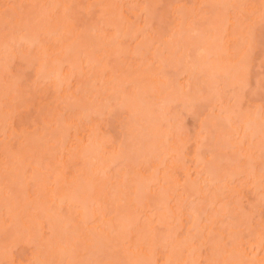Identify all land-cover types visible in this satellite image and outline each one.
<instances>
[{
  "label": "rangeland",
  "instance_id": "1",
  "mask_svg": "<svg viewBox=\"0 0 264 264\" xmlns=\"http://www.w3.org/2000/svg\"><path fill=\"white\" fill-rule=\"evenodd\" d=\"M56 1L58 2V0H48V1H47V0H46V1H45V0H44V1H43V0H42V1H41V0H0V58H1V59H0V61H1V62H0L1 65H0V66H2V64H4L5 61L8 62L7 59H8V56H9V55H7L5 52L7 51V49H9V50L12 49V44H10L11 47H9V46H7V45H9V43H10V41L13 39V37L10 39V41H9V39H7V38H10V35L13 33V30H14V33H15V29L18 31V33L16 34V35H18V36H16V39H17V40L19 39V36H20V35H21V37H23V34L26 33L25 36H24L26 39H24V37H23V38L20 37V38L22 39V40H20V42L23 41V42H25L26 44L29 43V44H28L29 46L26 45V46L28 47V51H29V48L34 49V48H33V45L35 44L34 47H36V43H38V47H39L40 38H41V40L43 39V35H42V34H44V33H47V34H48V33H52V34H51V36H52L51 38H52V39H51V38H48L47 35L44 36V39H47L48 42H47V40H44V39H43V40L45 41V42L43 41V43H42V41H41V43L43 44V46L40 44V45L42 46V48H44V47L46 48V47L49 45V43H51V41H52V43H51L50 45L53 46V44H54V46H58L60 43H57V44H56L55 42L53 43V41H54V35H55V34L58 35V33H60V32L62 31V27H64V26H65V27H66V26L69 27V26L71 25V26L73 27V23H74V26H75V27L71 28V26H70V28H71L70 31H71V32H72L74 29H76V25L79 26V25L81 24L79 27L77 26V29L74 30V31H76L77 34H78L79 36H80V33L83 31L81 36L83 37V35H84V33H85V36H86V37H85V41H87V40L89 41V40H90L91 44L93 43V45H94V44L96 45V44L99 43L100 41H99L97 38H94V37H92L90 34H86V33H91V32H90L91 29H92V28L95 29V27H96L97 25H98L97 28L100 29V30H99V29H97V30H98V31H101V28H100V27H102V29H103V25H102V23H103V24H104V23H108V24H107L108 28L106 27V24H104V26H105L106 28L103 29V31L106 30L105 32H103L104 34L106 33L105 36H104V37L107 36V37L105 38V40H106V39L109 37V34H112V33H113L112 30H114V29L116 30V27H117V26L120 24V22L122 21V19L119 20V18H121V17H122L123 19H124V17H125V19H127V21H126V20H123V21L125 22L126 26L128 25V26L131 27V28H129V27L127 26V29H129L128 32H130V31H134V32H133V36L136 37V35H137L138 38H139L140 34H142V36H143L144 39H145V40H144L145 42H144L142 39H140V41H141V42L143 41L144 44H145L146 46L149 44L148 46H151V47H150V48H151V51L149 52L150 48H149V49L147 48V49H148V53L145 54V57H144V55H142L145 59H147V58L149 59V60H147V62H145V60L143 61L144 58L141 57V56H139V57L136 56V57H135L134 55L130 54V53H132L131 48H132L136 43H138L137 40H136V42H135V40L132 41V42L130 41L131 38L133 37V36H131V35H132V32H131V34L128 36V38H126V36H125V39H121L123 45H120V51H117V52H119L118 54H115V53H117V52H116L117 48L114 50L115 47H114V48L112 47V49H113L114 52H115L114 54H113V52L111 53V51L107 49V52H110L111 54L115 55V56H111V54H109V56H111L109 59L106 58V57H107V56H106L105 58H106L107 61L104 60L103 63L100 62L99 64L97 63V64H95V65L92 66V65H91L92 62H91V64H89L90 62H89L88 60H87L88 62L85 61L86 63H85L84 61H82L83 58L85 57V56H83V58L81 59L82 64H83V62H84L85 65H83V66H88V67L86 68V70H85V68H84V70H83V69H82L83 67L81 68L82 64L79 62V63L81 64V65L79 66V71H81L80 68L82 69V71H84V72L86 71L85 73H86V77L88 76L87 78H85V76H84L85 74L81 77L82 79H81V78H78L79 75H77V76H78L77 78H76L75 75H74L75 77L73 76V78H71V77H70V74H69V72H70V70H69V69H70V66H69V69H68V67L65 66V65L62 66V67H61L62 69L65 68V69H67V70H69V71H67V70L64 71V70H63V71H61V73L67 72V76H69V78H71V79H69V82L66 83V84H67L66 86H68V87H67L68 89H67V88H66V89H67V91L69 90L68 93H71V92L74 93V91H75L74 88H76V86L78 85V82L81 81L82 84L85 82V83H84V86H86V83H87V80H88V79H93V78L96 79V78L98 77V75H100V76H99L100 79L97 78L95 81H94V80L91 81V82L94 81L93 83H89V84L91 85V90L89 89V90H90V92H88L89 94H88V93H87V94L84 93V97L86 98V100H85V98L83 97V93H82V94H79L80 92L78 93V91H79L78 88H77L78 91L76 92L77 94L74 93V94H75V95H74L73 93H71V95L73 94L74 97H77L76 95L79 94V97H77V98L75 99L76 105L74 106V103H73V104L71 105V107H69L70 105H68L67 103H68V102H69V104L72 103L71 101H68V100H70V98H69V99L66 98V99H68V100H67V102H66V101L64 102V97H65V96H64V97L62 96V95H64L65 92H67V91L65 90V92L63 93V89H65V88H64L65 85H63V86L60 85V86L63 88V89L61 88L62 91L60 90V92L57 93V94H59V95L61 94V95H60L61 98H60V96H57V94L53 92L54 87L52 88V86H53L54 84H52V86H51V84H50L51 82L49 83V82H48V79L43 78V79H45V80H42V81H39V82H38V81H35V80H34V79L37 80V78H32V79L34 80V82H33V80L30 78V77H32L31 75H32L33 73L35 74V72H34L33 70H34V69L36 70V68H34L35 66L37 67V64L35 63V61H37V59H36L37 56H38V55H40L39 57L42 56V54L38 51V50L41 49V47H39V49H38V47H36L37 50H35L36 48L34 49L35 51H33V53H34V52H37V51L39 52V54H36V55L34 54L35 57H34L33 55H29V58H31V59H33V57H34V63H33V61L31 60V63H33V65H34V66H33V65L30 63V59H29L28 62H29L31 65L28 64V62L26 63L27 59H25V58L28 56L29 53L32 54V49H30V52H29L28 54L25 55V52H24V51H21V49H22V50H25L27 47L24 46L25 44H24V45H21V44H23V42H21V43L19 44L21 47L24 46L25 48H21V49H20V47L18 46V48H19L18 51H19V52H18V51H17V52L14 51V53H15V52L18 53V54L24 53V54L21 55L22 57H24L23 60H22V58L20 57V55H18L19 57H16V54H14L13 56H15V57H14V60H15L16 63H14V60H13V62H11V61H12V58H13V56H12L11 59H10V60H11L10 63L8 62V64H9V67H8V68H7L5 65L2 66V67H0V98L2 99V100L0 99V104H1V103L3 104V105L1 104L2 108H0V112H1V114H0V119H1V121H0V122H2V121H3L4 123L6 122V121H4L5 119L2 120L3 117H1V116H3V114H4L5 112L7 113V112L10 111V112H9L10 114L7 113L8 115H10L9 118L6 117V116H8V115H6V114H5L6 116L4 115V118H6V119L8 118L7 120H9V121H7V122H10V123H7V124H10V125H8L9 127L7 126V124H4V123L2 122V123H0V124H1V125H0V128H1V126H2V124H3V127H2L3 129L1 128V130L8 129V128L11 129V130L8 129L9 131L7 130L9 136L7 135V132H6V133L4 132L5 135H4V133H3V135H2L1 132H0V167H1V168L4 167V163H6L5 165H8V166H9L10 163L8 162V160H9V159H10V160L12 159V158L10 157V156H12V155H14V158H15V157L18 158V156H16V155H18V153H19L20 156H19V159H18V160H20V162H21V159H22L23 157H24V158L27 157V158L24 159V161H22L21 163H22V166H25V167H24V169H25L24 173L26 172V175H28V176L30 177V178H29V177H26V178H29L28 180L32 179V180H31L32 182H31V181H30V182L28 181V185H29V187H30V184H32L33 182H35L36 179H35L34 176L32 175L33 173H32V174L30 173L31 171L29 172L28 170H26V169L28 168V167H26V165L28 166V164H27L28 161H29V162H33V164L35 163V164H34L35 167H38L39 169L41 168V169H43L44 171H46V168H47V167L45 168L46 165L50 166V168L48 167V168L50 169V172H48L47 175H49V173L51 174V172L54 171V169L51 168V167L53 166V163H52V164L49 163L50 161H51V162H54V161L56 160V158H57V157H55V155L52 154V153H53V152H52V149H54V147H55L54 150L56 151V150H59L58 148H60V149H61V152L57 154V152L60 151V150H59V151H57L55 154H56V155L61 154L62 151L65 150L64 148H65L66 146H67V148H69V146H70V144H68L69 141L67 142V139L70 140V141H72L73 138H74V140H75V139L77 138V136L80 134V133L77 134V131H76V130L78 129L79 125L85 121L84 119H86L85 117L88 116V115H86L84 118H83V117H80V116H81L82 114H84V113L87 114L88 111H89L90 113H91V110H92V111H95L94 109H96L97 106H98V105H97L98 103L95 104L96 106H94V107H96V108L93 107V103H92V107H91L92 109H90L89 106H88V107L86 106V104H87L86 101L88 102V100H89L90 98H92V96H91L92 94H95L96 92H97V93H99V92L101 93V92H102L103 94L101 93V96L103 95V97H104V96L108 95V93L111 91V92L109 93V97H110V95L113 96V94H111L112 92H114V91H113V88H115V89L117 90V87H114V86H115V84L118 85V83H119V82H118L119 79H118L117 77H121V74H122V73H126V75H127V78L125 77L126 80H124L125 78L122 79V78L124 77V76H123V77H121L122 80H120V81H123V80H124V81H127V79H129V78H128L129 76H128L127 72H124V71H128L129 73H132L131 71H133L134 69H136V71H135V70H134V71H135V72H138V73L141 71V73H139V74H138V73H135V78H134L133 80H132V78H133L134 76H133V77H130L131 83H132L133 81L139 79L140 81H135V83H136V82L138 83V84H136V86H139V85H141V82H142V79H143V78H142V76H143V74H142L143 71H144V74H149V75H150V73H152V72L155 71V70H156V72H157V69L161 67L160 64H162L163 62L168 61V62L165 63V64H167L168 66H169V63H170V62L172 63V60L174 59L173 55L176 54L175 51L173 50V49H174V48H173V47H174V46H173V43H175L174 38H171L172 40L169 38V40H171L172 43L167 42V44L169 45V46H168V47H169V48H168L169 51H167V47L165 48L164 45H163V44H166V41H162L163 44H162V42H161V43H158V44L156 43V42H160V41L162 40V38H161L162 35L165 36V29H164L163 27H165L166 30L168 29V32H172V31H173L172 28H173V26H174V32H176V33L173 34L174 37H175V34H176V35L178 34L177 31H176V30H178V29H176V28L180 25V28L182 27V29H180V28H179V29L183 31L184 23H185V21H187V20H189V22H190V20L192 19L191 23H190V24L188 23V24H189V26H190L191 24H192V26L195 25L196 27H194V26H193V27H194V28H197L196 30H199L200 26H201L203 29H205L206 27L209 28V27L215 25V24H214V25H211V24H213V22H215L216 15H218V14H222V12L226 9V7L229 8L230 6H231V7H232V6H235L234 3H235L236 0L233 1V4H232V5L229 4V3H227L229 6H227V4H226L227 1L224 2V3H225V6H224V3H222L223 6H224V9H222L223 11L221 10L222 12L220 11V13L215 14V17H214V15L212 16V14L216 13L217 11L219 12L218 9H219V8H222V6H221V7H217V8H216L215 5H213V8L210 7V6L207 7V6H208V3H207L206 1H204V0H203V1L206 2L207 4H206V3L204 4V3L202 2V0H201V1L199 0L201 6L195 4V3H196L195 1L198 2V0H172V1H169L168 4H169V3L171 4V3H174V2H175L174 4H172L174 7L176 6L175 8H177V5H181V7H180L179 9H181L182 6H184V8H182L180 11H182L183 9H184V10L186 9L185 13H188V12H187V11H188V10H187L188 8H190V9H189V11H190L191 8H193L192 10H194V9H195L194 7L196 6V10L193 11V13H195V14L193 15V13H192L191 11H190V12H191L192 15H189V14H188L189 16H192V18H191V19H187L189 16L186 15V14H184V16H183L184 19H185L187 16H188V17L184 20V23L182 22L183 26H181V24H178V26H176V28H175V25H177V22H181V19H180V18H177L175 15H172V12L174 11V8L171 9L173 6L170 7L171 5H167V6L165 5V4L167 3V0H159L160 2H159L158 0H152V1H151V0H138V1H137V0H136V1H135V0H130V1H129V0H122V1H121V0H116L117 2H115L116 4H115L114 6L112 5V1H111V4H108V2H106V4H105V2L101 4V3H98V0H97V2H96L95 0H93V1H94V4L97 3L96 5H100L101 7H103V8H100V7L98 6L100 9H102L101 11H100V9H99L98 7H96V5L93 6L94 4H93L92 7H91V4H90L91 1H87V0H71V1H70V0H61L60 2H58V3H61V4H58L57 7H58L59 5H64V6H67V8H70V9L65 10V12H64L65 14H64V13L61 14L62 16H66V17H64L65 19H63V17L60 18V16H59V17L57 16L58 18L65 20V21L62 20L63 23L65 22V24L62 25V26H61V24H59V26H58L59 28H57V24L55 23V22H56L55 19L57 20V18L54 17V16H55V15H54V12H52V11H54V9H55V6H54V5H55V2H56ZM78 1H79V2H78ZM86 1H87V2H86ZM105 1H106V0H105ZM131 1H132V2H131ZM150 1H151V4L149 3ZM207 1H209V0H207ZM222 1H223V0H222ZM230 1H231V0H230ZM245 1H246V0H245ZM245 1L243 0V2H245ZM260 1L263 3L262 0H248V1H246V3L251 4V7H250V5H249V6H246V9L249 8V7H250V9H251V8H252L254 5H256V4H257V5L259 4V6H260V4H262ZM57 2H56V3H57ZM62 2H63V4H62ZM70 2H71V3H70ZM74 2H75V3H74ZM89 2H90V3H89ZM100 2H103V0H102V1L100 0ZM122 2H123V3H122ZM228 2H229V1H228ZM243 2L240 1V4L243 3ZM252 2H253V6H252ZM72 3L74 4V6H76V9H75V7L73 6V8H74L73 11H74V12L71 10V7H70V6H72ZM87 3H88L89 6L91 7V8L88 9V11L86 10V7H88V4H87ZM92 3H93V2H92ZM113 3H114V1H113ZM120 3H121V4H120ZM147 3H148L149 5H147ZM198 3H199V2H198ZM198 3H197V4H198ZM202 3L204 4V6H206V5H207V6H206V7H203V6H202V5H203ZM219 3H220V2H219ZM219 3H216V4H219ZM231 3H232V1H231ZM237 3H238V0H237ZM237 3H235V4H237ZM65 4H66V5H65ZM103 4H105V7H106V8L112 6V7H110V9H111L110 12H112V13L108 12V9H106V11H105V12H108V13H104V12H102L103 10H105V7L102 6ZM209 4L211 5V2H209ZM248 4H245V5H248ZM263 4H264V3H263ZM263 4H262V7H263ZM78 5H79V6H78ZM84 5H87V6L85 7ZM125 5H126V6H125ZM144 5L146 6V8H147L148 6H151V7H153V8H152V10H151V7H150V8L148 7V9H146L147 11H145V12H144V10H141V11H140V8L143 7ZM238 5H239V4H238ZM245 5H244V6H245ZM257 5H256V7L254 6L255 9L252 8V11H254V10H256V9L258 8ZM64 6H62V8H63ZM211 6H212V5H211ZM217 6H218V5H217ZM241 6H242V5H241ZM244 6H242V8H243ZM57 7H56V8H57ZM60 7H61V6H60ZM60 7H59V9H60V11H61L62 9H61ZM81 7H82V8H81ZM84 7H85V8H84ZM120 7H121V8H120ZM165 7H166V8H165ZM168 7H169L170 9H168ZM214 7H215L216 9H215ZM239 7H240V6H238V8H239ZM52 8H53V10H52ZM119 8H120V10H119ZM206 8H211V9H212V10H211L212 13L209 12V11H207ZM228 8H227V11H228L227 14H228V15H227V14H226V15H227L229 18H227V19H231V21H230V22L228 21V22H229L230 24L233 23V24H234V28H233V25H232V27H231V25H230V27H231V30H230V27L227 25L228 28H229V31H227L228 29L226 28L227 26H225V25H226V23H228V22H225L224 20L221 21L224 17H226L225 14H223V15H224L223 18H222V16L220 17V15H219L216 19H218V18L220 17V18H219V19H220L219 22H220V21L223 22V23L225 22L224 27H225L226 29H224V27H223V30H225L226 33H225V31H223V33H225L226 35H227V33H228V34H231V33H238V34H237V35H238L237 37H236V35H233L234 38H233V36L231 35L232 38H233V40L236 39L237 41H234L233 43H231V40H230L231 45H233L234 43L236 44V45L233 46V47L236 46L235 49L237 48V44H238V42H239V44H238V48H239V49H237V50H235V51L233 52L234 55H237V57L234 56L236 61L240 58L241 55H243V53H241V52H243V51H242V49H243L242 47H244L243 45H245V47H246V45H248V44H246V43H250V44H251V46H250V44L248 45L249 47H251L250 49H249V48H248V50H247L246 48L243 49V50H245V51H246V50H247V51H249V50L251 51V52L249 51V54L247 53V54H248V57H247V54H246V57H243V58H247V59L244 60V59L241 57L242 59L240 60V62L238 61L239 64L237 63V65L243 64L242 66L244 67V69L242 68V69H238V70H237V68H234V66H232V68H230V69L228 70V71H230V74H231L232 77H236L235 79H232V78H231L232 80L230 79L229 82L232 83V84H231V83H230V84L233 85V84L235 83L236 85L234 84V85L230 88L231 85L228 87L229 84H228V85H227V84H224V83L227 82L229 79H228L227 81H226V79H225V81H223V80H224V78H223L224 76H223V77H222V76L217 77V74H216V76H215V73H214V74L212 73L214 76L211 75V76H209L208 78H210V80H211V77H213V78L217 77V78H216V81H217V82H218V80H219V78H220L218 84H219L220 86H223V87H222L223 90H224V91H223V94H225V95H221V96H220V94H221L220 91H222V89L220 88V91H218V89H217L218 87H217L216 89H215V88H212V89L214 90V91H213L214 94H213V93L211 94V89H210L209 91L207 90V89H209V87H208L209 85H208V84H211V82H210V83H207V81L204 80V78H203V74H201V73H202V70H203V69H201L202 67H200V69H201V71H200L199 69H197V68H199L198 65L195 66V67H197V68H195V67H191V65H190L189 67H190V70L193 71V76H194V71L196 72L195 75H196V74H197V75L199 74V75L196 76V78H195V76L192 77V76L190 75V77H192V80H193V78H194L195 80L193 81V82H194V83H193V82H191L192 80L190 81V80L188 79V81H189L188 84H190V83H192V85L194 84V87L197 88V89H195V91H196V92L199 91V92H197V93H198L200 96H202V93H203V96H204L203 100H202V97H203V96L200 97L199 95H198V99H197V100L194 99L195 97H194V98L191 97V99L189 98L191 101H192V99H194V100H193L194 102H192L193 104L196 103V101H199V98H201V101H199V102L196 103V104L198 105V107H197L196 104H195L196 107H194V105H193V107H194V108H193V109H194V112H192L193 110L190 111V110H186V109H183V108H182V110H181V108L179 109L178 107H180L181 105H182V107H187V104H186V103L184 104V102H183L184 99H182L181 96H182L183 94L186 93V96L184 97V95H183V98H186L185 100H187V98L190 97L189 95H191V94H188V93H187V92L191 89V87H190L189 90H188L187 92H185V91H184V93L180 92V93L182 94V95L180 96L181 99H182L181 102H183V103L180 105V100H181V99L179 100V98H180V97H179V98H178V100H179V104H178V100H177V104H178V106H177V107H174V106H175V105H174L172 108H170V109H173V110H174V109L177 110V111H174L176 115H174V114L172 115L173 112L170 111V110L168 111L169 108H168L167 106L164 108L163 111H166V112H165V115H167L166 113L169 112L170 115H171V117L175 116V117L169 119V121L172 119L170 122L166 120V122L169 123L168 125H172V124H173L172 127H174V128L171 127V128H172V131H173L172 133L169 131V130L171 129L170 126H166V122H165V121L159 120V119H161V118H158L157 120L153 119V120L155 121V124H156V125H155V128L157 127V122H156V121L159 120V122H160V124H159V122H158L159 131H160V128L163 129V127L165 128V126H166V130L169 128V130L167 131V133H166V131L164 130V133L167 134V136H169V137H168L169 140H170V135H171V138H172V134H174V136H173V142H174V140H175V142H176V140H178V143H179V144H181V142H182V143H185L184 145L181 144V146H182V145L185 146V147H183L184 149H181V150H183V151H178V149H177V151H175L176 153H179V152H180V156H179L178 158L180 159L181 156H184V157H182L184 160L181 161V160H179L177 157H176L177 160H176L174 157H172V158L175 159V160L173 159V162H174L175 165H176V163L178 164V163L180 162V163H179V166H180V164H181L180 167L183 166L182 169L187 168V170L178 169L179 167H178V165H176V166L178 167V168H177L178 170L176 171V170H175V169H176V166H173V164H172L173 162H172V163H171V162L169 163V160L171 161L172 159L168 158L167 156L163 157V156H164V151H163V149H162V151H161V149H160V151H161L162 154L160 153V151H158V153H160V155H159L158 158H156V159H159V158L161 157V155H162L161 158H162V159L164 158V161H163V162H165L164 165L166 166V165H167V162H168V165H167V166H171L173 169L175 168L174 170H175L176 172H178V175H177V176H176V175H173V178H175L174 176H176V180H177L178 182H181V183H183V180H186V179H188V178H189V180H190V179H191L190 177L192 176V180H193V182H194L195 179H196L197 181L200 180V181H199V182H200V185L202 184V182H203L202 179H201L202 177L198 180L197 177H196V175H195V174H198V173H196L195 170L199 171V167L201 168L202 171L204 170L203 165H206V164H204V163L202 162L203 165L200 166V165H201L200 163H201V161H202L203 159L206 160L205 158H206L207 156L209 157V155H208V154L206 155V153H209V154L211 155V156H210V157H211V158H210V162H209V160H208V161H204V162H208V163H207L208 167L205 166V169H206L207 171H208V168H209V167L213 170V169H214V168H213V165H215L214 167H217L219 164H220V165L224 164V165H223V167H224L223 169L219 168V167H221V166H218V168H216V170L219 169V171L217 170V172H218L219 174H220L221 172H222V173H221L222 175L224 174L223 172H224L225 169L227 168L226 166H228V167L233 166L232 168L230 167V169H232V170L234 169L235 171H238L237 168H236V167L238 166V167H240V168H239L240 171H238V172H239L238 174H240V172L242 173L241 165H242L243 162H242V160L238 159V158H240L241 156L236 158V157H234V156H230V153H229V156L226 157V156H227L226 153H224V154L226 155V156H225V155L222 154L224 151L221 152V151L224 149V147H227V146H228V144L230 143V141H228V144H225V145H224L223 143H220V142H222V141H220L221 138H219L217 135H213V134H216V133L218 132L217 130H220L221 127H220L219 129L216 130V131H217L216 133H215V130H214L213 128H217V127H219L221 123H220V121H218L219 119L217 120V118L219 117V114H218V117H216V115H217V114L215 113L216 110H210V113H213L212 115H215V116H214L215 118H214V117H213V118L216 119V121H218V122H217L218 126H215V125H214V123H215L216 121L212 123L215 127L211 124V120H210V119H213V118H210V119H209V117L211 116V114H209V112L207 111L208 109L205 110V108H203V107L207 106V107L209 108V105H210V106H213L214 103L211 102L209 105H207V104H206V103H207L206 100H204V99L206 98L205 95H209L210 97H212V96L215 97V96L219 95V97L216 98V99H218V100L220 99V101H218V100H217V101H216V100H213V99H214L213 97H212V100H213V101H216L217 103H219V102H221V101H224V104H223V105H225V102H228V101H229L228 104L226 103L227 107H229V103L231 102V98L234 97V98L232 99V102L230 103V105H231V104H232V105H235V107H236L237 109H236L235 107H233V108H234L235 111L237 110V112H235V113L238 114V115H237L238 117H241V115H243L242 112H241V114H239L240 111H238V109H239V110L242 109V108L245 109V110L247 111V112H245V113H248V111L250 112V110L253 111L254 108H252V109L249 110V109H246V107L250 108V107H249V104L253 106V105L255 104V102H257V103L260 104V108H259V110L262 111V112L264 111V107H263V106H264V96H262V95H264V45H263V44H264V41H263V43H260V42H262V40H260V39H261V37L264 35V32H263V31H264V18H263V17H264V13H263L264 11L261 12V8H260V9H257L258 12H257L256 14L253 13V14H255V18L257 17V20L260 18V15H262V13H263V17H262L263 19L260 20V21H262V22H259V20L256 21V19H254L256 22L253 20L255 23L253 22L254 24L252 25V23L249 21V19H247L249 16H243V15H244V12H245V11L247 12L249 9L246 10L245 7H244L245 11H244L243 9L241 10V12H243V13H242L243 15L241 16V13H240V15L237 16V13H238L239 11L236 13L235 10H234V12H235V13H234V12H233V9H232V12H231V10L229 9V10H230V11H229ZM234 8H235V7H234ZM236 8H237V6H236ZM50 9H51V10H50ZM83 9H84V10H83ZM154 9H155V10H154ZM163 9H164V11H163ZM167 9H168V10H167ZM179 9H178V10H179ZM57 10H58V9H55L56 12H57ZM116 10H117V11H116ZM153 10H154V11H153ZM171 10H172V11H171ZM213 10H215L216 12H213ZM259 10H260V12H259ZM41 11H43V13H42ZM69 11H70V12H69ZM90 11H91V12H90ZM149 11H151V12H149ZM161 11H162V12H165V13H162ZM225 11H226V10H225ZM225 11H224V13H225ZM48 12H49V13H48ZM61 12H62V11H61ZM67 12H69V13H67ZM89 12H90V13H89ZM100 12H101V13H100ZM176 12H177V10H176ZM190 12H189V13H190ZM248 12H250V10H249ZM31 13H32V14H31ZM34 13H37V14L35 15ZM40 13H41V15L39 16ZM114 13H115V14H114ZM173 13H174V12H173ZM183 13H184V12H183ZM51 14H52V15H51ZM69 14H70V15H69ZM88 14H89V15H88ZM174 14H176V13H174ZM34 15H35V17H34ZM42 15H43V16H42ZM46 15L48 16L49 19L47 18ZM50 15H51L52 17H54V20L51 19L52 17L50 18ZM53 15H54V16H53ZM122 15H123V16H122ZM156 15H157L158 17H157ZM162 15H163V17H162ZM181 15H182V14H181ZM185 15H186V16H185ZM249 15H252V14H249ZM36 16H37V17H36ZM38 16L41 18V24H40L39 22H37V21H39V17H38ZM105 16H106V17H105ZM110 16H111V17H110ZM160 16H161V17H160ZM171 16H173L174 19L176 18L175 21H173V17H171ZM253 16H254V15H252V17H253ZM67 17H69V18H67ZM156 17H157V18H156ZM230 17H231V18H230ZM246 17H247V18H246ZM31 18H33L32 20L34 21V23H33V21L31 20ZM37 18H38V19H37ZM249 18H251V16H250ZM66 19H68V21H67ZM73 19H74L75 21H74ZM104 19H107V22H105ZM117 19H118V23H119V24H118V23H117V24H112L115 20H116L115 22H117ZM159 19H160V20H159ZM177 19H180V21L177 20ZM213 19H214V20H213ZM42 20H43V22H42ZM101 20H102L103 22H101V23L98 22V21H101ZM157 20H158V21H157ZM212 20H213V21H212ZM250 20H251V19H250ZM17 21H18V22H17ZM19 21H20V23H19ZM25 21H27L28 23L25 22ZM58 21H59V20H57V23H58ZM72 21H73V22H72ZM112 21H113V22H112ZM123 21H122V23L124 24ZM159 21H162V22H159ZM165 21H166V22H165ZM182 21H183V20H182ZM251 21H252V20H251ZM109 22H110V24H109ZM221 22H220V23H221ZM231 22H232V23H231ZM21 23H23V25L25 24V26H28V24L31 25V23H32V25H34L35 23H36V24L38 23V24L40 25V26L38 25L40 29H43L44 26H46L44 29H48V30L51 29V30H50L49 32L46 31V30H42V31H43V33H42V31H41L40 29H38V27H37V29L40 30V35H39V31L35 30V31H37V33H38V34H37V33L35 32L36 35L38 36V37L36 36V40H35V37L32 36V34L29 35V39H30V38H33L36 42L34 41V43H30V42L27 43L26 40L28 39L27 35H28L29 33H27L28 31H27L25 28H28V27H24V29H25V30H24L25 32H24V31L22 30V27H23V26H22ZM59 23H60V22H59ZM61 23H62V22H61ZM71 23H72V24H71ZM75 23H76V25H75ZM163 23H164V24H163ZM200 23H201V24H200ZM19 24H20L21 27L19 26ZM36 24H35V25H36ZM90 24H91V25H90ZM123 24H121V26H122ZM168 24H169V25H168ZM188 24H186V26H188ZM218 24H219V23H217V25H218ZM221 24H222V23H221ZM32 25H31V26H32ZM35 25H34V28L36 29V26H35ZM41 25H42V26H41ZM109 25H110V26H109ZM111 25H113V26H115V27L112 26V27H113V29H112ZM116 25H117V26H116ZM159 25H160V26H159ZM165 25H167L168 27L165 26ZM198 25H199V26H198ZM219 25H220V24H219ZM219 25H218V26H219ZM251 25L253 26V27H252V30H251V28H250ZM31 26H29V27H31ZM47 26H49V27L47 28ZM87 26H88V28H87ZM94 26H95V27H94ZM221 26H223V24H222ZM221 26H220V27H221ZM60 27H61V28H60ZM65 27H64L63 31H64V32L66 31V32H65L66 34L63 33V31H62L61 33H62V34H65V35H63V36H65V38H66L67 31H69L70 28H68V30H67ZM81 27H82V28H81ZM85 27H86V28H85ZM91 27H92V28H91ZM110 27H111V29H109ZM118 27H120V26H118ZM170 27H172V28L170 29ZM190 27H191V26H190ZM204 27H205V28H204ZM32 28H33V26H32ZM34 28H33V29H34ZM89 28H91V29H89ZM120 28H121V27H120ZM184 28H185V26H184ZM207 28H206V30H205V33L210 34L211 31L209 32ZM215 28H218V27H216V25H215ZM232 28H233V29H232ZM258 28L260 29V31H259V30H258V31L256 30V29H258ZM28 29H29V28H28ZM65 29H66V30H65ZM78 29H79V30H78ZM94 29L92 30V32L94 31ZM121 29H122V28H121ZM169 29H170V30H169ZM175 29H176V30H175ZM187 29H188V28H186V30H187ZM209 29H210V28H209ZM213 29H214V28H212V33H213ZM88 30H90V31L88 32ZM107 30H109V32H107ZM115 30H114V32H115ZM119 30H120V29H119ZM201 30H202V29H200L199 31L202 33L203 31H201ZM250 30H251V33H252V34L250 33ZM261 30H263V31H261ZM17 31H16V32H17ZM26 31H27V32H26ZM32 31L34 32V30H32ZM74 31H73V32H74ZM78 31H80V32L78 33ZM136 31H137V33H135ZM184 31H185V29H184ZM187 31H188V30H187ZM189 31H190V29H189ZM193 31H194V30H192V32H193ZM207 31H208L209 33H208ZM215 31H219L218 34L221 33V30H220V29H217V30L215 29ZM248 31H249V32H248ZM254 31L258 32V33H257V34H258V37H257V34H256ZM19 32H21L22 34H21V33L19 34ZM23 32H24V33H23ZM33 32H32V33H33ZM122 32H123V31H122ZM192 32H191V33H192ZM200 32H199L198 35H201ZM14 33H13V34H14ZM35 33H34V35H35ZM61 33H60V35H62ZM68 33H70V32H68ZM96 33H97L98 35H100L99 33H102V32H96ZM116 33H117V32H116ZM116 33H115V34H116ZM118 33H120V31H119ZM124 33H126V32H124ZM124 33H123V34H124ZM134 33H135L136 35H135ZM166 33H167V31H166ZM179 33H180V31H179ZM181 33L183 34V32H181ZM184 33H185V32H184ZM194 33H196V32H194ZM205 33H204V34H205ZM212 33H211V34H212ZM244 33H245V35H242V34H244ZM248 33L250 34L249 36H248ZM77 34H75V35H77ZM115 34H113V35L115 36ZM161 34H162V35H161ZM167 34H168V33H167ZM170 34H171V33H170ZM182 34H180L181 39H182L183 37L186 38V37H188V36H189V37L192 36L191 38H194L195 35H196V34H195V35H189V32H188V33L186 32L185 34H183L184 36L182 37ZM186 34H187V35H186ZM207 34H206V35H207ZM246 34H247V35H246ZM255 34H256V35H255ZM262 34H263V35H262ZM60 35H59V36H60ZM68 35H69V34H68ZM70 35H72V33H71ZM70 35H69V36H70ZM78 35H77V36H78ZM116 35H117V34H116ZM124 35H125V34H124ZM173 35H171V37H173ZM185 35H186V36H185ZM213 35H214V34H213ZM223 35H224V34H223ZM226 35H225V36H226ZM259 35H260L261 37H259ZM39 36H41V37H39ZM59 36H58V37H59ZM63 36H61V37H63ZM69 36H68V37H69ZM72 36L74 37V33H73ZM72 36H70L69 38H71ZM77 36H76V38H75V37H74V38H75V39H79V38L81 37V36H80V37L77 38ZM119 36H120V35H119ZM119 36H116V37L118 38ZM122 36H123V35L121 34V37H122ZM142 36H141V37H142ZM167 36H168V35H167ZM201 36H203V35H201ZM207 36H208V35H207ZM210 36H211V35H210ZM210 36H209V37H210ZM220 36H221V35H220ZM220 36H219V38H220ZM231 36H230V37H231ZM244 36H246V37L248 36V39L245 38ZM14 37H15V35H14ZM17 37H18V38H17ZM45 37H46V38H45ZM58 37H57L56 39H58ZM61 37H60V38H61ZM73 37H72V39L74 40ZM88 37H89V38H88ZM100 37H101V36H100ZM110 37H111V36H110ZM110 37H109V38H110ZM116 37H114V38H116ZM121 37H120V38H121ZM176 37H177V36H176ZM189 37L187 38L186 41H184V40L180 41L181 39H180V40H177V39H178V37H177L176 40H177V42H179V43H176V44L178 45V44H180V42H181L180 45L183 44L182 47L185 46V44L190 43V41H188V40L191 39V38H189ZM198 37H199V36H198ZM211 37H212V36H211ZM226 37L229 38L228 36H226ZM226 37H223V38H226ZM256 37H257V38H256ZM3 38L5 39V42H4ZM38 38H39V42H38V40H37ZM91 38L95 39V42H96V40H98L99 42L94 43V40L92 39V41H93V42H92V41H91ZM114 38H113V40H114ZM138 38L136 37V39H138ZM164 38L166 39V36L163 37V40H164ZM184 38H183V39H184ZM195 38H196V37H195ZM195 38H194V41H195ZM205 38H206V37H205ZM215 38H216V37H215ZM219 38H216V39H219ZM221 38H222V37H221ZM223 38H222V41L224 40ZM240 38H241V39H240ZM259 38H260V39H259ZM263 38H264V37H262V39H263ZM6 39L9 41V43H8V41L6 42ZM33 39H32V41H33ZM50 39H51V40H50ZM82 39H83V38H82ZM127 39H128V40H127ZM198 39H199V38H198ZM229 39H231V38H229ZM246 39H247V40H246ZM249 39H250V40H249ZM14 40H15V39H13L12 42L16 43ZM49 40H50V41H49ZM59 40H60V39H59ZM63 40H64V39H63ZM63 40H62V38H61L62 43H64ZM73 40H71V42H72ZM80 40H81V39H80ZM83 40H84V39H83ZM110 40H111V39H110ZM110 40H109V41H110ZM116 40H117V39H115L114 43L117 42ZM118 40H119V39H118ZM207 40H208V39H207ZM207 40H206V43L211 45V42H212V41L210 40V41L207 42ZM225 40H227V39H225ZM242 40H243V41H242ZM248 40H249V41H248ZM255 40H256V41H255ZM18 41H19V40H18ZM67 41H68V40H67ZM69 41H70V40H69ZM77 41H79V40H77ZM111 41H112V40H111ZM127 41H128V42H127ZM187 41H188V42H187ZM219 41H221V40H219ZM245 41H246V43H245ZM257 41L259 42L260 45L262 44V46H261L262 48L260 47V45L258 44ZM3 42H4V43H3ZM46 42H47V43H46ZM71 42H70V43H71ZM74 42H75V43H74V45L72 46L71 49H70L71 46H69L70 43L65 42L70 50L74 49V48H73L74 46H75V50L77 49L76 51H75V50H74V51H70V50H68V53H67V54H69V51H70L69 57H68V56H65V57H67L68 60L71 59V60H70V63H73L72 61H74V60H72V59H75V61L78 62V60L81 58V57H80V58L78 59L77 56L74 55V54H75L74 52H77V51H78V52L76 53V54H78V53L81 52L80 50L82 49V48H80V47H79V49H78L77 45H75V44H78V42H76L75 40H74ZM81 42H82V40H81ZM90 42H86V43L89 44ZM105 42H106V41H105ZM105 42H104V45H105ZM119 42H121V41L119 40ZM123 42H124V43H123ZM147 42H148V44H147ZM164 42H165V43H164ZM182 42H183V43H182ZM184 42H186V43L184 44ZM216 42H218V40H217V41H213V44H212L211 46H215V45H218V44H219V43H216ZM224 42H225V41H224ZM226 42H227V41H226ZM226 42H225V43H226ZM256 42H257V43H256ZM65 43H64V44H65ZM82 43H83V42H82ZM82 43H81V44L79 43V46H81ZM86 43H85V44H86ZM101 43H102V41H101ZM101 43L99 44L98 47L94 45V46H95V49H96V50H99V51H100V49H102V52H105L104 49H106V47H104V49H103V44H102V46H100ZM114 43H113V44H114ZM131 43H132V44H131ZM133 43H135V44L133 45ZM196 43H197L196 46L198 47V46H199V45H198V40L196 41ZM200 43H201V42H200ZM221 43H222V42H221ZM2 44H4V45L7 44V45H5V50H6L5 52H4V45H2ZM17 44H18V43H17ZM30 44H31V45H30ZM45 44H46V45H45ZM72 44H73V42H72ZM85 44L82 45L83 48H84V45H85ZM87 44H86V45H87ZM108 44H109V43H108ZM111 44H112V43H111ZM111 44H110V45H111ZM116 44H118V43H116ZM116 44H114V45H115L116 47H119V46H117ZM119 44H120V43H119ZM119 44H118V45H119ZM144 44H143V45H144ZM192 44H193V39H192V41H191V45H192ZM222 44H223V43H222ZM227 44L229 45V42H227ZM50 45H49V46H50ZM60 45H62V44H60ZM89 45H90V44H89ZM89 45H87V46H89ZM93 45L90 46V47H92V50L94 49V48H93ZM97 45H98V44H97ZM140 45H142V43H140ZM162 45H163V46H162ZM170 45H171V49H172V51H171V49H170ZM180 45H179V46H180ZM191 45H190V46L186 45L187 48L184 47L185 50H186V49L189 50V52H188L189 55L186 56V59H185V60H189V59L194 58V56H193V55H194V52H192V51H193V50H196L197 47H196L195 45H192V48H193V49H192V51H191V49H190V48H191ZM201 45H202V44H201ZM210 45H209V46H210ZM228 45H227V46L223 45V46H224L225 48H229V46H231V45H229V46H228ZM14 46H16V45L14 44ZM14 46H13V47H14ZM49 46H48V47H49ZM87 46H86V47H87ZM156 46L159 48V51H160V49L162 50V51H160V53L162 52L163 55L159 53L160 56L162 55V57H159V54H158V55L156 54V53L159 52V51H158V48H157ZM165 46H166V45H165ZM175 46H176V45H175ZM179 46H178V48H179ZM193 46H195V48H194ZM209 46H208L207 48H211V46H210V47H209ZM6 47H7V49H6ZM90 47H88L89 49H87V50H89L90 53L87 54L88 51H86V48H84V52H82V54H85V52H86V54H85V55H86V58H84L85 60H86V59H89V58H87L89 54H90V57H91V55H92V57H94V56H95L94 54H97V53H95V50H93V51L91 50L92 53H94V54H91V51H90L91 48H90ZM99 47H100V49H99ZM101 47H102V48H101ZM109 47H110V46H109ZM109 47H107V48H109ZM144 47H145V46H144ZM189 47H190V48H189ZM221 47H222V46H221ZM233 47H232V48H233ZM259 47H260V48H259ZM14 48H15V47H14ZM16 48H17V47H16ZM57 48H58V47H57ZM57 48H56L57 51H56L55 49H53V48H51V49H50V48H47V49H48V52L50 51V52H52V53H55V52H54V50H55V51H56V54H57V52L60 51V49L58 50ZM59 48H62V50H63V45H62L61 47L59 46ZM134 48H135V47H133L132 49L134 50ZM152 48H153V49H156V52H155L154 54H156L157 57L155 58V60H156L158 57H159V58H163V57H164V58H167V59H168V60H166V59L164 60V58H163L164 61H163L162 63H160V64H159V63H156L157 65H158V64H159V65H158L157 68H156L155 70H153V71H152L151 69H152L153 66H154L153 63L155 62V60H154V62H152V63L150 62V58L152 57L151 54L153 53V49H152ZM178 48H176V52H177V53H180V52H183V51H184V49H183V50H180V51L178 52V51H177ZM198 48H199V47H198ZM232 48L230 47V49H229V50H231V51H230L231 53H232V51H233ZM252 48H253V49H252ZM49 49H50V50H49ZM52 49H53V50H52ZM66 49H67V47H66ZM110 49H111V47H110ZM112 49H111V50H112ZM136 49H137V48H136ZM181 49H182V48H181ZM211 49H212V48H211ZM223 49H224V48H223ZM233 49H234V48H233ZM113 50H112V51H113ZM129 50H130V53H129ZM138 50H139V49H138ZM140 50L143 51L144 49H141V48H140ZM209 50H210V49H209ZM255 50H256V52H255ZM10 51H11V50H10ZM12 51H13V50H12ZM64 51H65V46H64ZM64 51H63V52H64ZM82 51H83V50H82ZM99 51H98V53H100V54H99L100 56H97V58L102 57V56H101V55H102V52H101V51L99 52ZM144 51H145V50H144ZM144 51H143V52H144ZM146 51H147V50H146ZM170 51H171L173 54H172V53H169ZM211 51H213V50H211ZM214 51H217V50L215 49ZM237 51H239V53L241 54L240 56L236 53ZM240 51H241V52H240ZM26 52H27V51H26ZM38 52H37V53H38ZM65 52H66V51H65ZM135 52H137V50H136ZM151 52H152V53H151ZM184 52H185V51H184ZM184 52H183V53H180V54H181V55H184ZM186 52H187V51H186ZM186 52H185V53H186ZM195 52H197V50H196ZM60 53H61V52H60ZM60 53H58V54H60ZM144 53H145V52H144ZM168 53H169V54H168ZM174 53H175V54H174ZM211 53H212V52H211ZM235 53H236V54H235ZM245 53H246V52H245ZM245 53H244V56H245ZM253 53H254V54H253ZM56 54H54L53 56L49 54L50 56H52V57H50V56H49V57L53 59V57H54ZM64 54H65V53H61V54H60L61 57H62ZM72 54H73V55H72ZM154 54H153V56H155ZM171 54H172V55H171ZM186 54H187V53H186ZM186 54H185V55H186ZM191 54H193V55L191 56ZM6 55H7V59L4 58ZM11 55H12V54H11ZM60 55H59V56H56V58H57V57H60ZM70 55H72V57H70ZM78 55H80V54H78ZM93 55H94V56H93ZM181 55H180V57H181ZM185 55H184V56H185ZM196 55H198V54L196 53ZM25 56H26V57H25ZM32 56H33V57H32ZM73 56H75L76 58L73 57ZM80 56H81V55H80ZM131 56H133V57H131ZM188 56H190L191 58H189ZM238 56H239V57H238ZM49 57H47V59H49V64H50V63H52V62H50L51 59H50ZM65 57H64V58H65ZM78 57H79V56H78ZM170 57H173V59H171ZM175 57H177V58H175V60L173 61V65H174V63L179 64V63H180L179 60L182 59V58H180V59L178 58V54H177V56L175 55ZM210 57L212 58L211 55H210ZM234 57H233V58H234ZM16 58H17V59H16ZM27 58H28V57H27ZM43 58H44V57H43ZM56 58H55V59H56ZM62 58H63V57H62ZM62 58H61V59L58 58V60L61 61ZM67 58H65V59H67ZM187 58H188V59H187ZM202 58H204V57H202ZM4 59H6V60H4ZM35 59H36V60H35ZM55 59H53V60H55ZM76 59H77V60H76ZM90 59H91V58H90ZM94 59H95V58H93V60H94ZM151 59H152V58H151ZM178 59H179V60H178ZM209 59H210V58L208 57L207 60H209ZM215 59H216V58H214V60H215ZM25 60H26V61H25ZM58 60H57V61H58ZM102 60H103V57H102ZM161 60H162V59H161ZM161 60H158V61H161ZM169 60H171V61L169 62ZM185 60H184V58H183V61L186 62V64L183 62L185 65H183V63H182L181 65H175L174 70H175V68H176V70H177L178 68L180 69V71L177 70V72H175L176 70H175V71L170 70V69H173V67H172V68H171V67L167 68V67H168V66H167L166 69H165V67H164L165 64H164V65H163V68L165 69V71H164L163 68L161 69L162 71H164V74H161L160 76L157 75V77L155 76L154 78L157 79L158 77H160L159 80H160V84H161V83H162V81H161V80H162L161 77L164 76L165 79H164V78H163V79L166 80V83H165V84H166V85H169V84H170V85H173V84L170 83V80L172 81L173 79H177L178 76H176V75H178L179 73H181V71L184 70V67H186L185 69H188V66H187V65H189L188 63H190L191 61L188 62V61H185ZM196 60H198V59H196ZM196 60H195V61H196ZM202 60H203L204 62H205L206 60H205V58H204V59H200L201 64L204 65V64L202 63ZM214 60H212V61H214ZM243 60H244L245 62H244ZM43 61H44V63L47 62L46 59H43ZM57 61H56V63H57ZM62 61H63V60H62ZM65 61H66V60H65ZM65 61H64V62H65ZM75 61H74V62H75ZM95 61L97 62L98 59L95 60ZM152 61H153V60H152ZM175 61H177V62H175ZM178 61H179V62H178ZM209 61H210V60H209ZM241 61H243V62H241ZM38 62H39V61H38ZM66 62H69V61H66ZM66 62H65V64H66ZM96 62H94V63H96ZM105 62H106V63H105ZM143 62H145V63H143ZM149 62H150V63H149ZM187 62H188V63H187ZM200 62H199V63H200ZM248 62H249V64H248ZM47 63H48V62H47ZM148 63H149V66H150V64H152V65H151L150 69H149V67L146 68V66H148V65H145V68H146V70H145L144 67H143V65H144V64H148ZM192 63L196 64V63H198V62H197V61H196V62L192 61ZM214 63H215V62H214ZM214 63H213V64H214ZM27 64H28V66H27ZM88 64H89V65H88ZM101 64H102L103 68H105V66H106V68H105V69H103V68L100 69V67H101L100 65H101ZM105 64H106V65H105ZM213 64H212V65H213ZM246 64H247V65H246ZM29 65H30L31 67H30ZM67 65H68V63H67ZM90 65L92 66L91 71H90V69L87 70V69L90 67ZM202 65H201V66H202ZM206 65H208V63H207ZM32 66H33V67H32ZM47 66H49V67H46V69H47V68L50 69L51 66L54 67L55 65H53V64L51 65V64H50V65H47ZM73 66H74V65H73ZM75 66H77V65H75ZM112 66H114V68L116 67V68H115L116 73H112L113 75H111V72L109 71V70L112 68ZM155 66H156V65H155ZM178 66H180V67H178ZM181 66H182V67L184 66V67L182 68ZM214 66H215V64L213 65V70L210 69V71H211V70L214 71V70L216 69V68H214ZM216 66H217V65H216ZM4 67H5V69H4ZM204 67H205V66H203V68H204ZM220 67H224V66H222V64H221ZM237 67H238V66H237ZM247 67H248V68H247ZM250 67H251V68H250ZM31 68H32V69H31ZM71 68H72V67H71ZM73 68H74V67H73ZM90 68H91V67H90ZM74 69H75V71L77 70V68H74ZM141 69H142V70H141ZM148 69L151 70L152 72L148 71V72H150V73H148V72L145 73ZM167 69H169V70H167ZM181 69H182V70H181ZM204 69H205V68H204ZM222 69H223V72L226 73V71H227L226 68H225V69L222 68ZM235 69H236L237 71H236ZM247 69H248V70H247ZM92 70H93V71H92ZM104 70H107V71H109L110 73L108 72V75L106 76L107 73L104 74V72H103ZM118 70H119V72H118ZM239 70H244V71H243V72H245L244 75L246 74L247 77L244 78V76H243V74H242L243 72L240 71V74H238V76L242 74L241 76H242L243 78L240 76L242 79H241L240 77H238V78H240V79H238L236 75H237V73L239 72ZM250 70H251V71H250ZM1 71H3L4 73L2 74ZM107 71H106V72H107ZM111 71L115 72L113 69H112ZM166 71H167V72H166ZM169 71H171V73H172V71L175 72V73H174V74H170L168 77H170L171 75H172V76L174 75V76H176L177 78H175L174 76H173L174 78H172V76H171V79H168L165 75H168V74H166V73H170ZM178 71H179V73H178ZM208 71H209V69L206 68V69H205V74H206ZM231 71H232V73H231ZM5 72H6V73H5ZM156 72L152 73V75H153V76L156 75ZM220 72H221V71H220ZM75 73H76V72H75ZM75 73H74V74H75ZM78 73H79V72H78ZM78 73H77V74H78ZM160 73H161V72L159 71L158 74H160ZM176 73H177V74H176ZM185 73H186V72H185ZM185 73H184V74H185ZM188 73H189V72H188ZM191 73H192V72H191ZM34 74H33V76H34ZM80 74H83V72L80 73ZM109 74H110V75H109ZM136 74H137V75H136ZM205 74H204V77L206 76ZM208 74H210V72H208ZM218 74H221V73L218 72ZM35 75H36V74H35ZM72 75H73V74H72ZM122 75H124V74H122ZM130 75H133V74H130ZM162 75H163V76H162ZM182 75H183V74H182ZM182 75H181V76H182ZM188 75H189V74H188ZM227 75H228V73H227ZM233 75H235V76H233ZM96 76H97V77H96ZM101 76H103V77H101ZM105 76H106V78H105ZM109 76H110V79H111V77L116 78V79L118 80V81L116 80L117 83H115V82H114L115 84L112 83V84H111L112 86L110 85V83H107L106 79H107V77H108V80H109ZM136 76H137V77L139 76V78L137 79ZM181 76H179L178 80H180V81H182V82L184 83V81H185L187 78H185L186 76H182V77L185 78V79H184V78H182ZM228 76H229V75H228ZM34 77H35V76H34ZM91 77H92V78H91ZM221 77H222L223 79H222ZM225 77H226V76H225ZM229 77H230V76H229ZM229 77H228V78H229ZM39 78L41 79L42 77H39ZM84 78H85V81H84ZM102 78H104V80H102L103 82H99V80H101ZM208 78H207V79H208ZM213 78H212V80H213ZM40 79H39V80H40ZM60 79H62V78H60ZM86 79H87V80H86ZM207 79H206V80H207ZM221 79H222V80H221ZM249 79H250V80H249ZM130 80H128V81L130 82ZM159 80H158V81H159ZM178 80H176L177 83H178ZM244 80L247 81L248 83L246 84V82H245ZM248 80H249V81H248ZM45 81H47V82H45ZM50 81H51V80H50ZM58 81H59V80H58ZM58 81H57V82H54V83H56V85H57V84H58ZM64 81H65V80H64ZM67 81H68V80H67ZM77 81H78V82H77ZM104 81H106L105 84L107 83V84H109L110 86L107 85L108 87H107V86L104 87L103 85H100V84H104ZM112 81H114V80L112 79ZM112 81H110V82H112ZM124 81H123V82H124ZM173 81H174V80H173ZM232 81H233L234 83H233ZM243 81H244V82H243ZM52 82H53V81H52ZM60 82L62 83L63 81H62V80L59 81V84H60ZM81 82H80V85H82ZM123 82H121V83H123ZM164 82H165V81H164ZM182 82H180V83H178V84L174 82V84L180 85ZM208 82H209V80H208ZM69 83H70V84H69ZM126 83H127L126 85H128V82H126ZM135 83H133L132 86H133ZM183 83L181 84V86H183ZM185 83H187V82H185ZM205 83H207V84L205 85ZM68 84H69V85H68ZM89 84H87V85H89ZM113 84H114V86H113ZM119 84H120V83H119ZM142 84H143V83H142ZM160 84H159V85H160ZM212 84H214V82H213ZM212 84H211V85H212ZM218 84H217V85H218ZM80 85H79V86H80ZM159 85H158V86H159ZM211 85H210V86H211ZM217 85H215V86H217ZM60 86H59V87L57 86V88L59 89ZM70 86H71V87L73 86V88L71 89ZM82 86H83V85H82ZM82 86H81V87H82ZM100 86H101V87H100ZM132 86H130V87H132ZM141 86L146 87V85H141ZM141 86L138 88V91H139V92H140L139 89L141 88ZM185 86H186V85H184L183 87L185 88ZM226 86H227V87H226ZM69 87H70V88H69ZM88 87H89V86H88ZM98 87H99V89H97ZM109 87H112V88L110 89ZM123 87H124V86H123ZM144 87H143V88H144ZM159 87H160V86H159ZM163 87H165V85H164ZM163 87H162V88H163ZM173 87H174V86H173ZM188 87H189V86H188ZM207 87H208V88H207ZM225 87H226V88H225ZM237 87H238L239 89H238ZM85 88H87V87H84V90H85ZM89 88H90V87H89ZM101 88H102V89H103V88H109L110 90H107V89H106V92H103ZM126 88H127L126 91H125V92H124V91L122 92L123 95H126V96H125V97L120 96V97H121L122 99H123V98H126V97L129 98V99H128V102H131V105L128 104L129 107H126V108H127V109H130V106H131V107H132V105L134 106V103L136 102V100H138V99L140 100V98H139V95H138V97L133 96L134 93L132 94L133 90H131L133 87L129 89V86H126ZM166 88H167V87H166ZM229 88H230L231 90H233V88H234V90H233V91H230ZM235 88L238 89L237 92H236V89H235ZM77 89H76V90H77ZM87 89H88V88H87ZM96 89H97V91H95ZM115 89H114V90H115ZM122 89H123V88H122V86H121L120 90L122 91ZM128 89H129V90H128ZM133 89H134V88H133ZM157 89H159V88H157ZM171 89H172L171 87H169V90L166 89V90L169 91V92L165 91V92H167V93H164V91L158 93L161 89L158 90V91H157L156 89H155V90L153 89L154 92H155V94L158 93L157 95H155V97H156V96H159L160 94H161L160 97L163 95L162 98H161V101H159L160 103L162 102V106H160V107H164L165 104H166V101L163 99L164 95H166V97H167V96L170 94L169 97L174 99L173 96L171 97V95L173 94ZM198 89H200V90H198ZM201 89H203V90H201ZM70 90H71V91H70ZM98 90H99V92H98ZM120 90H119V91H120ZM124 90H125V88H124ZM130 90H131V91H130ZM141 90H143V89H141ZM146 90H147V89H146ZM146 90L144 89L143 91H146ZM150 90H151V89H150ZM153 90H152V91H153ZM173 90H175V89H173ZM176 90H177V89H176ZM215 90H216V91H215ZM226 90H227V91H226ZM54 91H55V90H54ZM94 91H95V93H94ZM107 91H108V92H107ZM127 91L131 92L132 96L135 97L136 100H135V99L133 100V97H131V99H132V101H131V99H130V97H129L130 95H128V94H130V93H128ZM135 91H136V89H135ZM138 91H137V92H138ZM147 91H149V88H148ZM152 91H151V92H152ZM156 91H157V92H156ZM170 91H171V92H170ZM201 91H203V92H201ZM204 91H205V92H204ZM217 91H218V92H217ZM240 91L242 92V94H240V93L238 94V92H240ZM243 91H244V92H243ZM55 92H56V91H55ZM61 92H62L63 94H62ZM82 92H83V91H82ZM92 92H93V93H92ZM141 92H142V91H141ZM175 92L177 93V91H174V93H175ZM191 92H192V91H191ZM191 92H189V93H191ZM216 92L219 93V94H217ZM232 92H236V93L233 94ZM68 93H67V95L69 96ZM91 93H92V94H91ZM100 93H99V95L97 94L98 96L96 97V99H95V98H93V99L97 100V98L99 97L98 99L100 100V97H101V96H100ZM104 93H105V94H104ZM125 93H128V94H125ZM149 93H150V92H149ZM152 93H153V92H152ZM163 93H164V94H163ZM215 93H216V94H215ZM227 93H228V94H227ZM261 93H262V94H261ZM119 94H120V92H119ZM135 94H136V93H135ZM135 94H134V95H135ZM143 94H144L149 100H151V99L153 98V97H152V96H153L152 94H150V95H152V96H150L149 94L147 95V92H144ZM193 94H196V93H193ZM193 94H192L191 96H193ZM231 94H232V96H231ZM237 94H238V95H237ZM256 94H258V95H256ZM55 95H56L57 97H56ZM65 95H66V93H65ZM95 95H96V94H95ZM95 95H94V96H95ZM114 95H115V94H114ZM121 95H122V94H121ZM144 95H141V96L143 97ZM173 95H174V94H173ZM176 95H177V94H176ZM176 95H174V96H176ZM187 95H188V97H187ZM227 95H228V96H227ZM239 95H240V96H239ZM254 95H255V96H254ZM1 96H2V97H1ZM54 96H55V97H54ZM81 96H82V97H81ZM148 96H149V97H148ZM209 96H207V98H206L207 100H208ZM223 96H224V97H223ZM226 96H227V97H226ZM247 96H248V97H247ZM62 97H63V98H62ZM74 97H73V99H74ZM80 97H81V98H80ZM103 97L101 98L102 100H103ZM120 97H119V98H120ZM146 97H143V98L141 99V101L146 100V99H147ZM155 97H154V98H155ZM166 97H165V98H166ZM169 97H168V99H169ZM177 97H178V96H177ZM222 97H223L224 100L221 99ZM262 97H263V99H262ZM78 98H79L80 100H81V99H82V100H83V99L85 100V101L83 100V102L85 103L86 111L88 110L87 112H86V111H85V112H84V111H81V112H80V110L85 109V106H84V107H83V106H79V104H80L81 101H79ZM88 98H89V99H88ZM104 98L107 100L108 97L106 96V97H104ZM113 98H114V97H113ZM113 98H112V99H113ZM121 98L118 99V97H117V98H115V99H118L117 101H119V100H121ZM154 98L152 99V101L154 100ZM158 98H159V97H157V99H158ZM196 98H197V97H196ZM225 98H227L226 101H225ZM228 98H229V99H228ZM237 98H238V100H237ZM243 98H245V100H244ZM249 98H253L254 101H253V102L251 101V100H253V99H251V100L248 101ZM255 98H256V99H255ZM62 99H63V100H62ZM66 99H65V100H66ZM93 99H92V100H93ZM115 99H114V100H115ZM143 99H144V100H143ZM148 99H147L146 101H148ZM168 99H167V102L170 101V100L168 101ZM176 99H177V98H175L174 100L176 101ZM209 99H210V98H209ZM259 99H260V100H259ZM3 100H5V101H3ZM10 100H11V101H10ZM71 100H72V97H71ZM109 100H110V99H109ZM109 100H107V101H109ZM114 100H113V101H114ZM158 100H160V98H159ZM190 100H189V101H190ZM233 100H235V101H233ZM236 100H237V102H236ZM243 100H244V101H243ZM256 100H258L259 102L256 101ZM1 101H2V102H1ZM56 101H57V102H56ZM73 101H74V100H73ZM77 101H78V103H77ZM93 101H94V100H93ZM125 101H127V99H126ZM134 101H135V102H134ZM154 101H155V100H154ZM154 101H153V102H154ZM208 101H209V100H208ZM3 102H4V103H3ZM5 102H6V103H5ZM83 102H81V103L83 104ZM91 102H92V101H91ZM97 102H98V100H97ZM100 102H101V101H100ZM110 102H111V101H109L108 104H106V106H108L109 104H111V106H112L114 102L117 103L116 100H115L114 102H111V103H110ZM119 102H121V101H119ZM144 102H145V101H144ZM156 102H157V100H156ZM172 102H174V101H172ZM186 102L188 103V100H187ZM261 102H262V105H263L262 107H263V108L261 107ZM62 103H63V104H62ZM89 103H90V102H89ZM102 103H103V102H102ZM102 103H101V106H102ZM105 103H107V102L104 101V106H105ZM115 103H114V105H115ZM150 103H151V101H150ZM150 103H148V104H150ZM170 103H171V101H170ZM204 103H205V104H204ZM222 103H223V102H222ZM235 103H236V104H235ZM248 103H249V104H248ZM251 103H252V104H251ZM4 104L6 105V107H5ZM60 104H61V105H60ZM142 104H143V103H142ZM152 104H153V103H152ZM168 104H169V103H168ZM175 104H176V103H175ZM237 104H239V105L237 106ZM80 105H81V104H80ZM83 105H84V104H83ZM89 105H90V104H89ZM114 105H113V106H114ZM124 105H125V103H124ZM135 105H136V107H137V103H135ZM158 105H159V104H157V107H158ZM171 105H173V104H171ZM171 105H169V107H171ZM190 105H191V104H190ZM200 105H201V106L203 105V107H201ZM223 105H221V109L223 108ZM226 105H225V106H226ZM65 106H66V107L68 106V107H67V109H68V110H67V113H66V110L64 109ZM73 106H74V107H73ZM101 106H100V107H101ZM125 106H126V105H125ZM141 106H142V105H141ZM143 106H144V104H143ZM145 106L147 107V102H146V105H145ZM145 106H144V107H145ZM149 106H150V105H149ZM152 106H153V105H152ZM152 106H151V111L154 112V113H156V112L154 111V109H156V108L154 107V109H153ZM155 106H156V104H155ZM215 106H217V105H215ZM218 106H219V104H218ZM240 106H241V108H239ZM254 106H255V105H254ZM256 106H257V104H256ZM3 107H4V108H3ZM75 107L77 108V110H76ZM79 107H83V109H82V108H79ZM108 107H110V106H108ZM114 107H116V105H115ZM227 107H226V108H227ZM5 108H6L7 111L5 110L4 112H2ZM69 108H70V109H69ZM73 108H74V109H73ZM116 108H119V107H116ZM116 108H115V110H117ZM122 108H123V106H122ZM122 108L120 109V111H115V110H114V111L112 112V114H109V115H108L109 117L107 116L108 113H107V112H103V111H102V114H101L102 116H100V113L98 112V113H99L98 115H99L100 117L97 116V115H96L95 117H93V119H95V120L97 119L96 121L93 120L92 123H94V122H95V123H98V125H97V126H98V130H97V131L99 132V136H100V137L103 136L102 138H104V137H105V134H106V139H107V140L104 139V141H107L106 144L110 147L111 145H109V144L111 143V144H112L111 147H115L114 144L117 145V143L120 142V143H118L120 146H118V147L116 146L115 148H117V149L120 148L121 154H124V152L122 153L123 150H121V149H124L123 146L125 147V144H126V143H127V144H126L127 147H125V148L128 149V152H129V149L132 147V148H133V151H132V152L135 151V153H136L137 150L139 149V148H138L139 146H143V148H142V147L140 148V150H141V149H144L143 152H145L146 149L149 150V148H148L149 146H150V147H151V146H153V147H154V146H157V142H158V140H159V139H157V138H162V137H159V136H160L161 134H164V133H161V132L159 133V131H157L158 128H156L157 130H155V128H154L153 130L157 131L156 133H159L160 135L157 134L158 137H156V135H154V136H152V137L149 135V137H150V138H153V137L156 138V139H157V142H153V143H156V144L152 145L151 142H152V140H153L154 138H153V139H150V138H148L147 136H145V138H144V136H142L144 139H141L142 137H139V138H140V141L143 140V141H146V142H147V140L149 139V140H148L149 144L147 143L148 145H145V147H144V143H146V142H144V143L141 142V145H140V142H139V144L136 143L135 141L138 142L139 139L134 140V139L137 137L136 135H134V132H135L134 129H135V126H136V125L134 126V124H137V125H138V123H139V126H141V128H142V130H143L144 127H145L144 123H145V121H146V118L143 119L142 117H140L141 119H139V116L142 115V112H141V115H139V112H138V111H134V112H135V115L137 114L136 112H138V115H139V116L137 115V117H138V118H137V117L134 115V112L130 110V111L132 112V113H130V114H131L132 116L135 117V118H134L135 120L137 119V123H136L135 120H133V123H134V121H135L134 124H133V123H132V124H131V123H128L127 121L132 122V120H130L128 117H130V118H132V117H131V115H130L129 113H126V112H129V111H126V112L124 111V112H125L126 114H128V115H125L126 117L123 116V115H124V112H123ZM124 108H125V107H124ZM147 108H148V107H147ZM147 108L143 109L142 107H140V104H139V105H138V108H136V109L134 108V110H137V109H138V110H139V109L141 110V109H143L142 111H144V113H145V112H147V110L150 109V107H149L148 109H147ZM167 108H168V109H167ZM197 108H199L198 111H200V113L198 114L199 116L196 115V114H197V112H196V109H197ZM212 108H213V107H211L210 109H212ZM230 108H231V106L229 107V109H230ZM1 109H2V111H1ZM8 109H9V111H8ZM99 109H100V108H99ZM99 109H96V111H98ZM102 109H104V107H102ZM107 109H110V108H107ZM107 109H105V110L108 111ZM131 109H133V108H131ZM157 109H160V108H157ZM157 109H156V110H157ZM187 109H189V108H187ZM213 109H216V108H213ZM229 109L227 108L226 110L229 111ZM243 109H242V111H243ZM261 109H262V110H261ZM52 110H53V111L55 110L56 112H58V111L60 112V114L57 113V114L55 115L56 118H58V116H60V115H61L62 118H63V120H61V122H60L61 124H60V123H58V121H59V119H60L61 116H60L58 119H56L55 121H53V120H54V119H53L54 117H52V119H53V120H52V121H53V124H54V126L56 125L55 127H57V124H58L59 126L61 125V128L59 127L60 130L57 129V131H56V130H55V131H56V132H60L61 130H65V131L67 132V130H69V133L67 132V134H69V135L72 137V138H67L69 135L60 132V133L62 134V136H64V137H61L60 133H59V135H58V133H57V136H58V137H56V139L58 140V139L61 137L62 140L65 139L64 144L67 143L66 145H64V146H65L64 148H63V146H61V145H63V141H62V140H59L60 142L62 141L61 143H59L58 141H56V140L54 139V137L51 138V136H50L49 134H48L49 137L47 136V133H50V132H51L50 134H52V132H54V134H55V131L53 130V128H51V129L49 128L50 125L53 126V124L51 123L52 121H50V123H51L50 125H49V122H46V123H45V125L48 123V124H47L48 126H47V125L45 126V125L42 124V123H44L43 120H42V119H44V117H48V119L51 120V115L56 113L55 111L52 112ZM72 110H73V111L75 110V111L72 112ZM178 110H179V111H178ZM78 111H79V112H78ZM99 111H100V110H99ZM149 111H150V110H149ZM151 111H150V112H151ZM163 111H161V112H163ZM218 111H220V110H218ZM221 111H222V110H221ZM223 111H224V110H223ZM257 111H258V110H257ZM100 112H101V111H100ZM108 112H109V111H108ZM119 112H120V116H119ZM152 112H151V113H152ZM161 112H160V113H161ZM177 112H178L179 114H178ZM195 112H196V113H195ZM216 112H217V111H216ZM231 112H234L233 109H231ZM253 112H255V111H253ZM2 113H3V114H2ZM50 113H51V114H50ZM61 113H64V114H63L64 116H63ZM71 113H74V114L71 115V116H73L74 118L71 117V116H69V114H71ZM79 113H81V114H79ZM95 113H96V112H95ZM115 113H117V114H115ZM121 113H123V114H121ZM144 113H143V115H144ZM151 113H149V114H150L149 120H150L151 117H154L155 115H158V114H155V115H152V116H151ZM194 113H195V114H194ZM220 113H221L220 115H222V112H220ZM67 114H68V115H67ZM77 114H79V115L76 117L77 119H79V120H80L81 118L83 119V120L81 119V122H79V120H78V122H77V119L75 118V116H76ZM88 114H89V113H88ZM92 114H93V113H92ZM96 114H97V113H96ZM231 114H232V113H231ZM74 115H75V116H74ZM84 115H85V114H84ZM129 115H130V116H129ZM143 115H142V116H143ZM163 115H164V113H163ZM163 115L160 114V116H163ZM233 115H234V114H233ZM263 115H264V113H263ZM263 115H262V116H263ZM67 116H68V118L70 117V118L73 119V120H72V119L69 118L70 121H69V120H68V121H69L70 123H71V120H72V121H73V124H75L76 122H77V124H79L78 126H77V124H76V127H74L75 130L73 129L74 132L76 131V132H75L76 134L72 131V129H71V130H70V129H67V130L65 129L66 127H67V128H69L70 126L72 127V125H73V124L71 123L72 125L68 124V125H70V126H66V122L69 123V122L67 121V118H66ZM90 116H94V115H90ZM90 116H89V117H90ZM103 116H104V117H103ZM127 116H128V117H127ZM144 116L146 117L147 115H144ZM148 116H149V115H148ZM202 116H203V117L205 116V118H203ZM231 116H232V115H231ZM237 116H236V117H237ZM258 116H259V114H258ZM262 116H261V117H262ZM49 117H50V118H49ZM78 117H80V118H78ZM89 117H88V119H89ZM105 117H106V118H105ZM123 117H124V118H123ZM232 117H234V116H232ZM263 117H264V116H263ZM62 118H61V119H62ZM119 118H123V119L125 120V122H127V124L130 126V127L128 126L127 128H131V125H133L132 128L134 127V129L131 128V130H130V129L125 128V127L127 126V124L124 122V120L122 121V123L124 122V123L122 124V123L120 122L121 119H119ZM147 118H148V117H147ZM156 118H157V116H156ZM162 118L164 119V117H162ZM165 118H167V117L165 116ZM220 118H221V117H220ZM46 119H47V118H46ZM64 119H65V122H63ZM74 119H75V120H74ZM100 119H101V120H100ZM106 119H107V120H106ZM173 119H174L175 121H174ZM199 119H200V120L202 119L201 121H203V119L207 121V123L204 122V121L202 122L204 127L201 128V129H202L201 131H198V129H199V127H198V126H199V124H198L199 122H198V121H199ZM214 119H213V120H214ZM238 119H239V118H238ZM238 119H237V118H236V119L233 118V121L235 120V122H237L236 120H238ZM259 119H260V117H259ZM41 120H42V121H41ZM44 120H45V119H44ZM91 120H92V119H91V117H90V123H91ZM119 120H120V121H119ZM144 120H145V121H144ZM147 120H148V119H147ZM149 120L146 121V122H147V124H146L147 127H148V124H149V123H148ZM153 120H151V121H153ZM47 121H48V120H47ZM74 121H76V122L74 123ZM140 121H142V123H143V121H144V123H143V126H144V127L141 125L142 123H140ZM54 122H57V123H54ZM85 123H86V122H84V124H81V126L83 125V128H85V127H84ZM90 123L87 121V124H88V125H89ZM103 123H104V124H103ZM118 123H119V124L121 123L122 126L125 124V125H124L125 127H124V126H123V127H122V126H118ZM153 123H154V122H153ZM200 123H201V122H200ZM62 124H64L65 126L63 127ZM87 124H86V125H87ZM111 124H113V125H111ZM116 124H117V126H116ZM197 124H198V125H197ZM206 124L208 125V127H206V128H208V129H204ZM215 124H216V123H215ZM4 125L7 126V128H6V127L4 128ZM86 125H85V126H86ZM149 125H150V124H149ZM160 125H162L163 127L160 126ZM207 125H206V126H207ZM54 126H53V127H54ZM73 126H74V125H73ZM81 126H80L81 130H84V129H82ZM104 126H105V127H104ZM153 126H154V124H153ZM211 126H212V129H211V130H213V132H214L213 134H211L213 137L210 135V133H212V131L210 130ZM45 127L49 128V130H47V128L45 129ZM55 127H54V129H56ZM62 127H63L64 129H63ZM71 127H70V128H71ZM87 127H88V126H87ZM87 127H86V128H87ZM114 127H115V128H114ZM119 127H120V128H119ZM137 127H138V126H137ZM137 127H136V129H137ZM147 127H145V128L147 129ZM150 127H151V126H150ZM150 127H149V128H150ZM167 127H168V128H167ZM76 128H77V129H76ZM102 128H103V129H102ZM104 128H105V129H104ZM110 128H111V129H110ZM122 128H124L125 130L122 129ZM13 129H14L15 131L17 130L16 133L19 132V134L16 135V134H14V132H11ZM96 129H97V127H96ZM101 129H102L103 131H102ZM108 129H109V130H108ZM120 129H121V130H120ZM126 129H127V130H126ZM146 129H145V130H146ZM150 129L152 130V128H150ZM150 129H148V131H151ZM52 130H53V131H52ZM78 130H79V129H78ZM107 130H108V131H107ZM118 130H119L120 132H119ZM128 130H129L130 132H126V131H128ZM133 130H134V132H133ZM138 130H139V129H138ZM140 130H141V129H140ZM145 130H144V131H145ZM153 130H152V132H151L150 134H154V133H153ZM203 130H204V131L207 130V134H205L206 131L204 132ZM5 131H6V130H5ZM85 131H86V134H87V133H88V130L85 129ZM97 131H96V132H97ZM116 131H117V132H116ZM121 131H122V132H125V133H121ZM144 131L141 133L142 135H143L144 133H146V132H144ZM155 131H154V132H155ZM197 131H198L199 134L203 131L204 134H205L204 138L207 137L205 140H202V139H203V138H202L203 136L200 137L201 140H202V142H203V143H206V146H203V149H202V146H200V148L203 150V152H200L201 156H203V158H201L202 160H201V161L199 160L200 163H199L198 160H197V157H198V159H199V156H198L199 152H197V156H196V160H197V162H196L195 164H198V163H199V164L197 165V166H199V167H196V165H194L195 160L193 161V159H192L193 157L191 156V155L194 154V153L192 154V152H194L193 150H194V146H195V140H196V138H197V136H198V135H196V132H197ZM222 131H223V132H222ZM222 131H220V133H219V132H218V133H219V134H224V135H221V136H224V138L226 139V136H227L226 134H227L228 132L224 130V127H223V130H222ZM263 131H264V127H263V129H262V132H261L260 134L255 135V136H257V137H258L259 135L262 136V135H263V134H262ZM72 132L75 134L76 138L74 137V135L71 134ZM79 132H80V130H79ZM98 132H97V133H98ZM111 132L119 133V134H116V136H115V134H113V133L111 134ZM136 132H137V130H136ZM140 132H141V131H139L138 133H140ZM168 132H169V134H168ZM226 132H227V133H226ZM81 133H82V132H81ZM107 133H108V134H107ZM128 133H130V134H128ZM198 133H197V134H198ZM218 133H217V134H218ZM10 134H11V135H10ZM86 134L84 135V132H83L81 135H84V136L86 137V136H87ZM120 134H121V136H122V135H126L127 137H126V136H125V137L122 136V137H123V138H130V140H132V141H131L132 144H133V145L138 144V147H135V146L133 147L132 145H128L129 142H130L128 139H126V140H128L129 142H127V141L125 142V141H124V142L121 143V141H123V140L121 139V141H119L120 138L118 137V135H120ZM147 134H148V133H147ZM165 134H164V138L166 137ZM66 135H67V136H66ZM101 135H102V136H101ZM129 135H130V136H129ZM133 135H134L135 137H134ZM137 135H138V136H141L140 134H137ZM201 135H203V134H201ZM201 135H200V136H201ZM206 135H207V136H206ZM225 135H226V136H225ZM55 136H56V135H55ZM65 136H66L67 139L65 138ZM70 136H69V137H70ZM97 136H98V135H97ZM99 136H98V137H99ZM121 136H120V137H121ZM128 136H129V137H128ZM195 136H196V137H195ZM208 136H211V138H209ZM215 136L218 137L217 139H219V140H217V141H219V142H216V143H218V146H219L220 148H222V150L219 149V152H218V150H217V149H218L217 144H216L215 142H213V141L216 139ZM107 137H108V138H107ZM111 137H112L113 139H115L116 137H118L119 140H118L117 138H116L117 140H113ZM198 137H199V136H198ZM263 137H264V136H263ZM263 137H260V138L258 137V139H255L256 137H252V138L255 139V140H252V139L250 138L249 141H248V139H247V137H246V138H243V140L245 139V142H243V140H240V141H241L242 144L244 143V145H246L247 147L250 146L249 144H251V146H252V144H254V145H258V143H259L258 146H260V144H261V146H260V147H261V150H260V151H258V150L260 149L258 146H254V148H255V147H256V148L258 147L257 149H251L253 153H254L255 150H257L258 152H260V153H258V152H257V153H254V155H256V154H261V152L264 151V150H263V149H264V139H262ZM8 138H9V139H8ZM61 138H60V139H61ZM109 138H111V140H108ZM146 138H147V140H146ZM174 138H175V139H174ZM212 138H214V139H212ZM224 138H223V140H224ZM227 138H228V137H227ZM232 138H233V137H232ZM248 138H249V137H248ZM53 139H54L55 141H53ZM71 139H72V140H71ZM209 139L212 140V141L210 142ZM233 139H234V138H233ZM233 139H230V140L232 141ZM235 139H238V138L236 137ZM150 140H151V142H150ZM161 140H164V142L161 141ZM165 140L167 141V138H166V139H163V138L160 139L161 144L163 145L162 147H165L166 144H167V142H166ZM171 140H172V139H171ZM179 140H180L181 142H180ZM198 140H199V139L197 138L196 143H197ZM221 140H222V139H221ZM226 140H227V139H226ZM226 140H224V141H226ZM228 140H229V138H228ZM75 141H76V140H75ZM75 141H72L73 145H74V142H75ZM109 141H110V142H109ZM114 141H115V142H114ZM153 141H155V140H153ZM183 141H184V142H183ZM224 141H223V142H224ZM53 142H54V143H53ZM57 142H58V144H57ZM112 142H114V144H113ZM131 142H130V143H131ZM169 142H170V141H169ZM171 142H172V141H171ZM171 142H170V143H171ZM208 142H209V144H210L211 147H212V146H215V144H216V146H217L216 151H214V149H213V153H210L208 148H207V149H204L205 147L209 146ZM69 143H70V142H69ZM72 143H71V144H72ZM108 143H109V144H108ZM135 143H136V144H135ZM150 143H151V144H150ZM203 143H202L201 145H204ZM225 143H226V142H225ZM232 143H235V142L233 141ZM236 143H237V142H236ZM239 143H240V142H239ZM239 143L235 144V145H234L235 147H232V148H234V149H233V152H232L233 155H236V154H235V150H236V146L239 147ZM55 144H56V145H55ZM59 144H60L61 147L59 146ZM122 144H123V145H122ZM175 144H176V145H179V144H177V142H176ZM211 144H213V145H211ZM219 144H222V145H224V146H220ZM49 145L52 146V149H51V147H49ZM68 145H69V146H68ZM159 145H160V143H159ZM176 145H175V147H176ZM229 145H230V144H229ZM244 145H240V147L243 148ZM248 145H249V146H248ZM34 146H35V147H34ZM56 146H57V148H56ZM108 146H107V147H108ZM130 146H131V147H130ZM136 146H137V145H136ZM146 146H147V147H146ZM210 146H209V147H210ZM216 146H215V147H216ZM251 146H250V148H253V147H251ZM48 147H49V148H48ZM70 147H72V146H70ZM179 147H180V146H179ZM215 147H213V148H215ZM67 148H66V149H67ZM136 148H138V149H136ZM145 148H146V149H145ZM156 148L158 149V147H156ZM228 148H229V147H228ZM232 148L230 147L229 151L232 150ZM244 148H245V146H244ZM250 148H249V149H250ZM32 149L34 150L33 152H32ZM49 149L51 150V151H50L51 153L49 152ZM69 149H70V148H69ZM127 149H126V151H127ZM134 149H135V150H134ZM157 149H151V150H152V151H155V150L157 151ZM195 149H198V150H199V148H195ZM22 150H25L26 157H25V155H24V153H23L24 151L22 152L23 155L20 154V152H21ZM124 150H125V149H124ZM151 150H149V155H150V156H149V155L147 156L146 153H144V156L146 155V156H145V159H146V160H148L149 157H151L152 160H153V157H152L151 154L156 155V153H151V152H150ZM158 150H159V149H158ZM179 150H180V149H179ZM198 150H197V151H198ZM202 150H201V151H202ZM225 150H227V148H226ZM66 151H67V150H66ZM68 151H70V150H68ZM156 151H155V152H156ZM229 151H227V152H229ZM64 152H65V151H64ZM70 152H71V153H70ZM70 152H69L70 154H73V153H72L73 151H70ZM141 152H142V151H141ZM175 152H174V154H175ZM230 152H231V151H230ZM11 153H13V154H11ZM49 153H50V154H49ZM139 153H140V152H139ZM147 153H148V152H147ZM150 153H151V154H150ZM236 153H237V151H236ZM262 153H263V154L261 155V157H262V156L264 157V152H262ZM66 154H67V152H66ZM125 154H126V153H125ZM127 154H128V153H127ZM127 154H126V155H127ZM140 154H141V153H140ZM174 154H173V156H174ZM195 154H196V152H195ZM204 154H205V156H204ZM227 154H228V153H227ZM49 155H50V156H54V157H50V158H49V157H48ZM62 155L66 156L65 153H62ZM131 155H132V154L127 155L126 157H129V156H131ZM157 155H158V154H157ZM157 155H156V157H157ZM176 155H177V154H176ZM217 155H218V156H219V155H220V156L223 155L222 157H226V158L221 159V158L219 157V159H217V157H218ZM231 155H232V154H231ZM254 155H253L254 158H255L256 156H257V157L259 156V155H256V156H254ZM22 156H23V157H22ZM67 156H69L70 158H69V157H68V158H64V161H65L69 166H67L66 163H65V165H66L67 167H66L65 165H64V167L66 168V170H68L67 168H70V170L72 171V174H74L73 172H76V174H75L74 176L77 175V176L79 177L78 182H79L81 179H84V178H85V177H84L85 175H86V178H88V177L91 176V173H87V174H86V173L84 172V169H83L82 172H83V174H85V175L83 176V175H82V172H80V173H81V175H80V174L78 173L79 170H77V169H79V168H77V167H79V166H77V165H75V163H73L74 161L76 162L77 160L75 159V160L73 161L74 157H72V156L69 155V154H68ZM122 156H123V155H122ZM124 156H125V155H124ZM132 156H136V155L133 153ZM139 156L141 157L142 155H139ZM215 156H216V157H215ZM236 156H237V155H236ZM12 157H13V156H12ZM59 157H60V155H59ZM59 157H58L57 159L60 160ZM62 157H63V156H62ZM62 157H61V158H62ZM126 157H124V158H126ZM137 157H138V156H136V161H134V162H136V163L140 161V160H139V161L137 160ZM146 157H147V158H146ZM257 157H256V158H257ZM261 157H258L257 160H255V162H256V161L259 162V160L262 162V163H259V164H260L259 166H261L262 168L260 167L261 169H259V170L257 169L258 172H259L260 170H262V172H264V171H263V170H264V168H263V167H264V162H263L264 159H263V157H262V159H261ZM52 158H53V160H52ZM54 158H55V159H54ZM71 158H72V160H71ZM122 158H123V157H122ZM131 158H135V157H131ZM131 158H130V159H131ZM142 158H143V156H142ZM151 158H150V159H151ZM161 158H160V159H161ZM182 158H181V159H182ZM215 158H216V159H215ZM227 158H229L230 160H231V159H237V160L230 161V160L227 159ZM256 158H255V159H256ZM259 158H260V159H259ZM62 159H63V158H62ZM119 159H121V158H118L117 160H119ZM127 159H128V158H126V160H127ZM130 159H128V160H130ZM140 159H141V158H140ZM143 159H144V158H143ZM143 159H142V160H143ZM145 159H144V160H145ZM156 159H155V160H156ZM189 159H190V160H189ZM224 159H225V160H224ZM241 159H243V158H241ZM258 159H259V160H258ZM12 160H16V161H17V159H12ZM26 160H27V162H26ZM117 160H116V161H117ZM128 160H127V161H128ZM144 160H143V161H144ZM152 160H151V161H152ZM155 160H153V161H155ZM211 160H212V163H211ZM215 160H216V161L218 160V162H215ZM226 160H227V162H226ZM16 161H15V163H16ZM61 161H62V160H61ZM71 161H72V163L74 164L75 167L77 166L76 168H73V167H72V165L70 164ZM121 161H122V159H121ZM121 161H120V162L118 161L119 164L121 163ZM124 161H125V159H123L122 162L124 163ZM127 161H126V162H127ZM148 161H150V160H148ZM177 161H179V162H177ZM235 161H236V162H235ZM240 161H241L242 163H241ZM243 161H244V159H243ZM7 162H8L9 164H8ZM113 162H114V161H113ZM118 162H116L117 164L114 162L116 166H119ZM132 162H133V161H132ZM140 162L143 163V164H145V162H142V161H140ZM140 162H139V163H140ZM192 162H193V163H192ZM232 162H234V163H232ZM255 162H252V163H255ZM11 163H13V162L11 161ZM21 163H20L18 166H20ZM23 163H24V164H23ZM123 163H121V165H123ZM129 163H130V162H129ZM146 163H147V162H146ZM154 163H157V161H155ZM240 163H241V164H240ZM29 164L31 165V167L33 166L32 163H29ZM143 164H142V165H143ZM150 164H151V163H150ZM171 164H172V165H171ZM209 164H212V165H209ZM230 164H231V165H230ZM232 164H233V165H232ZM236 164H237V166L234 167V165H236ZM15 165H17V163H16ZM36 165H37V166H36ZM113 165H114V164H113ZM121 165H120V166H121ZM125 165H127V164H125ZM132 165H135V163H134V164H131V166H130V165H129V166L132 167ZM216 165H217V166H216ZM257 165H258V164H257ZM11 166H12V165H10L9 167L11 168ZM34 166H33V167H34ZM145 166H146V164H145ZM149 166H150V165H149ZM149 166H148V168H149V171H150V167H149ZM211 166H212V167H211ZM254 166H255V168H259V166H256V163L254 164ZM13 167H15V166H14V163H13ZM35 167H34V168H35ZM112 167H114V166H111L110 169H108V171L110 170L109 172L112 171V170H111ZM123 167H125V166H122V168H123ZM135 167H136V165L133 166V169H135ZM137 167H138V168L140 167L139 164H138ZM141 167H142V166H141ZM162 167H163V165H162ZM202 167H203V169H202ZM225 167H226V168H225ZM1 168H0V173H1ZM5 168H7V167H4V169H5ZM16 168H17V166L15 167V169L13 168L14 171L16 170L15 172L13 171V173H16L15 175H17V173H20V172H17L18 169H16ZM20 168H21V166H20ZM20 168H19V169H20ZM48 168H47V169H48ZM65 168H64V170H63V173L66 171ZM114 168H115L116 171H117V167H114ZM114 168H112L113 171H115ZM118 168H121V167H118ZM164 168H165V167H163V172H164ZM172 168H171V169H172ZM188 168H189V169H188ZM210 168H209V173L212 174V172H214V174H212L213 176H215L214 178H216V179L219 178V179H220L219 182H221L225 187H226L227 185H228V186H230V185H231V186H234L235 184L238 185L239 183L243 186V183H245V180L247 181L246 177H248V178L250 177V176H246L245 174H244V175H245V177H244V175H241V174H240V176L238 177V178L242 179V180H240V179H238L237 177L235 178V175H233V177H234L235 179H231V181H230V180L225 176V174H226V173H225V174L222 176V177H224V178L226 177V178L224 179V180H225V182H224L223 179L221 180L222 177H219V176L216 177L217 174L215 175V173H216L215 169H214V171H212ZM235 168H236V169H235ZM2 169H3V168H2ZM8 169H9V168H8ZM8 169H7L8 173H9L10 171H12V170H8ZM21 169H22V168H21ZM21 169H20V171H21ZM28 169H30V168H28ZM39 169H38V170H39ZM75 169H76L78 172H77ZM142 169H143V168H142ZM146 169H147V167H146ZM160 169H162V168L159 167V169H158V171H157L158 174L161 173V172H160ZM165 169H166L165 171L168 172V173H170V172L172 171L171 173L173 174V172H174V170L169 171V170H168V167L165 168ZM86 170H87V169H85V171H86ZM190 170H191V171H190ZM223 170H224V171H223ZM227 170H228V169H226V171H227ZM40 171H41V170H40ZM47 171H48V170H47ZM47 171H46V172H47ZM68 171H69V170H68ZM71 171H70V172H71ZM80 171H81V170H80ZM116 171H115V172H116ZM143 171H145V169L142 170V172H143ZM149 171L146 172V173H144L145 176L149 173ZM151 171H152V170H151ZM184 171L187 172V173H188V171H190L191 174H190V175L187 174L188 176L184 175V176H186V177L184 178V177H182V175L185 174V173H183ZM204 171H205V170H204ZM235 171H234V173H233L231 170H229V172H228L227 174H229L230 172H231V174H232V173H233V174H237V172L235 173ZM2 172H5V170L2 171ZM38 172H39V171H38ZM86 172H87V171H86ZM109 172H108V173H109ZM176 172H175V174H176ZM194 172H195V173H194ZM262 172L260 171L261 175L263 176L262 178L264 179V173H262ZM8 173L6 172V174H8ZM13 173H12V174H13ZM36 173H37V172H35L34 175H35ZM43 173L45 174V172H43ZM66 173H69V172H66ZM66 173H64V174H66ZM150 173H151V175H152V174H153V171L150 172ZM168 173H167V174H168ZM171 173H170V174H171ZM182 173H183V174H182ZM200 173H201V171L199 172V174H200ZM202 173H203V172H202ZM202 173H201L199 176H202ZM6 174H5V175H6ZM12 174H11V175H12ZM72 174H70V175H68V176H70V178H71V175H72ZM89 174H90V175H89ZM113 174H114V173H113ZM155 174H156V173H155ZM158 174H156V175H158ZM161 174H162V173H161ZM163 174H164V173H163ZM165 174H166V173H165ZM170 174H169V175H170ZM172 174H171V177H172ZM203 174H204V175L206 174V175H205V176H206V179H208V174H207V173H203ZM211 174H210V176H211ZM219 174H218V175H219ZM242 174H243V173H242ZM2 175H3V176H2ZM11 175L9 174V175L4 176V174H1L2 179H3L4 177H6V179L3 180V181H2V179H0V180L2 181V182L0 181V187H1V184H4V183L7 182V178H8V179H9V178H10V179L13 178V177H10ZM15 175H13V176H15ZM20 175H21V173H20ZM38 175H39V173H38L37 175H35V177L37 178ZM40 175H41V174H40ZM40 175H39V177H40ZM87 175H89V176H87ZM100 175H101V174H100ZM109 175H111V173H110ZM109 175L107 174V171H106V175H105V177H108ZM116 175H117V172H116ZM131 175H132V174H131ZM194 175H195V176H194ZM204 175H203V178L205 177ZM7 176H8V177H7ZM21 176H22L21 179H20V178L18 179V183L20 182L21 185H20V183H19V185H17L18 183L15 184V182L17 181V180L15 181V179H14V180L11 179V180H13V181H15V182H13V181L10 180V181H11V185H9L10 183L8 184L9 181L7 182L8 186H11L12 188H13L12 183H14L15 185H17V186H15V189H14L15 192H16V190H18V191L21 192V191H22L21 188H24V185L26 184V182H24V183H23L24 185H22V182L19 181V180H22V178L25 177V176H23V174H22ZM41 176H42V175H41ZM45 176H46V175H44V177H45ZM66 176H67V175H66ZM80 176L82 177L81 179H80ZM112 176H113V175L109 176V178H104V180L107 179V181L109 180V181H111L112 183H115V182H116L115 177L117 178V176H114V178H112ZM149 176H150V174H149L147 177H149ZM167 176H168V175H167ZM213 176H212V177H209V179L207 180V181H209V182H208L209 185L212 184V183H214ZM242 176H243V177H242ZM1 177H0V178H1ZM19 177H20V176H19ZM39 177L37 178V180L39 179ZM46 177L49 178V181H47V178H46ZM46 177H45L46 179H44L43 176H42L41 178H43V180H46V182L50 184V181L52 180V177H54V176L50 177V175H49V177H48V176H46ZM78 177H76V178L78 179ZM97 177H98V176H95V177L93 178V176H92L91 178H92V179H98V180H100V178H97ZM129 177H130V175H129ZM131 177H133V175H132ZM131 177H130V178H131ZM169 177H170V176H169ZM230 177H231V176H230ZM230 177H229V178H230ZM241 177H242V178H241ZM15 178L17 179L18 177H15ZM41 178H40V180H42ZM68 178H69V177H68ZM111 178L114 179L115 181L111 180ZM177 178H178V179H177ZM182 178H184V179H182ZM193 178H194V179H193ZM168 179H169V178H168ZM226 179H228L229 181L226 180ZM237 179H238V180H237ZM244 179H245V180H244ZM25 180H27V179H25ZM37 180H36V181H37ZM40 180H38V182L40 183V185H41L42 182H43L42 184L45 183L44 181L41 182ZM101 180L103 181L102 178H101ZM117 180H118V178H117ZM210 180H211L212 183H210ZM212 180H213V181H212ZM236 180H237V181H236ZM239 180H240V181H239ZM250 180H251V179H248V182H249ZM4 181H5V182H4ZM82 181H83V180H82ZM105 181H106V180H105ZM216 181H217V180H215V183H216ZM226 181H227V182H230V183H228L227 185H225V183H227ZM234 181H235V182H234ZM242 181H244V182H242ZM263 181H264V180H263ZM263 181L261 182L262 185H263V183H264ZM3 182H4V183H3ZM56 182H57V181H56ZM80 182H81V181H80ZM96 182H97V181H96ZM185 182H186V181H185ZM199 182H197V183H199ZM219 182H217V184H218V185H221ZM223 182H224V183H223ZM237 182H238V183H237ZM248 182L245 183V184H248V187H247V185L244 184L246 187L243 186L242 188L238 189L239 192L237 191V188H236V192H237V193H235V191H234L235 188H234V190H231V193L234 191L232 194L230 193V191H229V192L227 191V192L225 193V192H224L225 190L223 191V189H221L220 186H219V188L224 192V194L221 192V193L223 194L222 198L220 197L221 200H220V199H218V201L215 200V201H216V202H215L216 206H215V204L213 203L215 209H214L213 207L210 208L209 205H208L209 207L206 206V204L208 203V200L206 201L205 198L207 197V199H209V197H211V195H212V197L215 198V197H217V196L220 195V194L217 195L218 192H216V189H215V190L213 189V191H215V194H214V192L211 191L212 188H215V187H212V186H216V185L213 184V185H211L210 187H209V185L203 187V188H207V187H209L208 191L206 192L207 194H211V193H213V194H211V195H207V194H205V191H204L203 196L201 197V199H204L203 201H201V200L199 199V197H197L198 199L196 198V196L193 197V196H192V195L194 194L193 192H192L193 194L188 192L190 195H189L187 192H185L183 189H184V187H186V186H184V187H180V188H182V189H180L179 187H177V188H176V189H177V191H176L177 193H178V190H181V191H179V193H178L179 195H181V194L183 195V193L180 194V192H184V193H186V195H185V196H182V195H181V196H179V195H173L174 197H178V196H179V197H182V198H183V199L177 198L178 201H175L174 198H173V196H172L173 201H175V203L170 202V201L172 200V198L170 199L169 197H167V198L170 199V201L168 200V204H167V203H165V204H166L167 206L169 205V206H168V209L170 208V210H171V207H172V210H171V211H172V215H171V216L173 217L174 220L172 219V220H173L172 222H171V220H169L170 222L168 221V222H169V223H168L167 220H168L169 218L171 219L172 217H170V216L168 215L169 217L167 218V217L165 216L167 219H166V221H164V220H165V219H164L165 217L161 216V217H163V219H161V217H160L159 220H160V219L162 220V221H161V220H160V221L163 223V226H162L163 228H161L160 226H158V225H162V223L157 224V223L159 222V221L157 220V218L160 216L159 214H162L161 212H163V214L166 213V212H165L166 210H165V211H163V210H156V209L152 210L151 207H149V208H151V210H150V209L148 210V209H145V208H144L145 210L142 209L143 207H145V206H142V205H144L143 203H145V201H143L142 199H140V196L142 195V196H141V198H142L143 195H144V194H142L143 190H145V189L142 190V188H143L142 185L138 184L139 186H141V189L139 188L141 192L138 194V192H139V190H138V191H137V194H138V195H136V196L139 197V198H138L139 201L142 202V205L140 204V205L142 206V208L138 207L139 209L137 208V205H136V204L139 203L137 197L135 196V197H136V200H135L134 202H133V200L135 199V197H134L133 199H131V198H132L131 196H132V195L134 196V194L131 193V195L129 194L130 197H126V196H128V195H126V194L124 193V191L121 190V193H123V194H122V196H123V197H122V198H123V201H121V199H119L118 201H120V202L117 201V202H118V203H117V202L115 201L116 199L114 198L116 195H115L114 192L111 191V190H114L115 192H117V189L115 190V187H117V186H116L117 184L115 185V187H111L112 189H111V188H109V189L105 188L106 193L104 192V194H107V196L104 197V194H103L102 197L107 198V197H108V193H109L110 191H111L110 193H112V194L114 193V195H115V196L113 195L114 197H113V196H109V197H111V198L113 197L112 199H111V198H107L108 200L110 199V201H112L113 199H115V200H113V201H115V203H116V204L113 203L115 206H114L111 202L107 201V199H105V200L107 201V203L109 202V204H107L106 201H105L104 199H102L103 201H105V202H104V205L107 206V208L110 209V210H105L106 207H105V206H101V207L104 208V210H105V214H106V213H109V215H108L109 217H111V218L114 217V218H113V223H114V224L117 222L116 225H113L112 222H110V224H112V227H115V228H116V226H118V227L120 226V227H121V224H122V225H124L122 228H124V227L126 226V225H125L126 223H123V222H126V221H127V223H130V225L133 226V229H134L135 227H138L139 230L143 228V230H141V231H142L143 233H145V231L148 232V233H145V236H146L147 238H149V239L146 240V239H144V238H145V237H144V238L141 240V243H140V242L135 243V242H137L138 240L140 241L141 237H140V236H137L136 233H138V235H141V234H142L141 231H140L141 234H139L138 231L136 232V230H138V228H137L136 230L134 229V232H132V230H133V229H131L132 226H130L129 224H127V225L130 226V227H129V228H126V227H125V229H124L125 232L123 231L122 228H121L122 230H120V228L117 230L118 227H117L116 229L113 228V229L116 230V231L113 230V231H114V232H113V231H111L112 229H108V228H106V227H108L109 225H108V226H107V225L105 226V222H103L104 220L107 221V219L110 220V221H112L108 216H107L106 218H105V216H104V219L102 220V222H103V224H104V229H102V228H103V225H100V226L97 227V225L99 224V222H97V223H98L97 225H96V222L93 223L94 220H92L93 222H92V221H87V222H89L91 225H93V227L96 225L97 230H98V229H100V230H104V232H105V229H106L107 231L110 230L111 233H109V235L107 234L109 231H108L106 234H105L104 232H102V231H99V230H98V231L104 233V234H102V236H104V237H106V236H111L110 239H112V241H113V238H114L113 244H112V242H110L111 245H112L111 248H113V246L115 247L117 244H119V245L121 244L122 246H121V245H120V246L122 247V253H123V251H124L125 248H129V246H131L132 243H133V245H134V244H136V245H140V244H142V246H145V245L147 246V244H148V248L146 247V249H147V252H149L150 254L152 253L151 250H154V249H155L156 252H158V251L160 250V251H159L160 254H164V255H166L165 252H168L169 250L172 251V250H171V249H168L167 246H164V241H163V242H161V240H160V242L158 241V240H159V239H158V238H159V237H158V234H160V232H164V231H165V232H164L165 235H163L164 233H161L160 235H161V236L163 235L164 237H166V234H167L166 232H167V230L172 229V227L170 228V225H171V224H173V225L175 224L174 226L177 225V226L179 227V225H181L182 223L184 224L185 222H189V221L192 219V218L190 219L189 216H188V217L185 216V214L188 215V213L185 211V210H186V209H185L186 205H184V204H185V203L187 202V200H188L189 202L193 201L192 204H194V207H192V209H191V208H189V206H191V205H189L190 203H189V204H188V202L186 203V204L189 205L188 208H187V211H188V212H189V209H190V210H193L194 212H195V210L200 209L201 212H199V211L197 212V211H196V214H198V213L200 214V213H202V211H203L202 209H205V210L203 211V212H206V213H203V214H205V215H204V218H205V219H203V220H205L204 223L206 222V219H207V221H208V219H209L207 216H209V215L212 216V215L214 214L213 217L210 216L211 218H210V220L208 221L209 223L207 222L209 225H210L211 222H214V223H211V225L209 226L211 229L213 228V227H211V226H214L215 223H216V224L219 223L217 226L215 225V226L217 227V230H216V231H221L220 228H222V230L225 231V229L227 230V229L229 228V225L231 226V228L237 226L241 234L243 233L242 230L244 231V236L246 235V236H247V239H246V237L244 238L243 235L238 234L239 231H236V230H238V229H231V228H230V230L228 229L229 231H231V230L233 231V230H234V232H230L231 234H230V233L228 232V230H227L228 235H229V236H232V235H234V234L236 233V235H234V236H238V235H239V236H243L242 239H243L244 241H248V240L250 241L251 238H253V237L250 238V236H249V233H250L249 230H252L253 228H254V230H255V227H256V230L261 229V227L259 228V227L257 226L258 224H257V225L255 224L256 226H254L253 224L256 223V221H257V222L260 221V222H258L259 225H260V226H261V225H262V226L264 225V222H263V221H264V206H263V205H264V197H263L262 199L259 197L260 194H261V191H262V190H261V189H256V188H255V184H254V183H251L252 180H251V182H249V183H248ZM36 183H37V182H35V183H33V184L36 185ZM39 183H37V185H38ZM47 183L44 184V185L47 186L48 189H49L50 187H52L51 184H50V186H48ZM52 183H54V182H52ZM98 183H99V186H100V187L98 186L99 188L104 187V185L101 186L102 182H99V181H98V182H97V185H98ZM103 183H104V181H103ZM107 183H108V182H107ZM109 183H110V182H109ZM109 183H108V185H106L107 187H110V186H109ZM116 183H118V182H116ZM135 183H136V182H135ZM144 183H146V182H144ZM163 183H165V182H163ZM191 183H192V182H190V184H191ZM205 183H206V181H204V184H205ZM231 183H232V184H231ZM250 183H251V184H250ZM33 184L31 185V187L34 186ZM83 184H84V183H83ZM95 184H96V183H95ZM110 184H111V183H110ZM131 184H132L131 182L126 183V184H125L126 188H131ZM154 184H156V183H154ZM157 184H158V185H156L157 187L155 186V187L153 188V186H151V189L154 190V191H153L154 194H155V192H157V191H156V188H157V190H158L159 183L157 182ZM169 184H172V183H169ZM169 184H168V185L166 184V185H167L166 187H168L169 190H170ZM185 184H186V185H189V182H187V183H185ZM193 184H194L195 186H197L196 183H193ZM26 185H27V184H26ZM26 185H25V187H26ZM28 185H27V186H28ZM40 185H39V186H40ZM52 185H53V184H52ZM55 185L58 187V183H55ZM84 185H86V184H84ZM179 185H181V184H179ZM179 185H178V186H179ZM218 185H217V186H218ZM252 185L254 186V189L251 188ZM3 186H5V184H4ZM21 186H22V187H21ZM45 186H43V187H45ZM53 186H54V185H53ZM106 186H105V187H106ZM111 186H113V185L111 184ZM132 186H133V184H132ZM181 186H182V185H181ZM189 186H190V185H189ZM198 186H199V185H198ZM198 186L196 187L197 190H198ZM202 186H203V184H202ZM224 186H222V188H224ZM238 186H239V185H238ZM238 186H235V187H238ZM5 187H6V186H5ZM11 187H10V188L8 187L9 189L6 188V190H4V191L6 192V194L3 193V195H4V194H5V195L8 194V196H4L5 198H4L3 200L8 199V198H10V199L5 200V201H3V200L0 201V203L3 202V204H5V203L7 204V205H5L6 208L9 209V207H10V209H9V211H8V209H4V208L2 207L3 204H2V205L0 204V205H1L0 207H2V208H0V209H2V210H0V212H1L0 215H2L0 218H1L2 221L4 220L3 223H5V228H3L4 226L2 225V222H0V223H1L0 226L2 225V226H3V227L1 226L2 229L5 230V234H4V233H1V229H0V234H2V235L0 236V264H6V262H7L10 258H11L12 260H14V261H16L17 259H18V261L21 260V261H22V264H23V262H24L25 260H26L27 262H29V261L32 262V260H29V259H30L31 255L34 254V253L31 254V252H34V251H36V250L39 251V250H38L39 248H40V251L44 250V249H42V248H43V245H42V244L40 245L42 248L38 245V244H40V241H41V243H44V242H46V241H47V242H48V241H49V242H53V241H55L56 239H68V238L70 239L71 237H72V238L74 237L75 239H79V238H81V237H78V236H81V234H84L83 231H85L86 228H84L83 226H82V228H81V227H79V226L82 225V222H81V221H83V220H87L88 217H86L87 215L84 213V211H86V210H83V211H82L83 213H82V212L77 211V207H79V205H78V204H79V201H82V199H83V201H84V202H82L84 206H85L84 203H87L88 201L90 202V200L87 201L86 198L84 197V198H81L79 201L77 200L78 202L74 201V204H76V203H77V204H76V207H75L74 205H72L73 210H70L71 212L69 211V207H71V206H70V203H69V204H68V203H67V204H62L61 207H63V205H64V206H65L64 208H66L67 206H69V207H67V209H68V213H72V217L74 218V219H71L72 217L70 216V214L67 213V209L57 208V206H55L56 208H54V209H52L51 207H49V209L52 211L51 213L49 212V211H50L49 209H48L49 211H48V210H45V208L42 209V207H43L44 205L47 204V205L45 206V207H47L48 204H49V203H52V202H49V203H48V202L46 201L47 198H45V200H43V199H44V198H42L43 195H42V194H40V195L38 194V193H40V192H38V191H39V189H41L42 186H40V187L35 186L36 188H38L37 190H35V189H36L35 187H34L35 189H34L33 187H32V189H31V190L34 192L35 196H38V195H39V196H42L41 198L38 197V198L42 199L41 201H38V200H40V199L37 200V199H36L37 197L34 196V198L36 199V201H38V202H42V201H44L43 203H45V201L47 202V203L43 204L42 207L38 205V206L41 208V209H40V208H39V209L42 211V212H41V211L38 210V208H37L36 210H38V211H37L38 214H39L40 212L43 214V210L46 211V213L52 214L53 216H55V215L58 214V215H57L58 218H59V216L62 214V217L66 218V219H64V221H66V222L68 221L67 219H69V221H72V223H74V224H75V222L77 221L76 223H77V224L79 223V225H78V226L76 225V226L79 227V229H81L82 231H80V230L77 228L76 232H77L78 236H77L76 234H74V233H73L74 236H73L71 233H69V235L71 234L72 236L70 235L71 237H68V238H64V237L66 236V232H65V233L62 232V233L65 234V235H62L63 237H60V236L57 235V234H58V231H59L61 228H60V227L58 228L59 225H58V226H57V225L53 226L54 224H53V225H50V224H52V223H50V221H52V222L54 221V220L51 219L52 217H50L51 220H50V221H49V220L47 221L49 224H46V223H45V225H46V226L49 225L48 227H51V226H52L51 228H53V229L55 228V230L58 229L57 232H56V231L53 232V229H52V232H53V233H51V228L48 230V229H46V228L44 229V227H43L42 229H44V230H42L41 233L43 232V233H45V234H43V233L41 234L40 232L38 233V231H40L41 228H40V230H37V231L33 230V229H38V228H36L37 225L35 224L36 226H35L32 230H33V233H34V232H37V234H36L37 237H33V238H35V239L38 238V239H37L38 241L35 240V239H34V241L30 239V242H28V241H29V238H26V236L29 237V234H28V235L23 234V231H21V228H18V226H19V225L21 226V224H20L21 222H22V225H24L25 222H30V220H32V219H31L32 217H30L29 215H27V213H29V212H27V210H28V209H34V207L37 206V205H35V204H33V203H36V204H39V203H37L33 197H29V196H33V195L28 191V188H29V187H28V188L26 187V190H27V191L25 190L26 193H25L24 191H23V193H25V194L30 193V194H31V195H30V194L27 195V197H29L28 199L31 198V199L29 200V202H27V203L29 204L30 201H31V204H30V205L33 204L34 207H33V208H29L28 204L26 203L27 206H28V209H27V208H26L27 206L25 205V202H22V201H21L22 203H20V200L22 199V197L20 196L21 199L18 197V198L20 199V200H19V205L21 204L22 207L20 206V208H19L18 205H17L16 208L18 209L19 216H16L18 213H17V211L15 210V212H16V214H15L13 204L16 205V204H18V203H14V202H17V200H16V201H12V200L15 199V198H14V197H16L15 194L17 195V194H18V191H17V193L12 192L13 189L11 190ZM16 187H17V189H16ZM43 187H42L41 190H44V192L41 191V193H45V192H46L45 194H47V192L51 191V190H48L47 188L44 189ZM57 187H56V188H57ZM98 187H97V188H98ZM133 187H134V186H133ZM171 187H172V189H171L170 191L174 193L175 191H173V186L171 185ZM240 187H241V186H240ZM1 188H3V187H1ZM1 188H0V189H1ZM99 188H98V189H99ZM189 188H191V190H190ZM189 188H188V189H189L188 191H190V192H191V191H194V192L196 191V192H197V190H192L193 187H189ZM219 188H217V189H219ZM230 188H232V187H230ZM247 188H248V189L250 188L251 190L253 189V190H256V191H255L254 193H252V192L250 191V189H249V191H248ZM4 189H5V188H4ZM102 189H104V188H102ZM102 189H101V190H102ZM118 189H119V188H118ZM120 189H122V188H120ZM120 189L118 190L119 192H120ZM210 189H211V190H210ZM226 189H229V188L226 187ZM241 189H242V190H241ZM7 190H9L10 192L7 191ZM34 190L37 192L38 195H36V193H35ZM52 190H56V189H55V186L52 187ZM99 190H100V189H99ZM108 190H109V192L107 193ZM123 190H125V189H123ZM129 190H130V189H128V190L126 189L125 191H129ZM159 190H161V189H159ZM203 190H204V189H203ZM245 190H246V192H245ZM2 191H3V190H2ZM32 191H31V192H32ZM186 191H187V190H186ZM209 191H210V192H209ZM217 191H218V190H217ZM243 191H244V192H243ZM8 192H9V193H8ZM11 192H12V193H11ZM27 192H28V193H27ZM100 192H102V191H100ZM119 192H118V193H119ZM171 192H170V194H171ZM176 192H175V193H176ZM219 192H220V191H219ZM249 192H250V194H249ZM0 193H2L1 190H0ZM23 193H22V196H23ZM110 193H109V195H111ZM121 193H119V194H121ZM126 193H128V192H126ZM129 193H130V191H129ZM159 193H161V192H159ZM159 193H157V194H159ZM166 193H168V192H166ZM177 193H176V194H177ZM228 193H229V195H227ZM263 193H264V191H262V195H264ZM9 194H10V195H9ZM12 194H13V196H11ZM19 194H20V193H19ZM45 194H44V195H45ZM86 194H88V193H86ZM91 194H92V193H90V195H91ZM93 194H94V195L92 196V198H91V196H89V198H91V200H93V198H94V196H95V192H94ZM119 194H118V197H117V198H121V197H120L121 195H119ZM124 194H125L126 196H125ZM191 194H192V195H191ZM195 194H196V193H195ZM222 194H221V195H222ZM243 194H244V195H243ZM256 194H257V195L259 194V196H258L259 199L256 198ZM163 195H164V194H163ZM206 195H207V196H206ZM213 195H214V196H213ZM215 195H216V196H215ZM234 195H235V196H234ZM242 195H243V196H242ZM0 196H1V194H0ZM9 196L13 197V199H11V197H9ZM81 196H82V195H81ZM81 196H80V197H81ZM156 196H158V195H156ZM166 196H167V195H166ZM170 196H171V195H170ZM187 196H188V197H187ZM191 196H192V197H191ZM197 196H200V195H197ZM205 196H206V197H205ZM227 196H229V197H227ZM6 197H7V198H6ZM45 197H46V196H45ZM82 197H83V196H82ZM124 197H126V199H124ZM184 197H185V198H184ZM186 197H187V200H186V202H185L184 199H186ZM204 197H205V198H204ZM234 197H237V198H234ZM261 197H262V196H261ZM2 198H3V197L1 196L0 199H2ZM16 198H17V197H16ZM18 198H17V199H18ZM24 198L28 201V199H27L25 196H24ZM129 198H130L131 200L128 202L127 199H129ZM159 198H161V196H160ZM164 198H165V197H164ZM214 198H212V200H214ZM87 199H88V197H87ZM237 199H238V200H237ZM9 200H10V203H8ZM22 200H23V199H22ZM33 200H34L35 202H34ZM85 200H86V201H85ZM124 200H125V201H124ZM165 200H166V199H165ZM180 200H182V201L179 203ZM183 200H184V201H183ZM209 200H210L209 202H211V198H210ZM11 201H12V202H11ZM23 201H24V200H23ZM32 201H33V202H32ZM131 201H132L133 203H136V204H134V205L131 204V205L134 206V208H131L132 206L129 205V203H132ZM199 201H200V204H201V205L199 204ZM219 201H221V203H220ZM75 202H76V203H75ZM141 202H140V203H141ZM166 202H167V201H166ZM233 202L235 203V205H234ZM252 202H253V203H252ZM256 202H257V203H256ZM262 202H263V203H262ZM90 203H91V202H90ZM177 203H178V204H177ZM204 203H205V206L208 207L207 209L205 208ZM217 203H218V205H217ZM9 204L12 205L13 208H12V206H10ZM41 204H42V203H40V205H41ZM53 204L55 205V202H54ZM53 204H52V206H53ZM71 204H72V203H71ZM106 204H107V205H106ZM110 204H112V207H111V206H108V205H110ZM175 204H176V205H175ZM197 204H198L199 206H198ZM208 204H209V203H208ZM232 204H233L236 208L239 207V209H236L234 206H231ZM33 205H32V206H33ZM77 205H78V206H77ZM92 205H93V202H92ZM92 205H89V206H92ZM140 205H139V206H140ZM173 205L176 206L177 208H178V206H180V207L178 208V209H180V210H181V206H182V208H184L185 210H181V211H180V210L177 209V211H178V213H177V212L175 211V209L173 208ZM183 205H184V206H183ZM196 205H197V206H196ZM202 205H203V206H202ZM238 205H239V206H238ZM250 205H251V206H250ZM49 206H51V204H50ZM80 206H81V205H80ZM86 206L89 207L88 204H87ZM129 206H130V207H129ZM164 206H165V205H163V207H164ZM170 206H171V207H170ZM192 206H193V205H192ZM211 206H212V205H211ZM240 206H241V207H240ZM72 207H71L70 209H72ZM157 207H159V206H157ZM161 207H162V206H161ZM196 207H197V208H196ZM11 208L13 209V211L11 210ZM16 208H15V209H16ZM35 208H36V207H35ZM47 208H48V207H47ZM79 208H80V207H79ZM81 208H85V207L81 206ZM91 208H92V207H91ZM91 208H90V209H91ZM103 208H102V209H103ZM136 208H137V209H136ZM146 208H147V207H146ZM165 208H167V207L165 206ZM225 208H226V209H225ZM228 208H230V209H233V208H234L233 210L236 211L237 215L239 214L238 216H236V215H234V216H235V218L238 217L240 220H239L238 218H237L236 220H237V221H240L241 223H240V222L238 223V222L236 221V222H237V224H236V223L234 222V220H232V217H234V216H233V215H232V216L229 215L230 212H231V210H229ZM262 208H263V209H262ZM3 209H4L5 212H6V210H7L8 213L10 212V210H11L12 212H14V213L10 212V213L8 214V217H9V215H15V217L18 218L17 220H19V218L21 217L20 215H24V217L22 216L23 220H24V219L26 220L25 217H28V216L30 217V219H29V217H28L29 221H28V220H26V221L24 220V221H23L22 218H21L22 221H20V220H19V221H16V218L14 217V218H13V219H15V221H14V220L12 219V216H10L9 218L12 220V223H11V222H10V219H9V218H6L7 216L4 214L5 212H3ZM56 209H57V210H56ZM60 209H62V210H60ZM85 209H87V208H85ZM102 209H101V213H102V215H104V211H103ZM173 209H174V210H173ZM194 209H195V210H194ZM212 209H213L214 211H213ZM224 209L226 210V212L224 211ZM250 209H251V210H250ZM20 210H22V211H20ZM36 210H34V211H36ZM53 210H55V212H56L55 214H54ZM58 210H60L62 213H58V212H59ZM65 210H66V213H65ZM78 210H80V209H78ZM111 210H112V211H111ZM170 210H168V211H170ZM207 210H208L209 212H208ZM227 210H229V211H227ZM233 210H232V211H233ZM29 211L31 212V210H29ZM34 211H33V213H34ZM39 211H40V212H39ZM73 211H74V212H73ZM109 211H111V212H109ZM150 211H152V212H150ZM171 211H170V212H171ZM235 211H234V213H235ZM7 212H6V214H7ZM75 212H77V213H75ZM140 212H142V213H140ZM144 212H146V213H144ZM148 212H149V213H148ZM182 212H186V213L184 214V213H182ZM210 212H212L213 214H211ZM228 212H229V213H228ZM259 212H260V213H259ZM261 212H262V213H261ZM20 213H21V214H20ZM64 213H65L66 215L70 216V217L68 218V216H63ZM73 213H75V214H73ZM79 213L83 215V217H81V218H83V220H82L81 218H80L81 220H80V219L75 220V218L77 217L76 215H78ZM138 213H139V214H138ZM150 213H152V216H151ZM173 213H174V214H173ZM190 213H192V212H190ZM232 213H233V212H231V214H232ZM234 213H233V214H234ZM3 214H4V216H3ZM29 214H30V213H29ZM31 214H32V213H31ZM31 214H30V215H31ZM44 214H45V213H44ZM145 214H146V215H145ZM169 214H170V213H169ZM196 214H195V215H196ZM199 214L196 215V216H200V215H201V214H200V215H199ZM207 214H208V215H207ZM249 214H250L251 217L249 216ZM258 214H259V215H258ZM26 215H27V216H26ZM39 215H40V216H43V215H41V214H39ZM73 215H74L75 217H74ZM85 215H86V216H85ZM157 215H158V217H157ZM173 215H175L176 217L174 218ZM206 215H207V216H206ZM150 216H151V218H150L151 220H150L149 218L147 219V217H150ZM177 216L180 218V220H182V221L185 220V222H180L179 220H177V221L180 222L181 224H179V225L176 224V223H175V219L177 218ZM183 216H185V217H183ZM190 216H192V215H190ZM246 216H247V217H246ZM144 217H145V218H144ZM155 217H156V218H155ZM192 217H193V216H192ZM194 217H195V216H194ZM5 218H6V222H5ZM186 218H187V219L189 218V220H186ZM195 218H196V217H195ZM198 218H199V217H198ZM76 219H77V218H76ZM200 219H202V217H200ZM211 219H212L213 221H211ZM233 219H234V218H233ZM1 220H0V221H1ZM7 220H8L9 222H7ZM55 220H57V218H56ZM60 220H61V219H60ZM73 220H75V221L73 222ZM90 220H91V219H90ZM115 220H116V221H115ZM123 220H125V221H123ZM128 220H130V222H129ZM154 220H156V221H154ZM192 220H194V219H192ZM192 220H191V221H192ZM261 220H263V221H262L263 223L261 222ZM33 221H34V220H33ZM33 221H32V223H29L30 225L26 223V224L28 225V228H29L30 226H32L31 224L34 223ZM57 221H58V220H57ZM62 221H63V220H62ZM69 221H68V222H69ZM131 221H132V222H131ZM153 221H154V222H153ZM177 221H176V222H177ZM196 221L199 222L198 225L200 224V226H199L198 228H200L202 225H204V224L202 223V221H200V220L198 221L197 218H196ZM196 221H195V222H196ZM210 221H211V222H210ZM216 221H218V222H216ZM231 221H232V222H231ZM23 222H24V223H23ZM54 222H55V221H54ZM54 222H53V223H54ZM80 222H81V223H80ZM149 222H150V223H149ZM166 222H167V226L170 224V225L168 226L169 229H167V228L164 227V226L166 225ZM173 222H174V223H173ZM233 222L235 223L234 226H232ZM13 223H14V225H16L14 229H13V226H12ZM16 223H19V225L16 224ZM72 223H70L68 227H71V224H72ZM85 223H86V222H85ZM92 223H93V224H92ZM131 223H132V224H131ZM189 223H190V222H189ZM189 223H185V224H184V225H186V228H187V226H189L190 224H192V222H191L190 224H189ZM243 223H244V224H243ZM26 224H25V226H26ZM43 224H44V223H43ZM62 224H63V223H62ZM90 224L87 223L86 226L88 227V226H90ZM94 224H95V225H94ZM101 224H102V223H101ZM118 224H119V225H118ZM134 224H135L136 226H135ZM188 224H189V225H188ZM195 224H196V223H195ZM208 224H207V225L205 224L204 226L206 227V226H208ZM212 224H213V225H212ZM238 224H239L240 226H239ZM7 225H8V226H7ZM17 225H18V226H17ZM60 225H61V223H60ZM83 225H85V224H83ZM141 225L143 226L142 228H141ZM148 225L151 226L152 228L149 227ZM252 225H253L254 227H253ZM20 226H19V227H20ZM42 226H43V225H42ZM46 226H45V227H46ZM65 226H67V225H65ZM192 226H193V225H192ZM215 226H214V227H215ZM21 227H23V226H21ZM26 227H27V226H26ZM26 227H25V228H26ZM32 227H33V226H32ZM62 227H63V226H62ZM73 227H74V225L72 226V229L70 228V230H68V232L71 231V230H73V229H74ZM90 227H91V226H90ZM99 227H102V228H99ZM148 227H149V228H148ZM156 227H157V228H156ZM159 227H160V228H159ZM193 227H194L195 229H197V226H196V227L193 226ZM193 227H190V226H189L187 229H186V228L182 229V228L179 227L180 229H182L181 231H179L178 229H177V230L173 229V231H171V232L173 233L174 230H175L176 233H173V234L176 235L177 233H179V234H181V235H185V236L187 237V235H186L187 232L185 233V231L187 230V231H188V234L190 233L188 236H190V238H192L191 242L194 243L195 245H197V248H198V245H200L202 241H200V244H199V242H198L199 240L197 241L196 237L199 238L200 236H196V237L194 236V235H195L194 232H196V231H195V229H194ZM205 227H204V229H205ZM216 227H215V228H216ZM218 227H219V229H218ZM225 227H228V228H225ZM251 227H252V229H250ZM257 227H258V229H257ZM25 228L23 229L24 232H25V231L28 232L29 229H30L31 227H30L29 229H28V228L25 229ZM110 228H111V227H110ZM150 228H151V229H150ZM174 228H175V227H174ZM210 228H209V229H210ZM223 228H225V229H223ZM235 228H236V227H235ZM6 229H7V231H6ZM17 229H19V230L21 231V233H22V234L20 233L21 235H24L23 238L25 237L26 239H28V241H27L28 243H27L26 241L22 240V239H21L22 242H19L18 240H20V237H18L19 239H18L17 241H13V240H15V238H17V237H14V236H16V234H17V232H16ZM68 229H69V228H68ZM75 229H76V228H75ZM75 229H74V230H75ZM84 229H85V230H84ZM89 229H90V228H89ZM89 229H87V230H89ZM94 229H95V227L93 228V230H94ZM153 229H154V233H150V232H153ZM163 229H167V230H164V231H163ZM204 229H202V230H204ZM206 229H207V228H206ZM206 229H205V230H206ZM4 230H2V232H4ZM27 230H28V231H27ZM32 230H30V232H31ZM61 230H63V228H62ZM65 230H66V228H65ZM90 230H91V229H90ZM119 230H120V231H119ZM126 230H127V231H126ZM148 230H149V231H148ZM160 230H162V231H160ZM197 230H198V233H197V234L201 233L200 231H202L201 229H200V231H199V229H197ZM207 230H208V229H207ZM212 230L214 231V228H213ZM212 230H211V231H212ZM48 231H49V232H48ZM98 231H97V232H98ZM117 231H118V232H117ZM155 231H156V232L159 231V232L156 233ZM169 231H170V230H169ZM211 231H210V232H211ZM26 232H25V233H26ZM46 232H47L48 234L50 233V235H48ZM59 232H60V231H59ZM82 232H83V233H82ZM94 232H95V230L93 231V233H94ZM126 232H127V233H126ZM129 232H130V233H129ZM202 232H203V231H202ZM214 232H215V231H214ZM221 232H223V231H221ZM247 232H249L248 235H247ZM252 232H253V234H254V231H252ZM252 232H251V234H252ZM7 233H11V234L9 235V234H7ZM54 233H55V234H54ZM80 233H81V234H80ZM131 233H132V234H131ZM172 233L169 232V234L173 235ZM193 233H194V234H193ZM203 233H204V232H203ZM206 233H207V232H206ZM227 233L225 234V232H224L225 235H227ZM233 233H234V234H233ZM12 234H15V235H14V236H11ZM20 234H19V236H20ZM26 234H27V233H26ZM39 234H40L41 236L44 235L43 237H45V235H48V236H50L51 238H55V239L52 241L50 237H46V239H44V238L42 237L43 240H41V238H40V241H39V237H38ZM99 234H101V233H99ZM129 234H131V235H129ZM133 234H134V235H133ZM147 234H150V235H147ZM154 234H155V235H154ZM214 234H215V233H214ZM214 234H213V235H214ZM237 234H238V235H237ZM251 234H250V235H251ZM253 234H252V235H253ZM53 235H55L56 237L58 236V238H56V237H52ZM60 235H61V234H60ZM67 235H68V233H67ZM75 235H76L77 237H75ZM86 235H88V232H87ZM92 235H94V234H92ZM96 235H97V234H95V237H94V236L89 237L90 235H89V236H86L87 238H91V239H92V238H95V239H98V241H97V240L94 241V243H95L96 246L93 245L92 243H90V241H89V242H85L86 240H88L86 237H85L86 240L84 239V237H82L81 239H79V241H76V240H74V238H73V240H74L75 242H78L77 244H80V247H79V245H78L77 247H75V248L73 247V250L79 249V248H81V246H83V245H87L86 248H87V249L89 248L88 250H89V252H90V247H91V246H94V247H92L94 250L91 249V250H92L91 253L87 252L88 250L86 251V250L84 249V251L87 252L86 254L89 255V258H88V259L91 260V261L84 259L85 257L87 258L88 256H83V255H81L82 253H84L82 250H83V248H85V247L83 246V247L81 248V250H80L82 253L80 254L81 256H79V258L84 257V258H83L84 260L82 259V261H78L77 264H83V263H84V264H87V263H89V264H90V263H92V264H96L97 260H98V262H100V263L97 262V264H102L104 261H106V259H105V260H103V261L101 262V259H99L100 256H98V255L101 254V253H99V252H100V251L102 252V249H105V248H106V249H109V247H110L109 244H108L109 242H108V240H107L108 243H106V241L103 240L104 237L101 236L102 238H98L99 236H96ZM123 235H126V236L123 237ZM128 235H129L130 237H133V236H135V237L130 238ZM143 235H144V234H143ZM143 235H141V236L143 237ZM151 235H152V236H151ZM160 235H159V236H160ZM205 235L207 236V234H205ZM205 235L203 234V235H201V236H205ZM216 235H217V234H215V235L212 236V237H215ZM252 235H251V236H252ZM10 236H11V237H10ZM32 236H33V235H32ZM82 236H85V234L82 235ZM116 236H120V239H119L118 237H116ZM148 236H149V237H148ZM156 236H157V240H156ZM161 236H160V239H161ZM169 236H170V235H168V242H169V240H170V241H173L171 238L169 239ZM185 236H184V237H185ZM229 236H228L227 238H229ZM239 236H238V237H239ZM7 237H8V238H7ZM96 237H97V238H96ZM121 237H123L124 239H122ZM126 237H127V238H126ZM128 237H129V238H128ZM138 237H140V238L138 239ZM164 237H162V239H163ZM170 237H171V236H170ZM172 237L175 239V238L177 237V235H176V236L173 235ZM238 237H230V238H232V240H235V242H237V241H236V238H237V240L239 239V240L241 241V240H242L241 237H240V238H238ZM9 238H10V239H9ZM30 238H32L31 235H30ZM33 238H32V239H33ZM47 238H48V239L50 238V240H47ZM72 238H71L70 240H72ZM151 238H152L153 240L155 239L154 241H158V243L156 242L157 245H153L154 247L157 246L158 251H157L156 248H153V246H152V243H153V242H149V240L153 241ZM178 238H180V235L178 236ZM181 238H182V237H181ZM187 238H188V237H187ZM201 238H203V237H201ZM208 238H209V237H207V239H208ZM210 238H211V237H210ZM215 238H217L215 242H217V240H219V242H220L219 237L216 236ZM215 238H214V239H215ZM234 238H235V239H234ZM8 239H9V240H8ZM26 239H25V240H26ZM69 239H68V240H69ZM82 239H84V240L82 241ZM91 239H89V240H91ZM100 239H101V240H100ZM106 239H107V238H106ZM118 239H119L120 241H119ZM137 239H138V240H137ZM185 239H186V238H185ZM203 239H204V238H203ZM214 239H208V240H211V242L213 243ZM7 240H8V241H7ZM21 240H20V241H21ZM44 240H45V241H44ZM73 240H72V241H73ZM116 240H117L118 242H120V243H117ZM122 240L125 241L126 245H125V243H124V246H123V244H122L123 241H122ZM126 240H127L128 242H127ZM144 240H146V241H144ZM165 240L167 241V239H165ZM176 240H177V239H176ZM200 240H201V239H200ZM228 240H229V242H231L230 239H227V241H228ZM239 240H238V241H239ZM243 240H242L241 242H244ZM32 241H33V242H32ZM35 241L38 242V243L36 242V245L38 246V248H37V247L35 246V244H34ZM42 241H43V242H42ZM72 241H71V242H72ZM74 241H73V243H75ZM100 241H101V243H99ZM121 241H122V243H121ZM131 241H133V242H132L130 245H128V247H125V246H127V244H128L129 242H131ZM134 241H135V242H134ZM147 241H148V243H147ZM166 241H165V242H166ZM186 241H189V240L186 239ZM12 242H13V243H12ZM31 242H32V243H31ZM80 242H82V243H80ZM92 242H93V240H92ZM96 242H97L98 244H96ZM104 242H105L106 244H103ZM143 242H144V243H147V244H144V245H143ZM215 242H214V243H215ZM229 242H228V243H229ZM9 243H10V244H9ZM84 243H88V244H84ZM149 243H151V245H150ZM207 243H209V242H205V245H207ZM214 243H213V244H210V243H209L208 245L211 246V245H214ZM217 243H218V242H217ZM228 243H227V244H228ZM33 244H34V246H33ZM81 244H82V245H81ZM90 244H91V245H90ZM99 244H100V245H104V246H101V247H100ZM115 244H116V245H115ZM153 244H155V242H154ZM165 244H167V242H166ZM215 244H216V243H215ZM12 245H13V246H12ZM89 245H90V247H88ZM149 245L152 246V247L149 248V247H150ZM74 246H76V244H74ZM97 246H98V247H97ZM163 246L166 247V249H165V248L163 249ZM9 247H10V248H9ZM33 247H34L35 249H33ZM103 247H105V248H103ZM121 247H117V248L120 249ZM159 247H160V248H159ZM169 247H170V246H169ZM211 247H212V246H211ZM211 247H210V248H211ZM95 248H96V251H97L98 249L100 250V251H97V252H98V255H97V253L95 252ZM183 248H185V247H184V246H181V249L179 248V251L181 250V252H182V251H183ZM205 248H209V246H205ZM205 248H204V249H205ZM214 248H215V246H214ZM41 249H42V250H41ZM114 249L116 250V248H114ZM114 249H111L110 252L114 251ZM148 249H151V250H150L151 252H150ZM32 250H33V251H32ZM67 250H68V249H67ZM71 250H72V249H70V251H71ZM73 250H72V251H73ZM120 250H121V249H120ZM155 250H154L153 252H155ZM163 250H164V251H163ZM167 250H168V251H167ZM201 250H203V249H201ZM208 250H209V249H208ZM40 251H39V252H40ZM48 251H51L52 253H54V251H52L51 249H48V250L46 251V254H45L44 251H43V252H44L45 255H47V254L50 255V254L48 253ZM68 251H69V250H68ZM70 251H69V255H70ZM76 251H77V250H76ZM103 251H104V250H103ZM107 251H108V250H107ZM117 251L120 252L119 250H117ZM117 251H116V253H118ZM126 251H127V250H125V252H126ZM175 251H178V250H175ZM198 251H199V250H198ZM203 251H206V250H203ZM92 252H93V254H94V252H95V254H96L97 257H98V259H97V257H96V259H97L96 261H94V259H93V258H94V255L92 254ZM105 252H106V251H105ZM110 252L108 253V254H109L108 257H110V254H111ZM159 252L156 253V254L158 255V257L161 256V255H159ZM172 252H173V251H172ZM195 252H197V250H196ZM201 252H202V251H201ZM206 252H207V251H206ZM209 252H210V250H209ZM216 252H217V251L215 250L214 255H215ZM41 253H42V252H41ZM66 253H67V252H66ZM66 253H65V254H66ZM79 253H80V252L75 253V251H74V254L72 253L73 256L70 255V256H68L67 258H64V257H63L64 254L62 255V257H61V256L58 257V256L54 253L55 256H53L52 258H53V260H58V263H60V264H64V263H61V262L64 261L63 259L66 260V261H64L65 264H68L67 262H70L71 264H75V262H76L75 259L79 260V258H78V256H77V255H79ZM103 253H104V252H103ZM114 253H115V252H114ZM114 253H112V254H114ZM169 253H171V252H169ZM29 254H30V257H29ZM36 254H37V252H36ZM44 254H43V255H44ZM75 254H76V255H75ZM105 254H106V253H105ZM200 254L203 255L202 253H200ZM200 254H199V252H198L197 257H196V255L194 256V257H195V260H197L196 258H199V257L201 256ZM205 254H206V253H204V255H205ZM207 254H208V253H207ZM207 254H206V255H207ZM209 254H210V253H209ZM23 255H24L25 257L28 256L29 259L26 258V259H24V261H23V258H25ZM45 255H44V257H45ZM48 255H47V257H48ZM66 255H68V253H67ZM84 255H85V254H84ZM117 255H118V254H117ZM120 255H121V254H120ZM125 255H126V254H125ZM125 255H124V257H125ZM151 255L153 256V255H155V253H154V254L152 253ZM164 255H163V256H164ZM198 255H199V257H198ZM206 255H205V258H206ZM21 256H22V257H21ZM56 256H57V258H56ZM75 256H76V258L73 259V262H72V261H69V260H72L71 258H72V257H75ZM106 256H107V255H106ZM112 256H113V255H112ZM115 256H116V254H115ZM216 256H217V255H216ZM7 257H9V258L6 259ZM32 257H33V256H32ZM47 257H46V258H47ZM54 257H55V258H54ZM117 257H118L117 260L120 261V260H121V259L119 258L120 256H117ZM124 257H123V258H124ZM208 257L211 258V256H208ZM19 258H20V259H19ZM52 258L48 257V258L45 259V260H46V261L48 260V262H49L50 260H52ZM58 258H61V259H62V260L60 259L61 262H60V260H59ZM102 258H103V257H102ZM110 258H112V257H110ZM110 258H109V259L107 258V259L110 260ZM153 258H154V257H152V259H153ZM159 258H160V257H159ZM159 258H156V257L154 258V260H155V261H154L155 264H156V263H158V264L160 263V264H161V260H162V259L164 260L163 257H162V259H160V260H159ZM191 258H192V257H191ZM205 258L202 259V256H201V262H200V263H203L202 261H205L204 264H207V263L209 262L210 259L207 258V260H205ZM11 259H10L8 262H11ZM67 259H69V260H67ZM92 259H93V260H92ZM114 259H115V258H114ZM119 259H120V260H119ZM148 259H150V258H148ZM6 260H7V261H6ZM53 260H52V261H53ZM112 260H113V258H112ZM156 260H157L158 262H157ZM163 260H162V261H163ZM198 260L200 261V259H198ZM14 261H12L11 264H14V263L17 264L16 262H18V261H16V262H14ZM52 261H50V262H52ZM85 261H86V262H85ZM110 261H111V260H110ZM115 261H116V259H115ZM115 261L113 260V262H115ZM147 261H148V260H147ZM8 262H7V263H8ZM13 262H14V263H13ZM27 262L24 263V264H29V263H27ZM31 262H30V263H31ZM80 262H81V263H80ZM106 262H109V261H106ZM106 262H105V263H106ZM116 262H117V261H116ZM123 262H124V261H123ZM148 262H149V261H148ZM18 263H20V262H18ZM55 263L58 264L57 261H56ZM70 263H69V264H70ZM128 263H129V262H128ZM8 264H10V263H8ZM49 264H50V263H49ZM51 264H54V262H52ZM120 264H122V263H120ZM125 264H126V263H125ZM129 264H132V263H129ZM146 264H148V263H146Z\"/></svg>",
  "mask_w": 264,
  "mask_h": 264
},
{
  "label": "bare ground",
  "instance_id": "2",
  "mask_svg": "<svg viewBox=\"0 0 264 264\" xmlns=\"http://www.w3.org/2000/svg\"><path fill=\"white\" fill-rule=\"evenodd\" d=\"M41 1H42V0H41ZM43 1H44V0H43ZM45 1H46V0H45ZM47 1H48V0H47ZM60 1H61V0H58V2H60ZM70 1H71V0H70ZM87 1H91V3H90V2H89V3L91 4V7H92V5L94 4V1H93V0H87ZM87 1H86V2H87ZM95 1L97 2V0H95ZM101 1H102V0H101ZM111 1H112V5H113V6L116 4L115 2H117L116 0H106V1L103 0V2H100V0H98V3H101V4H102V3L105 2V4H106V2H108V4H111ZM113 1H114V3H113ZM121 1H122V0H121ZM129 1H130V0H129ZM135 1H136V0H135ZM137 1H138V0H137ZM151 1H152V0H151ZM151 1L149 2L150 4H151ZM158 1H159V0H158ZM169 1H172V0H167V3H166L165 5H166V6H167V5H171L170 7H172V6H173L172 4H174L175 2H174V3H171V4H170V3L168 4ZM200 1H201V0H200ZM200 1L198 0L199 3H198L197 1H195V2H196L195 4L201 6ZM204 1H206V2L208 3V6L206 5L207 7L210 6V7L213 8V5H215L216 8H217V7H221V6H222V8H219V9H218L219 12H218V11L216 12L215 10H213V12H216V13L212 14V16L214 15V17H215V14L220 13V11H221L222 9H224V6H225V3H224V2L227 1L226 4L229 3V4L232 5L234 0H231L232 3H231L230 0H223V1H222V0H209V1L204 0ZM204 1L202 0V2L205 4L206 2H204ZM228 1H229V2H228ZM240 1L243 2V0H238V3H237V0H236L235 3H237V4L234 3L235 6H232V7L230 6L229 8L226 7V9H225L226 11L224 10L225 13H224V11L222 10V11H223V12L221 11L222 14H218V15H216V18H217L219 15H220V17L222 16V18H223V16H224L223 14H225L226 17H224L221 21L224 20L225 22H228V21L230 22L231 19H227V18H229V17L227 16V15H228V14H227V12H228V11H227V8H228V10L230 9L231 12H232V9H233V12H234V10H235L236 13L239 11V12L237 13V16L240 15V13H241V16H242V15H243V14H242L243 12H241V10L243 9V10L245 11L246 6H249V5H250V7H251V4L246 3V1H248V0H246V1L244 0L245 2H243V3H241V4H240ZM262 1H263V3H264V0H262ZM56 2H57V1H56ZM56 2H55V5H54V6H55V9H58V10H57V12H56L55 9H54V11H52V12H54V15H55V16H54V15H53V16H54L55 18H57V20H59L58 23H57V20L55 19V21H56L55 23L57 24V28H59V27H58L59 24H61V26L65 24V22L63 23V21H65V20H63V19H65L64 17H66V16H62L61 14L64 13L65 10L70 9V8H67V6H64V5H59V6L57 7V5H58V4H61V3H58V2L56 3ZM78 2H79V1H78ZM92 2H93V3H92ZM131 2H132V1H131ZM159 2H160V1H159ZM209 2H211V5H212V6L209 4ZM219 2H220V3H219ZM260 2H261V1H260ZM70 3H71V2H70ZM74 3H75V2H74ZM122 3H123V2H122ZM197 3H198V4H197ZM203 3H202V4H203ZM207 3H206V4H207ZM216 3H219V4H216ZM222 3H224V6H223ZM261 3H262V2H261ZM263 3H262V4H263ZM62 4H63V2H62ZM87 4H88V3H87ZM96 4H97V3H96ZM96 4H94L93 6H95ZM105 4H103L102 6L105 7ZM120 4H121V3H120ZM204 4H203L202 6H203V7H206V6H204ZM238 4H239V5H238ZM245 4H248V5H245ZM262 4H260V6H259V4H258V5L256 4L257 7H258L257 9H260V8H261V12L264 11V4H263V7H262ZM65 5H66V4H65ZM147 5H149V4L147 3ZM217 5H218V6H217ZM241 5H242V6L245 5V6H244L245 9H244V7L242 8ZM256 5H254V6L256 7ZM60 6H61V7H60ZM62 6H64V7L62 8ZM73 6H74V4L72 3V6H70L72 11L74 10ZM78 6H79V5H78ZM84 6L86 7L87 5H84ZM98 6H99L100 8H103V7H101L100 5H96V7H98ZM125 6H126V5H125ZM227 6H229V5L227 4ZM236 6H237V8H236ZM238 6H240V7L238 8ZM252 6H253V2H252ZM254 6L252 7L253 9H255ZM56 7H57V8H56ZM59 7L62 9V10H61L62 12L60 11ZM74 7H75V9H76V6H74ZM85 7H84V8H85ZM91 7H90L89 4H88V7H86V10L88 11V9L91 8ZM99 7H98V8H99ZM110 7H112V6H110ZM110 7H108V8L105 7V10H103L102 12H104V13H108V12H110V11H111ZM148 7L150 8L151 6H148ZM148 7L146 8V6L144 5L143 7L140 8V11H141V10H144V12H145V11H147L146 9H148ZM175 7H176V6H175ZM175 7L173 6V7L171 8V9L174 8V11H173V12L176 13V14H174V13L172 12V15H175L177 18H180V19H181V22H177V25H175V28H176V26H178V24H181V26H183L182 22L184 23V20H185L189 15H192L191 12L193 13V11L196 10V6H195V7H194V8H195L194 10H192L193 8H191V10H190L191 12H190V11H189L190 8H188V9H187V10H188V11H187L188 13H185L186 9H185V10L183 9L182 11H180L182 8H184V6H182L181 9H179V8L181 7V5H177V8H175ZM234 7H235V8H234ZM250 7L246 9V10L249 9L250 12H248L249 10H248L247 12L245 11L243 16H249V17L251 16V18H249V17H248V18L246 17V18L249 19V21L252 23V25H253L256 21H258V20H259V22H262V21H260V20L264 18V17H263V13H264V12L262 13V15H260V18L257 20V17L255 18V14L258 12L257 9L254 10V11H252V8L250 9ZM81 8H82V7H81ZM100 8H99V9H100ZM120 8H121V7H120ZM120 8H119V10H120ZM152 8H153V7H151V10H152ZM165 8H166V7H165ZM214 8H215V7H214ZM216 8H215V9H216ZM106 9H108V12H105ZM168 9H170V8L168 7ZM168 9H167V10H168ZM178 9H179V10H178ZM50 10H51V9H50ZM52 10H53V8H52ZM83 10H84V9H83ZM101 10H102V9H100V11H101ZM154 10H155V9H154ZM154 10H153V11H154ZM176 10H177V12H176ZM206 10L209 11V12H211L212 9H211V8H206ZM230 10H229V11H230ZM116 11H117V10H116ZM163 11H164V9H163ZM171 11H172V10H171ZM41 12L43 13V11H41ZM69 12H70V11H69ZM69 12H67V13H69ZM73 12H74V11H73ZM90 12H91V11H90ZM90 12H89V13H90ZM149 12H151V11H149ZM161 12H162V11H161ZM183 12H184V13H183ZM189 12H190V13H189ZM235 12H234V13H235ZM259 12H260V10H259ZM48 13H49V12H48ZM100 13H101V12H100ZM110 13H112V12H110ZM162 13H165V12H162ZM211 13H212V12H211ZM253 13H255V14H253ZM31 14H32V13H31ZM34 14L36 15L37 13H34ZM64 14H65V13H64ZM114 14H115V13H114ZM181 14H182V15H181ZM184 14H186V15L189 14V15L184 19V17H183ZM194 14H195V13H193V15H194ZM226 14H227V15H226ZM249 14H252V15H254V16L252 17V15H249ZM35 15H34V17H35ZM40 15H41V13L39 14V16H40ZM51 15H52V14H51ZM51 15H50V18L52 17ZM69 15H70V14H69ZM88 15H89V14H88ZM186 15H185V16H186ZM39 16H38V17H39ZM42 16H43V15H42ZM46 16H47V15H46ZM57 16H58V17L60 16V18L63 17V19H60V18H58ZM122 16H123V15H122ZM156 16H157V15H156ZM36 17H37V16H36ZM54 17H52L51 19L54 20ZM105 17H106V16H105ZM110 17H111V16H110ZM157 17H158V16H157ZM157 17H156V18H157ZM160 17H161V16H160ZM162 17H163V15H162ZM171 17H173V16H171ZM220 17H219V18H220ZM262 17H263V18H262ZM47 18H48V16H47ZM67 18H69V17H67ZM191 18H192V16H189L187 19H191ZM216 18H215V22H213V24H211V25H214V24H215L216 27H218V28H215V25L209 27L210 29L206 27V28L208 29L209 32L211 31V33H212V28H214L212 34H211V33H210V34L205 33V30H206L205 27H204L205 29H203V28L200 26L199 30L202 29V30H201V31H203L202 33H201L199 30H196L197 28H194V27H196L195 25H193V26H194V27H193L192 24H191V25H190L191 27H190L189 24L191 23L192 19L190 20V22H189V20L185 21V23H184L185 28H184V26H183V31L180 30V29H182V27L180 28V25L176 28V29H178V30L175 29V30L177 31V33H178L177 35L175 34V37H174V35H173L174 33H176V32H174V26H173V28L170 27V29L172 28V30H173L172 32H168V29L166 30V28L163 27V28L165 29V36H166V39L164 38V40H163V37H165V36H163V35L161 34V35H162V37H161L162 40H161L160 42H156V43L158 44V43H161L162 41H166V44H163V42H162V44L164 45L165 48L167 47V51H169V50H168V48H169L168 46H169V45L167 44V42L172 43V42H171V40H172L171 38H174L175 43H173V46H174V47H173V48H174L173 50H174L175 53H176V54H175V53H174V54H175L176 56H177V54H178V58H179V59L182 58V59H181V60L178 59V60L180 61L179 64L174 63V65H173V61L175 60V58H177V57H175V55H173L174 59H173V57H170V58L173 59V60H172V63L170 62L171 60H169L170 63H169V66H168L167 64H165V63L168 62V61L163 62L165 59L168 60L167 58H164V57H163L164 60H163V58H159V57H162V55H163L162 52L160 53V51H162V50L160 49V51H159V48L156 46V47L158 48V51H159V52L156 53V54L158 55V54L160 53V54H162V55L160 56V54H159V57L155 60V58L157 57L156 54H154V53L156 52V49H153V48H152V49H153V53L151 52V53H152V54H151V56H152L151 58H152V59L150 58V62L152 63V62H154V60H155V62L153 63L154 66H153V68H152L151 70H152V71L155 70V69L157 68V66H158L160 63H162V62H163V63L160 64L161 67L157 69V72H156V70L153 71V72H152L151 70H149L150 67H151V65H152V64H150V66H149V63H150V62H149L148 64H144V65H143V67H144L145 70H146L147 67H149V69H148L145 73H147L148 71H150V72H152V73L156 72V75L153 76L152 73L148 72V73H150V75H149V74H144V71H143V73H142V74H143V76H142L143 79H142L141 85H146V87L141 86V85L136 86V84H138V83H137V82L135 83V81H140V80L138 79L139 76H138V77L136 76L138 80H135V81H133V82L131 83L130 77H133V76H134V77L132 78V80H133V79L135 78V73H138V72H135L136 69H134L135 71H134V70L131 71L132 73H129L128 71H124V72H127L128 76H129V77H128L129 79H127V81H124V80H126V78H127L126 73H122V74H124V75L121 74V77L124 76L122 79H124V78L126 77V78L123 80L124 82H123V81H120V80H122L121 77H117V78L119 79V81H118L116 78H113V77H111V79H110V76H109V80H108V77H107L106 81H107V83H110V85H111L112 83H114V82L117 83L116 80L120 83V84L118 83V85L114 83L115 86H114V84H113L114 87H117V90H116L115 88H113V91H114V92L111 93V94H113V96L110 95V97H109V93H110L111 91L108 93V95H106V96L108 97L107 100L110 99L109 101H111V102H114V101L116 100L117 103H115V102H114V103H115L116 107H119V108L114 107V106H115L114 103H113L114 106H113V105L111 106V104L108 105V106H110V107L106 106V104H108L109 101H107V100L104 98V97H106V96H104V97H103V95L101 96V93H102V92L100 93L99 90H98V92L100 93V96H101V97H100V100L98 99L99 97L97 98L98 102H97V100H95L96 97L99 95V93H97V92L95 93V91H97V89H99V87L94 91V93H95L96 95H95V94H92L93 92L91 93V94H92V95H91L92 98H90V99L88 98L89 100H88V102L86 101V103H87L86 106H87V107L89 106V108L92 109V108H91V107H92V103H93V107L96 106L95 104L98 103V104H97V105H98L97 108H96V107H94V108H96V109H99V108H100L99 110H100L101 112H100L99 110L96 111V109H94L95 111H92V110H91V113H90L88 110H87V111H88V112H87V111H86L85 103L83 102L84 99H83V100H82V99L80 100V99L78 98L79 101L83 102V104H84V105H83V104L80 102L81 105L79 104V106H83V107L85 106V109H83V107H79V108H82V109H83V110H80V112H81V111H84V112L86 111V112H87V114L84 113L85 115L82 114L80 117H83V118H84L86 115H88V116L85 117L86 119H84V120H85L84 122H86L85 125L87 124V121L90 123V117H91L92 120H91V123H90L89 125H88V124H87L86 126L84 125L85 128H83V125L81 126V124H84V122L81 123V124L79 125V124H77V122H78L79 119L76 118V117H77L79 114H81V113L77 114L76 116L74 115L75 118L77 119V122L74 121V123L76 122L75 124H73V121H72L73 119L69 117L70 119H72V120H71V123H72L74 126L69 122L70 120H69L68 116L66 117V118H67V121L69 120V121H68L69 123L66 122V126H70V125H72V127L70 126L71 128H70V127H69V128L66 127V128H65L66 130H67V129H70V130L72 129V131H73L74 127H76V124H77V126L79 125L78 129L80 130V132H79V130L76 128V129H77V130H76V131H77V134L80 133V134L77 136V138H76V136H75V134H76L75 132H76V131H75V132L73 131L75 134H74L73 132L71 133V134L74 135V137L76 138V139H75L76 141L74 140V138H73V140L71 139L72 141H75V142H74V145H73L72 141H70V140L67 139V138H72L69 134H67V132L69 133V130H67V132H66L65 130H61V131H60L61 133H65V134H67V135L70 136V137L68 136L67 138H66L67 135L65 136V138L67 139V142H68V141L70 142V143L68 142V144H70V146H72V147H70V146L68 145L70 149L67 148V146H66V147L64 146V145L67 144V143L64 144L65 139L62 140V138H61V137H64V136H62V134H61L60 132H56L57 129L60 130L59 127L61 128V125L59 126V125L57 124V127H55L56 125L54 126V124H53V121H55L56 119H58V118L61 116V115L58 116V118H56V116H55L57 113L60 114V112H59V111L56 112V111L54 110L56 113L51 115V120L48 119V117H44L45 120L42 119L43 122H44V123H42L43 125H45L46 122H49V125L52 123L53 126L56 128V129H54V127H53L52 125H50L49 128H50V129L53 128V130H54V131L56 130V131H55V134H54V132H52V134H50L51 132H50V133H47V136H48V134H49V135L51 136V138L54 137V139H55L56 141H58L59 143H61V142L63 141V145H61V146H63V148L65 147V148H64L65 150H63L62 153H65L66 156L62 155V153H61V154H59V155H60V157H59V155H56L55 153H56L57 151H59V150H60V151L57 152V154L60 153V152H61V149L58 148L59 150H56V151H55V150H54L55 147H54V149H52V146L49 145V147H51V149H52V152H53L52 154L55 155V157H57V158L59 157V158H60V160L56 158V160H55L54 162H51V161L49 162L50 164L53 163V166H52L51 168L54 169V171H52L51 174L49 173L50 177L54 176V177H52V180L50 181V184H51L52 187L55 186V189H56V190H52V187H50V188L48 189V187L44 185V184H46L47 182H46V180H43V178L46 179V178H47L46 176L49 177V175H47V174H48V172H50V169H49L50 166H48V165L45 166V168H46V167H47V168L49 167L48 169L46 168V171L48 170V171L46 172V171H44V170L41 169V168L39 169L38 167H35V166H34L35 163L33 164V162H29V161H28V163H27L28 166L26 165V167H28V168H30V169L27 168L26 170H28L29 172L31 171L30 173H31V174L33 173L32 175L34 176V178H35L36 180H37V178L39 177V175L41 174V175L43 176V178H41L42 176L40 175V177H39L38 180H40V178H41L42 180H40V181H41V182H42V181L45 182L44 184H42V183H43V182H42L41 185H40V183L38 182V180H37V181L35 180V182H37V183H39V184L37 185V183H36V185H34L33 183H35V182H33L32 184H33L34 186H32V187L34 188L35 186H37V187H40V186L43 187V186H45V187H43L44 189L47 188L48 190H51V191L47 192V194H45L46 192H45V193H41V191L44 192V190H41V189H42V187H41V189H39V191H38V192H40V193H38V194H39V195L42 194L43 197H42V196H39V195L37 194V192H36L35 190H37L38 188H36V187H35L36 189L34 188V189H35L34 191H35L36 195H38V196H35L34 192L31 190V189H32V187H31L32 184H30V187H29V185H28V181L30 182L32 179L28 180L30 177H29L28 175H26V172L24 173V171H25L24 167H25V166H22V163H21L22 161H24V159L27 158V157H26L25 150H22V151L20 152V154L23 155L22 152L24 151L23 153H24V155H25V157H26V158H24V157L22 156L23 158L21 159V162H20V160H18V159H19V156H20L19 153H18V155H16V156H18V158H17V157L14 158V155H12L13 157L10 156L12 159H17V161H16V160H12V159L10 160V159H9L8 162H9L10 164L7 162V163L9 164V166L12 165L11 168H10L8 165H5L6 163H4V167H7V168L4 169V167H2V168H3V169H2V168L0 167V168H1L0 177H1V174H4V176L9 175V174L11 175V174L13 173V171H14L13 168L15 169V167L17 166V168H16V169H18L17 172H20L21 175L23 174V176H25L24 178H22V180H19V181L22 182V185H24L23 183L26 182V184L28 185V186H27V185L25 184L26 187H27V188L29 187V188H28V191L33 195V196H29V197H33V198H34V196H35V197H37V198H36L37 200L40 199L41 197L44 198L43 200H45V198H47L46 201H47L48 203H49V202H52V203H49V204H48V206H47L48 208L45 207L47 204L44 205V206L42 207V205L45 204V203H47V202H46V201H45V203H43L44 201H42V202H38V201H41L42 199L36 201V199L34 198L35 201H36L37 203H39V204L33 203V204L37 205V206H35V207H36V208H35L33 204H32L33 206L30 205V204H31V201H30L29 204L27 203V202H29V200H30L31 198L28 199L29 197H27V195L30 194V193L27 192L28 194H25L26 191H27L25 185H24V188H21V189H22L21 192L18 191V190H16V192H15V190H14V189H15V186L19 185V183H20V182L18 183V179H19V178L21 179V177H22V176L20 175V173H17V175H15L16 173H13V174L10 176V177H13V178H11V179H13V180L15 179V181L17 180L16 182L13 181V180H11L10 178H9V179L7 178V182L9 181L8 184L10 183L9 185H11V181L15 182V184H17V183H18V184L15 185L14 183H12V186H13V188H12L11 186H8L7 182L4 183V182H5V181H4L3 183L5 184L6 187L3 186L4 184H1V187H3V188L0 187V188H1L0 190H1V192H2V193H0V194H1V196H2L3 198L0 199V201H2V200L5 198L4 196H8V194L5 195L6 192H5L4 190H6V188H8V187H9V188L11 187V190L13 189L12 192L17 193V191H18V194H17V195L15 194V196H16L17 198H18V197L20 198V196H21L22 199L24 200V201H23L21 198H20L21 200H20L19 198L17 199L16 197H14L15 199L12 200V201H16V200H17V202H14V203H18V204H16V205L13 204V206H14V212H15V210H16L17 213H18L16 216H19L18 209L16 208L17 205H18L19 208H20V206L22 207L21 204L19 205V200H20V203L25 202V205H26V206H27V204H28L29 208H33V207H34V209H28V206L26 207V208L28 209L27 212H29L30 214L32 213L31 215H30L29 213H27V215H29L30 217H32V218H31L32 220H30V222H25V223L23 222L24 225H22V222H21L20 224H21V226H23V227H21V226L19 225V223H16V224H18V225L20 226V227H19V226L17 225L18 228H21V231H23V234H25V235H28V234H29V237L26 236V238H29V241H28V239H26L25 237L23 238L24 235H21L22 233H21V231H20L19 229L16 230V232H17L16 236H14L15 234H12V235H11V236L17 237V238H15V240H13V241H17V240L19 239L18 237H20V240L22 239V240H24V241H26V242H27V241L30 242V239L34 241L35 238H33V237H37V236H36L37 232H34V233H33V230L37 231V230H40V228H41V230L38 231V233H39V232L41 233V231L44 230L45 228L49 230L52 226H51V227H48L49 225L46 226L45 223H46V224H49L47 221H48V220L50 221L51 219L54 220L55 222L53 221V222H54V223H53L52 221H50V223H52V224H50V225H53V224H54L53 226H55V225L58 226V225H59L58 228H59V227H60L61 229L63 228V230H61V229L59 230L60 232L58 231V234H57V235H59L60 237H63L62 235H65V234H63V233H65V232H66V236H65L64 238L71 237V236L73 235V233L76 234V235L78 236L76 230H77V228L79 229V227L82 228V226H83L84 228H86V230L84 229L85 231H83L84 234H85V236H82V235H84V234H81V233H80L81 236H78V237H81V238L84 237L85 240H86V238H87L86 236H89V235H90L89 237H91V236H94V237H95V234H97L96 236H99L98 238H102V237H104V236H102V234H104V233L106 234L108 231H109V232H108L107 234L109 235V233H111L110 230L107 231V230L105 229V232H104V230H100V229H98L99 231L104 232V233H102V232H99V231L97 230V228H96V225L98 224L97 222H99V224L97 225V227L100 226V225H103V228H102V227H99V228H102V229H104V224H103V222H105V226H106V225H107V226L109 225V226L106 227V228H108V229H112L111 231L115 230V229L118 227V226H116V228H115V227H112V224H113V225H116L117 222L114 224V223H113V218H114V217H112V218L109 217V216H108L109 213H106V214H105V210H110L109 208H107V206L104 205V202L106 201L105 199H107V198H111V197H109V196H113L114 193H115L116 196L114 195L115 197H114V196H113V197H114L116 200H115V199H113V200H115V201L117 202L119 199H121V201H123V198H122V197H123V196H122L123 193H121V190L124 191V193H125L126 195H128V196H126V195L124 194L126 197H130L129 194L131 195V193L134 194V196H133V195L131 196V197H132L131 199H133L136 195H138V194L141 192V191H140L141 186H139L138 184H140V185L143 186L142 190L145 189V190H143V192H142V194H144L143 197L141 198L142 195L140 196V199H142L143 201H145V203H143L144 205H142V202L139 201V199H138L139 197L136 196L137 199H138V201H139V203H138V204L133 203V202L136 200V197H135V199L133 200V202L131 201L132 203H129V205H131V204H133V205L136 204V205H137V208H138V207L142 208V206H145V207H143L142 209L145 208V209H148V210H149V209L151 210V208H152V210H154V209H156V210H163V211L166 210V211H165L166 213L163 214V212H161L162 214H159V215H160L159 217H158V215H157V217H158L157 220L159 221L157 224L162 223V222H161V221H162L161 219H163V217H165V216H166L167 218H168L169 216L172 217V216H171V215H172V211H171V210H172V207L170 206V207H171V210H170V208L168 209V206H169V205L167 206L165 203L168 204V200L170 201V199L172 198L173 195H179L178 193H179V191H181V190H178V193H177V192H176V191H177V189H176L177 187L180 188V187H184V186H186V187H184V189H183L185 192H187V193H188V192H189V193H192V192H193L194 194H193V193H192L193 195L191 194L193 197H195V196H196V198L199 197V199H200L201 201H203L204 199H201V197L203 196L204 191H205V194H207L206 192L208 191L209 187H210L211 185H213V184L216 185V186H212V187H215V188H212V190H211V189H210V190H211L212 192H214V194H215V191H213V189H214V190L216 189V192H218L217 195H219V194H220V195L214 198V197H212V195H211V194H213V193H211V194H207V195H211V197H209V199L211 198V202H209L210 200L207 199V197H206L207 195L205 196L206 198L204 197L205 200H206V201L208 200V203H209V204L207 203L206 206L209 205L210 208H212V207L214 208V204H215V202L218 201V199L221 200V198H222L224 192L226 193L227 191H228V192L230 191V193H231V190H234V188H235L234 191H235V193H237V192H236V188H237V191L239 192L238 189L242 188L243 186L246 187L245 185H247V187H248V184H245V183L248 182V179H251V180H252V182H251V180H250L249 182L254 183L256 189H261L262 191H264V183H263V185H262V183H261L264 179L262 178L263 176H262L261 173H260V171L262 172V170H260L259 172L257 171V169L259 170V169L262 168L261 166H259V165H260L259 163H262V162L259 160L260 158L258 159L259 162H257V161L255 162V160H257L258 157H261V155L263 154L262 152H264V151H262L261 154H256V155H259L258 157H257L256 155H254V153H257L258 151L261 150V147H260L261 144H260V146H258L259 143H258V145H254V144H252V146H251V144H249L251 147H253V148H250L249 145H248L249 147H247L246 145H244V143L242 144L241 141H240V140H243V138H246V137H247V139H248V141H249L250 138H251L252 140H255V139H258V137L260 138V137H263V136H264V131H263V133H262V134H263L262 136H261V135H259L258 137L255 136V135H257V134H260V133L262 132L263 127H264V117H263V116H264V115H263L264 111L262 112V111L259 110V108H260V104H259V103L255 102V104H254L255 106H254V105L252 106V105H250V104L248 103L250 108L246 107V109H249V110H250V109L254 108L253 111H255V112H253V111L250 110V112L248 111V113H245V112H247L245 109L242 108L243 111H242V109H240V110L238 109V111H240L239 114H241V112H242V114H243V115H241V117H238V116H237L238 114L235 113V112H237V110L235 111L234 108H233V107H235V105H232V104L230 105V103L232 102V99H233L234 97L231 98V102L229 103V107L231 106V108L229 109V107H227V105H226V103L228 104L229 101H228V102H225V105H226V106L223 105V104H224V101H221V102H219V103L216 102V101L218 100V99H216V98H218L219 95H217V96H215V97L212 96V97L214 98L213 100H216V101H213V100H212V97H210L209 95H205L206 98H207V96H209V98H210V99L208 98L209 101H208L206 98L204 99V100H206V102H207L206 104L209 105L211 102H213L214 104H213V106H210V105H209V108H208L207 106L203 107V105H202V106L200 105V106L203 107V108H205V110L208 109L207 111L209 112V114H211V116L209 117V119H210V118H213V117L215 116V115H212L213 113H210V110H216V111H217V112L215 111V113L217 114L216 117H218V114H219V117L217 118V120L219 119L218 121H220L221 124H220L219 127H217V128H213V129L215 130V133H216L217 131L220 133V131H222V130H223V127H224V130L228 132V133L226 132V133H227V134H226L227 136L225 135L227 140L224 138V136H221V135H224V134H219L218 132H217L218 134H217V133H216V134H213L214 132H213V130H211V129H212V126H211V128H210V130L212 131V133H210V135H211V134H213V135H217L219 138L222 139V140L220 139V141H222V142H220V143H223L224 145H225V144H228V141H230V143H229L230 145L228 144V146H227V147H224L223 150H222V148H220V147L218 146V143H216V142H219V141H217V140H219V139H217L218 137L215 136L216 139H215L213 142H215V143L217 144V146H218V149H217L218 152H219V149L222 150L221 152L224 151L222 154L225 155L224 153H226V155H227V156L225 155L226 157L229 156V153H230V156H234V157H236V158L241 156V157L238 158V159L242 160V162H243V163H242V162L240 161V162L242 163V165H241V169H242V173H243V174H242L241 172H240V174H241V175H244V174H245L246 176H250V177H249V178L246 177L247 181L244 179V180H245V183H243V186H242L240 183L238 184L239 186H238L237 184H235L234 186H231V185L228 186L227 184L230 183V182H227V181H226L227 183H225V185H227L226 187L229 188V189H226V187H225L221 182H219V180H220L219 178H218V179L214 178L215 176L212 175V174H214V172H212V174L209 173V168H210V167L208 168V171L205 169V166L208 167V165H207L208 162H204V161H208V160H209V162H210V158H211L210 156H211V155H210L209 153H206V155L208 154L209 157L207 156V157L205 158L206 160H204V159L202 160L201 158H203V156H201L200 152H203V150H202V149H203V146H206V143H203L202 140H205V139L207 138V137L204 138L205 134H207V130H205L206 132L203 130V131L205 132V134H204L203 131L199 134L198 131H201V130H202L201 128L204 127L202 122L204 121V122L207 123V121L204 120V119H203V121H201L202 119H201V120L199 119V121H198V122H199V123H198V124H199V126H198L199 129H198V131L196 132V135L199 136V137L197 136V138H198L199 140H198L197 143H196V140H197V138H196V140H195V146H194V150H193L194 152H192V154H193V153H194V154L191 155V156L193 157V158H192L193 161L195 160L194 165H196V167H199V166H197V165L200 163L199 160H200V161L202 160L201 163H200V164H201L200 166H202L203 163L206 164V165H203L205 171H204V170L202 171L200 167H199V171L195 170V172L198 173V174H195L196 177H197V179L199 180V179L202 177L201 179H202V181H203V182H202L203 186H202V184L200 185V182H199L200 180L197 181V180L195 179V181L193 182V180H192V176L190 177V178H191L190 180H189V178L186 179V180H183V183L178 182V181L176 180V176L178 175V172H176V171H177L178 169H182L183 166L180 167L181 164H180V166H179V163H180V162L177 161V162H179L178 164L176 163V165H178V167H179V168H178V167L174 164L173 159L175 158V159L177 160V158L180 156V152H179V153H176L175 151H177V149H178V151H183V150H181V149H184L183 147H185V146H183V145H184L185 143H182V142L179 140V141L181 142V144H183V145L181 146V144L178 143V140H176L177 144H179V145H176V144H175V143H176L175 140H174V142H173V136H174V134H172V138H171V135H170V140H169V139H168L169 136H167V134L164 133V130L166 131V133H167V131L169 130L168 127H167L168 129L166 130V126H170V128L173 126V124H172V125H168L169 123H167L166 120L169 121L170 118L175 117V116L171 117V115H170L169 112H167V113H166L167 115H165V112H166V111H163L164 108L167 106V107L169 108V109L167 108L168 111L170 110V111L173 112L172 115H173V114L176 115L174 111H177V110H175V109L173 110V109H170V108H172L174 105H175L174 107H177L178 104H179V100H180L181 97H182V99H184L183 102H184V104H185V103L187 104V107H182L181 104H182L183 102H181V101H182V99H181V100H180V105H181V106L178 107V108H179V109L181 108V110H182V108H183V109H186V110H190V111L193 110L192 112H194V109H193V108L196 107L195 104H196L197 102L201 101V98H199V101H196V103H194V104L192 103V102H194V101H193L194 99H195V100L198 99V95H199V94H198L197 92H199V91H197V92L195 91V89H197V88L194 87V84H193V85H192V83L188 84V83H189L188 79L191 81V80H192V77L195 76V78H196V76H198L199 74H198V75H197V74L195 75L196 72L194 71V76H193V71L190 70V67H189L190 65H191V67H195L196 65H198L199 68H197V67H195V68L199 69L200 71H201V69H203L201 74H203V78H204L205 81H207V83H210V82H211V84H212V83L214 82V84H212V85H211V84H208V85H209V86H208L209 89H207V90L209 91V90L211 89V94H212V93L214 94V92H213L214 90H213L212 88H215V89H216V88L218 87V88H217L218 91H220V88L222 89V91H220V92H221L220 96H221V95H225V94H223V91H224L223 88H222L223 86H220V85L218 84L220 78H219L218 82L216 81V78H217V77H220V76H222V77L224 76V77H223V78H224L223 81H225V79H226V81L229 79L227 82L224 83V84H227V85L229 84V85H228V87H229V86L232 84L231 82H229L230 79H231V78H232V79H235L236 77H232L231 74H230V71H228V70H229L230 68H232V66H234V68H237V70H238V69H242V68L244 69V67L242 66L243 64L237 65V63H238V61L240 62V60H241L243 57H246V54H247V53L249 54V51H250V50H249V51H247V50H248V48H249V49L251 48V47L248 46L250 43H246V41H245V43L248 44V45H246V47H245V45H243L244 47H242V48H243V49L246 48L247 50L245 51V50L242 49L243 52L240 51L241 53H243V55H241V54L239 53V51H237L236 53H237L239 56H240V55H241V56H240V58L236 61L234 56L237 57V55H234L233 52H234L235 50L239 49V48H238V44H239V42H238V44H237V48H236V49H235L236 46L233 47V46L236 45V44L234 43L233 45H231V43H233L234 41H237L236 39L233 40V38H234L233 35H236V37H237V36H238V35H237L238 33H231V34H228V33H227V35H226V34H225L226 31L223 30V27H224L225 22L223 23V22L220 21V22L223 24V26H221L222 24L219 22L220 19H219V18L216 19ZM230 18H231V17H230ZM32 19H33V18H31V20H32ZM37 19H38V18H37ZM48 19H49V18H48ZM121 19H122V21H123V20H126V21H127V19H125V17H124V19H123L122 17L119 18V20H121ZM175 19H176V18H175ZM175 19H174V17H173V21H175ZM180 19H177V20L180 21ZM250 19H251L252 21H251ZM254 19H256V21H255ZM62 20H63V21H62ZM66 20L68 21V19H66ZM73 20H74V19H73ZM104 20H105V22H107V19H104ZM159 20H160V19H159ZM182 20H183V21H182ZM213 20H214V19H213ZM213 20H212V21H213ZM253 20H254L255 22H254ZM32 21H33V20H32ZM74 21H75V20H74ZM115 21H116V20H115ZM115 21H114V22L112 21V22H113L112 24H117V23H118V19H117V22H115ZM122 21L120 22V24L118 23V24H119L118 26H120L122 29L116 25V26H117V27H116V30L114 29L115 32H114V30H112L113 33H112V34H109V37H110V36H111V37H110V38L108 37L106 40H105V38H106L107 36L104 37L106 33H105V34L103 33V32H105L106 30L103 31V29H105L106 27L108 28V26H107L108 23H104V24H106V27H105L104 24L102 23V25H103V29H102V27H100V28H101V31H98V30H97V29H99V28H97V27H98V25H97L96 27L94 26L95 29L92 28V27H91L92 29L89 28V29H91V31L88 30V32L90 31L91 33H86V34H90L92 37L97 38V39L100 41V42H99L98 40H96V42H99V43H97L98 45H97V44H96V45L94 44L95 46L98 47L99 44H100L101 41H102V43H101L100 46H102V44H103V49H104V47H106V49H104L105 52H102V49H100V47H99L100 51L102 52V55H101V56L103 57V60H102V57L97 58V56H100V55H99L100 53H98L99 50H96V49H95V46L93 45V43L91 44L90 40H89V41H88V40L85 41V37H86V36H85V33H84V35H83V37H82V36H81V35H82V32H83V31H82V32L80 33V36H81V37H80V36L77 34V32L74 31V30L77 29V26H78V25H76V23H75V25H76V29L73 30L74 32H73V31H72V32L70 31L71 28L75 27V26H74V23H73V27L70 25L71 28H70V26H69V27H68V26H66V27L64 26L67 30H68V28H70L69 31H67L66 38H65V36H63V35L66 34V33H65L66 31H65V32L63 31L64 27H62V31H63V33H65V34H62V33H61L62 31H61L60 33H61L62 35H60V33H58V35H57V34L54 35V41H53V43L55 42L56 44H57V43L62 44V45H63V50H62V48H59V46H60V47L62 46V45H60V44H59L58 46H54V44H53V46L50 45V44L52 43V41H51V43H49V45H50V46L48 45L49 47L47 46L46 48H45V47L42 48V46H43V44H42L43 41H44V40H47V39H44V36L47 35L48 38H51V37H52V36H51L52 33H48V34H47V33H44V34H42L44 40H43V39L41 40V38H40L39 47H41V49L38 50V51L42 54V56H41V57H39L40 55L37 56V58H36L37 61H35V63L37 64V67L35 66L34 68H36V70H35V69L33 70V71L35 72L36 75L33 73L35 77H34L33 74H32V75H31L32 77H30V78H31V79H32V78H37V80H36V79H34V80H35V81H38V82H39V81H42V80H45V79H48V82H49V83L51 82V83H50L51 86H52V84H54V85L52 86V88L54 87L53 92L56 93V94H57L58 92H60V90H61V88H62L61 86L65 85V87H64L65 89L62 88V89H63V93H64L65 90L67 91V89H68V88H67L68 86H66V85H67L66 83L69 82V79L73 78L74 75L76 76V78L78 77L77 75H79L78 78H81L84 74H85V75H84L85 78L88 77V76L86 77V73H85L86 71H85V72L82 71V69L84 70V68H85V70H86V68L88 67V66H83V65H85V63H86L85 61L88 60V61L90 62L89 64H91V62H92V64H91L92 66L95 65V64H97V63L99 64L100 62L103 63L104 60H106V58L109 59L111 56H115V55H113V54L115 53L114 50H115L116 48H117L116 52H117V51H120V45H123L121 39H125V36H126V38H128V36L131 34V32H132V35H131V36H133V32H134V31H130V32H128V30H129V29H127V26H128V25L126 26L125 22L123 21V22H124V24H123ZM157 21H158V20H157ZM17 22H18V21H17ZM25 22H27V21H25ZM37 22H39V23L41 24V18H40V17H39V21H37ZM42 22H43V20H42ZM59 22H60V23H59ZM61 22H62V23H61ZM72 22H73V21H72ZM98 22L101 23V22H103V21L101 20V21H98ZM159 22H162V21H159ZM165 22H166V21H165ZM229 22L226 23L225 26L228 25V26L230 27V25H231V27H232V25H233V28H234V24H233L232 22H231L232 24H230ZM253 22H254V23H253ZM19 23H20V21H19ZM27 23H28V22H27ZM33 23H34V21H33ZM188 23H189V24H188ZM217 23H219L220 25L218 24V25H219V26H218ZM21 24H22V26H23V27H22V30L24 31V30L26 29V30L28 31V32H27V31H26V32L29 33V34L27 35V37H28V39L26 40L27 43H28V42H30V43H34V41L36 40V36H37L36 33H37V31H39V35H40V30H41V31H42V30H46V31H48V32L51 30V29H49V30H48V29H44L46 26H44L43 29H40V28H39L40 25H39L38 23H37V24L35 23L36 25L34 24V25L36 26V29L34 28V25H32V23H31V25L33 26L34 29L32 28V26H31L30 24H28V26H25V24L23 25V23H21ZM71 24H72V23H71ZM109 24H110V22H109ZM121 24H123V25L121 26ZM163 24H164V23H163ZM186 24H188V26H186ZM200 24H201V23H200ZM38 25H39V26H38ZM80 25H81V24H80ZM80 25H79V26H80ZM90 25H91V24H90ZM168 25H169V24H168ZM252 25H251V27H250L251 30H252V27H253ZM19 26H20V24H19ZM29 26H31V27H29ZM41 26H42V25H41ZM79 26H78V27H79ZM109 26H110V25H109ZM112 26H113V25H111V27H112ZM159 26H160V25H159ZM165 26H167V25H165ZM198 26H199V25H198ZM220 26H221V27H220ZM228 26L226 27V28L228 29L227 31H229ZM20 27H21V26H20ZM24 27H28L29 29H28V28H25V29H24ZM37 27H38V29H40V30H38ZM48 27H49V26H47V28H48ZM111 27H110L109 29H111ZM113 27H115V26H113ZM113 27H112V29H113ZM128 27L131 28L130 26H128ZM167 27H168V26H167ZM231 27H230V30H231ZM60 28H61V27H60ZM81 28H82V27H81ZM85 28H86V27H85ZM87 28H88V26H87ZM179 28H180V29H179ZM186 28H188V29H187L188 31L186 30ZM226 28L224 27V29H226ZM233 28H232V29H233ZM66 29H65V30H66ZM93 29H94V31L92 32ZM119 29H120V30H119ZM170 29H169V30H170ZM184 29H185V31H184ZM189 29H190V31H189ZM215 29H216V30H217V29H220V30H221V33L218 34L219 31H215ZM32 30H34V32H33ZM35 30H37V31H35ZM78 30H79V29H78ZM99 30H100V29H99ZM192 30H194V31L192 32ZM251 30H250V33H251ZM256 30H257V31H258V30L260 31L259 28L256 29ZM16 31H17V30L15 29V33H14V30H13V33H14V34L12 33V34L10 35V38H7V39H9V41H10V39L13 37V39H15L14 41H15L16 43L12 42L13 39L10 41V43H9V41L6 39V42L8 41L9 45H7V44H5V45L11 47L10 44H12V49H10L11 51H10L9 49H7V47H6V49H7V51H6V50H5V45L2 44V45H4V52L6 51L5 53H6L7 55H9V56H8V59H7V55H6L4 58H6V59L8 60L9 63H10V61H11V60H10L11 57H12L14 54H16V57H19L18 55H20V57H21L22 60H23L24 57H22L21 55L24 54V53H21V54L16 53V52L19 50L18 46L20 47V49L29 46V45H28L29 43L26 44V43L23 42V41H21V42H23V44H21V45H24V44H25V45H24L25 47H24V46L21 47V46L19 45V44L21 43L20 40H22L21 38H23V37L25 36L26 33H24V32H25V31H24V32H23V33H24V34H23V37H21V35H20V36H19V39H18L19 41H18V40L16 39V36H18V35H16V34L18 33V31H17V32H16ZM119 31H120V33H118ZM122 31H123V32H122ZM166 31H167L168 34L166 33ZM179 31H180V33H179ZM208 31H207V32H208ZM223 31H225V33H223ZM261 31H263V30H261ZM32 32H33V33H32ZM35 32H36V33H35ZM68 32H70V33H68ZM79 32H80V31H78V33H79ZM96 32H102V33H99L100 35H98ZM107 32H109V30H107ZM116 32H117V33H116ZM124 32H126V33H124ZM181 32H183V34H185L186 32H187V33L189 32V35H195V34H196V35H195L196 38L194 37V38H195V41H194V38H191L192 36H191V37L188 36L189 38H191V39L188 40V41H190V43L185 44L186 42H184L185 46H183V47H182L183 44L180 45L181 42H180V44L177 45L176 43H179V42H177V40H180V39H181V37H180V34H182ZM184 32H185V33H184ZM191 32H192V33H191ZM194 32H196V33H194ZM199 32H200V34L203 35V36L198 35ZM209 32H208V33H209ZM248 32H249V31H248ZM254 32H255L256 34L258 33V32H256V31H254ZM263 32H264V31H263ZM20 33H21V32H19V34H20ZM34 33H35V35H34ZM42 33H43V31H42ZM71 33H72V35H73V33H74V37H75V38H76L77 35H78L77 38H78V37H80V38H79V39H75L72 35H70ZM115 33H116L117 35H116ZM123 33H124L125 35H124ZM135 33H137V31H136ZM135 33H134V34H135ZM170 33H171V34H170ZM204 33H205V34H204ZM21 34H22V33H21ZM31 34H32V36L35 37V40H34L33 38H30V39H29V35H31ZM37 34H38V33H37ZM68 34H69L70 36H72L76 42H78V44H75V45H77L78 49H79V47L82 48V49L80 50L81 52L78 53V54H80L81 56L78 55V54H76L78 51H77V52H74V53H75L74 55H76L78 59L81 57V58L78 60V62L75 61V59H72V60H74L75 62L72 61L73 63H70V60H71V59L68 60V58L65 57V56H68V57H69L70 51H74V50H75V46L73 47L74 49L70 50V49L72 48V46L74 45L75 42H74V40L72 39V37L69 38L70 36H69ZM75 34H77V35H75ZM113 34H115V36H114ZM121 34L123 35L122 37H121ZM183 34H182V37L184 36ZM206 34H207L208 36H207ZM213 34H214V35H213ZM223 34H224V35H223ZM251 34H252V33H251ZM256 34H255V35H256ZM14 35H15V37H14ZM59 35H60V36H59ZM119 35H120V36H119ZM135 35H136V34H135ZM167 35H168V36H167ZM171 35H173V37H171ZM186 35H187V34H186ZM186 35H185V36H186ZM210 35H211L212 37H211ZM220 35H221V36H220ZM225 35L228 36V37L231 38V39L227 38ZM231 35L233 36V38H232ZM242 35H245V33L242 34ZM246 35H247V34H246ZM249 35H250V34L248 33V36H249ZM262 35H263V34H262ZM58 36H59V37H58ZM61 36H63V37H61ZM68 36H69V37H68ZM100 36H101V37H100ZM116 36H119V37L117 38ZM141 36H142V34H140V36H139V38H138V36L136 35V37H137L138 39H136V37L133 36V37L131 38V40H130L131 42L134 41V40H135V42H136V40H137V42H138V43H136V44L133 43V45L135 44V45L133 46V47H135V48H134V50L132 49L133 47L131 48L132 53H130V50H129V53L132 54V55H134L135 57H136V56H138V57H139V56L143 57L142 55H144V57H145V54L148 53V49L151 47V46H148V45H149L148 42H147V44H148L147 46L144 44V42H145L144 40H145V39H144L143 36H142V37H141ZM176 36L178 37L177 40H176V38H177ZM198 36H199V37H198ZM209 36H210V37H209ZM219 36H220V38H219ZM230 36H231V37H230ZM248 36H247V37L244 36V37L248 39ZM20 37H21V38H20ZM37 37H38V36H37ZM39 37H41V36H39ZM57 37H58V39H56ZM60 37L62 38V40L64 39V40H63L64 43H65V42L70 43L71 40H73V41H72L73 44H72V42H71L70 45H69V46H71L70 49L68 48V46H67L66 43H65V44L62 43ZM114 37H116V38H114ZM120 37H121V38H120ZM188 37H186V38L183 37L184 39L182 38L180 41H182V40L186 41ZM205 37H206V38H205ZM215 37H216V38H219V39H216ZM221 37H222V38H223V37H226V38H223L224 40L222 41V38H221ZM257 37H258V34H257ZM257 37H256V38H257ZM259 37H261V36L259 35ZM262 37H264V35H263ZM262 37H261V39L259 38L260 40H262V42H260V43H263V41H264V38L262 39ZM17 38H18V37H17ZM45 38H46V37H45ZM82 38H83L84 40H83ZM88 38H89V37H88ZM113 38H114V40H113ZM169 38H170L171 40H169ZM198 38H199V39H198ZM24 39H26V38L24 37ZM32 39H33V41H32ZM51 39H52V38H51ZM51 39H50V40H51ZM59 39H60V40H59ZM80 39L82 40L83 43L81 42ZM92 39H93V38H91V41H92ZM110 39H111L112 41H111ZM115 39H117V40H116L117 42L114 43ZM118 39H119L121 42H119ZM140 39H142L144 42H143V41L141 42ZM192 39H193V44H192V45H195V46L197 45L196 41L198 40V45H199L198 47H199V48L196 46V47H197V48H196L197 52H195L196 50H193V51H192V49H193V48H192V45H191V41H192ZM207 39H208V40H207ZM225 39H227V40H225ZM240 39H241V38H240ZM247 39H246V40H247ZM3 40H4V42H5V39H4V38H3ZM37 40H38V42H39V38H38ZM50 40H49V41H50ZM67 40H68V41H67ZM69 40H70V41H69ZM77 40H79V41H77ZM93 40H94V43H96V42H95V39H93ZM109 40H110V41H109ZM127 40H128V39H127ZM206 40H207V42L211 40V41H212V42H211V45L213 44V41H217V40H218V42H216V43H219V44H218V45H215V46H211L210 44H207V43H206ZM219 40H221V41H219ZM230 40H231V43H230ZM249 40H250V39H249ZM249 40H248V41H249ZM41 41H42V43H41ZM105 41H106V42H105ZM188 41H187V42H188ZM224 41H225V42H226V41L229 42V45H231V46H229V45L227 44V42L225 43ZM242 41H243V40H242ZM255 41H256V40H255ZM4 42H3V43H4ZM35 42H36V41H35ZM44 42H45V41H44ZM47 42H48V40H47ZM47 42H46V43H47ZM86 42H90V43H89L90 45L87 44ZM92 42H93V41H92ZM104 42H105V45H104ZM127 42H128V41H127ZM200 42H201V43H200ZM221 42H222L223 44H222ZM257 42H258V41H257ZM257 42H256V43H257ZM17 43H18V44H17ZM79 43H80V44L82 43V45L85 44V43H86L87 45H89V46H87L86 44L84 45V48H86V51H88L87 54L90 53L89 50H87V49H89L88 47H90L91 45H93V48H94L93 50H95V53H97V54L92 53L93 50H92V47H90V48H91L90 51L92 50V51H91V54H94L95 56L93 55L94 57H92V55H91V57H90V54H89L88 57H87V58H89V59H86V60H85L84 58H86V55H85L86 52H85V54H82V52H84V48L82 47V45L79 46ZM108 43H109V44H108ZM111 43H112V44H111ZM113 43H114V44H116V43L119 44V43H120L119 45L116 44V45L119 46V47H116ZM123 43H124V42H123ZM140 43H142V45H140ZM164 43H165V42H164ZM182 43H183V42H182ZM14 44H15L16 46H14ZM40 44H41L42 46H41ZM110 44H111V45H110ZM131 44H132V43H131ZM143 44H144V45H143ZM201 44H202V45H201ZM258 44H259V42H258ZM26 45H27V46H26ZM30 45H31V44H30ZM34 45H35V44H34ZM34 45H33V48H34V49H35L36 47H38V43H36V47H34ZM45 45H46V44H45ZM163 45H162V46H163ZM165 45H166V46H165ZM175 45H176V46H175ZM179 45H180V46H179ZM186 45H188V46L191 45V48H190V47H189V48L191 49L192 52H194V55L191 54V56L193 55L194 58L189 59V60H185V59H186V56L189 55V54H188L189 50H188V49H186V50L184 49V47L187 48ZM209 45L211 46L212 49H211V48H207ZM223 45H225V46L228 45L229 48H225ZM259 45H260V44H259ZM263 45H264V44H263ZM13 46H14L15 48H14ZM64 46H65V51H66V52L64 51ZM86 46H87V47H86ZM109 46L111 47V49H112V47H113V48L115 47L114 50L112 49V50H113V51H112V50L110 49ZM144 46H145V47H144ZM178 46H179V48H178ZM195 46H193V47L195 48ZM210 46H209V47H210ZM221 46H222V47H221ZM250 46H251V44H250ZM261 46H262V44L260 45V47H261ZM16 47H17V48H16ZM39 47H38V49H39ZM57 47H58V48H57ZM66 47H67V49H66ZM107 47H109V48H107ZM230 47H231V48H232V47L234 48V49L232 48V50H233L232 53L230 52L231 50H229ZM260 47H259V48H260ZM47 48H50V49L53 48V49H55V50H56V48H57L58 50L60 49V51H58L57 54H56V51H57V50H56V51L54 50L55 53H52V52H50V51L48 52V49H47ZM101 48H102V47H101ZM136 48H137V49H136ZM140 48H141V49H144L145 51H144V50H143V51H144L145 53H144L143 51H141ZM147 48H148V49H147ZM176 48H178V49H177L178 52H179L180 50H183V49H184L185 52L187 51V52H186L187 54H186L184 51H183V52H184V55L186 54L185 56L180 54V53H183V52L177 53V52H176ZM181 48H182V49H181ZM223 48H224V49H223ZM261 48H262V47H261ZM30 49H32V48H29V51H28V47H27L25 50H22V49H21V51H24V52H25V55H26V54H28V53L30 52ZM34 49H32V54H31V53L28 54V56H27L28 58L25 56V57H26L25 59H27V61L25 60L26 63L29 61V59H30V63H31V60H32L33 63H34V57H35L34 54H35V55H36V54H39L38 51H37L38 53H37V52H34V53H33V51L37 50V48H36L35 50H34ZM50 49H49V50H50ZM53 49H52V50H53ZM107 49L110 50L111 53L113 52V54H111L110 52H107ZM138 49H139V50H138ZM170 49H171V45H170ZM209 49H210V50H209ZM215 49H216L217 51H214ZM252 49H253V48H252ZM12 50H13V51H12ZM68 50H70V51H69V54H67V53H68ZM76 50H77V49H76ZM76 50H75V51H76ZM82 50H83V51H82ZM136 50H137V52H135ZM146 50H147V51H146ZM211 50H213V51H211ZM14 51H16V52L14 53ZM26 51H27V52H26ZM63 51H64V52H63ZM100 51H99V52H100ZM150 51H151V48H150L149 52H150ZM171 51H172V49H171ZM171 51H170L169 53H172ZM18 52H19V51H18ZM60 52H61V53H65V54L62 56L63 58L61 57V55H60L61 53H60ZM211 52H212V53H211ZM245 52H246V53H245ZM250 52H251V51H250ZM255 52H256V50H255ZM58 53H60V54H58ZM118 53H119V52H117V53H115V54H118ZM169 53H168V54H169ZM196 53H197L198 55H196ZM236 53H235V54H236ZM244 53H245V56H244ZM11 54H12V55H11ZM49 54L52 55V56H53L54 54H56V55L53 57V59H55L56 56H59V55H60V57H57L55 60H53L52 58H50V57H52V56H50ZM109 54H111V56H109ZM153 54H154L155 56H153ZM172 54H173V53H172ZM172 54H171V55H172ZM248 54H247V57H248ZM253 54H254V53H253ZM29 55H33V56H34V57L32 56L33 59L29 58ZM72 55H73V54H72ZM72 55H70V57H72ZM180 55H181V57H180ZM210 55L212 56V58L210 57ZM49 56H50V57H49ZM78 56H79V57H78ZM83 56H85V57L83 58ZM106 56H107V57H106ZM239 56H238V57H239ZM14 57H15V56H13L11 62H13ZM43 57H44V58H43ZM47 57H49V58L51 59L50 62H52V63H50V64H51V65H52V64L55 65L54 67L51 66L50 69H49V68L46 69V67H49V66H47V65H50V64H49V59H47ZM64 57L67 58V59H65ZM73 57H75V56H73ZM105 57H106V58H105ZM131 57H133V56H131ZM144 57H143V58H144ZM188 57L191 58L190 56H188ZM202 57H204L205 60H206L205 62L202 60V63H203L204 65H202L201 62H200V59H204V58H202ZM208 57L210 58V59H209L210 61L207 60ZM233 57H234V58H233ZM241 57H242V58H241ZM58 58H60V59L62 58L63 61H62V60H61V61L58 60ZM75 58H76V57H75ZM82 58H83L82 61L85 62V63L83 62V64H82V61H81ZM90 58H91V59H90ZM93 58H95V59L93 60ZM183 58H184L185 61H188V62L191 61L190 63L187 62V63L189 64V65H187V66H188V69H185L186 67L183 66V67H184V70L181 69V70H182L181 73H179L180 69H179V68L177 69V70H179V71H178L179 74L176 75V76H178V78H179V76H181L182 74H183L182 76H186L185 78H187V79L184 81V83H183L182 81L178 80V78H177L176 76H174V75H173V76H174L175 78H177V79H173L174 81H173V80H172V81L170 80V83L173 84V85H170V84H169V85H166V84H165V83H166V80H164L165 78H164L163 75H162L163 77H161V79H162V80H161V81H162L161 84H160V80H159L160 77H158L157 79L154 78L155 76L157 77V75L160 76L161 74H164V71H165V69H166L167 66H168L167 68H169V67L172 68V67H173V69H170V70L175 71V70H176V68H175V70H174L175 65H181V64L184 62V61H183ZM214 58H216V59L214 60ZM0 59H1V58H0ZM6 59H4V60H6ZM16 59H17V58H16ZM36 59H35V60H36ZM43 59H46L48 63H47V62L44 63ZM97 59H98V61L96 62L95 60H97ZM161 59H162V60H161ZM187 59H188V58H187ZM196 59H198V60H196ZM243 59L246 60L247 58H243ZM57 60H58V61H57ZM65 60H66V61H69V62H66ZM76 60H77V59H76ZM144 60H145V62H147V60H149V59H148V58H147V59L144 58L143 61H144ZM152 60H153V61H152ZM158 60H161V61H158ZM195 60H196L198 63H196V64L192 63V61L196 62ZM212 60H214V61H212ZM244 60H243V61H244ZM38 61H39V62H38ZM56 61H57V63H56ZM64 61L66 62V64H65ZM88 61H87V62H88ZM106 61H107V60H106ZM179 61H178V62H179ZM243 61H241V62H243ZM0 62H1V61H0ZM8 62L5 61L4 64H2V66L5 65V66L8 68V67H9ZM79 62L82 64L81 68L83 67L82 69L80 68L81 71H79V66L81 65ZM94 62H96V63H94ZM145 62H143V63H145ZM175 62H177V61H175ZM199 62H200V63H199ZM214 62H215V63H214ZM244 62H245V61H244ZM14 63H16L15 60H14ZM30 63L28 62V64H30ZM33 63H31V64L33 65ZM67 63H68V65H67ZM105 63H106V62H105ZM156 63H159V64L157 65ZM184 63L186 64V62H184ZM184 63H183V65H185ZM207 63H208V65H206ZM213 63L215 64L214 68H216L214 71H212V70H213V65H214ZM28 64H27V66H28ZM31 64H30V65H31ZM89 64H88V65H89ZM164 64H165V66H164L165 69L163 68V65H164ZM212 64H213V65H212ZM221 64H222V66H224V67H220ZM238 64H239V63H238ZM248 64H249V62H248ZM0 65H1V63H0ZM30 65H29V66H30ZM64 65L67 66L68 69H69V66H70V69H69L70 72H69V74H70V77H71V78H69V76H67V72L61 73V71H63V70L66 71V70H67V69H65V68H64V69L61 68V67L64 66ZM73 65H74V66H73ZM75 65H77V66H75ZM91 65H90L91 68L89 67L87 70L90 69V71H91V69H92V66H91ZM105 65H106V64H105ZM145 65H148V66H146V68H145ZM155 65H156V66H155ZM201 65H202V66H201ZM216 65H217V66H216ZM246 65H247V64H246ZM2 66H0V67H2ZM33 66H34V65H33ZM33 66H32V67H33ZM100 66H101L100 69L103 68L102 64H101ZM203 66H205V67H204L205 69H206V68L209 69L208 72H210V74H208V72L205 74V69L203 68ZM237 66H238V67H237ZM30 67H31V66H30ZM71 67H72V68H71ZM73 67H74V68H77V70L75 71V69H74ZM178 67H180V66H178ZM181 67H182V66H181ZM183 67H182V68H183ZM200 67H202V68L200 69ZM105 68H106V66H105ZM105 68H103V69H105ZM115 68H116V67H115ZM115 68H114V66H112V68L109 70V71L111 72V75H113L112 73H116ZM162 68L164 69V71L161 70ZM222 68H224V69L226 68V70H227L226 73L223 72V69H222ZM247 68H248V67H247ZM250 68H251V67H250ZM4 69H5V67H4ZM31 69H32V68H31ZM112 69H113L115 72L111 71ZM210 69H212V70L210 71ZM69 70H67V71H69ZM141 70H142V69H141ZM167 70H169V69H167ZM177 70H176L175 72H177ZM235 70H236V69H235ZM237 70H236V71H237ZM247 70H248V69H247ZM92 71H93V70H92ZM106 71H107V70H104L103 72H104V74L107 73V74H106V76H107L109 71H107V72H106ZM159 71L161 72L160 74H158ZM173 71H172V73H171V71H169L170 73H166V74H168V75H165V76H166L168 79H171V76H172V75H171L170 77H168V76H169L170 74H174L175 72H173ZM220 71H221V72H220ZM240 71L243 72L244 70H239V72H238L237 75H236L237 78L240 77L242 74H243L244 78L247 77L246 74L244 75L245 72H243L241 75L238 76V74H240ZM250 71H251V70H250ZM75 72H76V73H75ZM78 72H79V73H78ZM82 72H83V74H80V73H82ZM110 72H109V73H110ZM118 72H119V70H118ZM166 72H167V71H166ZM185 72H186V73H185ZM188 72H189V73H188ZM191 72H192V73H191ZM218 72L221 73V74H218ZM1 73L3 74L4 72L1 71ZM5 73H6V72H5ZM74 73H75V74H74ZM77 73H78V74H77ZM139 73H141V71H140ZM139 73H138V74H139ZM184 73H185V74H184ZM212 73H213V74L215 73V76H216V74H217V77H215V78L211 77V80H210V78H208V77L211 76V75L214 76ZM227 73H228V75H229L230 77L227 75ZM231 73H232V71H231ZM72 74H73V75H72ZM130 74H133V75H130ZM176 74H177V73H176ZM188 74H189V75H188ZM204 74L206 75L205 77H204ZM109 75H110V74H109ZM136 75H137V74H136ZM190 75H191L192 77H190ZM75 76H74V77H75ZM99 76H100V75H98V77H97V76H96V77H97L98 79H100ZM106 76H105V78H106ZM173 76H172V78H174ZM182 76H181V77H182ZM225 76H226V77H225ZM233 76H235V75H233ZM39 77H42V78L40 79ZM101 77H103V76H101ZM222 77H221V78H222ZM228 77H229V78H228ZM241 77H242V76H241ZM241 77H240V78H241ZM43 78H45V79H43ZM60 78H62V79H60ZM85 78H84V81H85ZM91 78H92V77H91ZM97 78H96V79H97ZM163 78H164V79H163ZM182 78H184V77H182ZM185 78H184V79H185ZM207 78H208V79H207ZM212 78H213V80H212ZM223 78H222V79H223ZM240 78H238V79H240ZM242 78H243V77H242ZM242 78H241V79H242ZM39 79H40V80H39ZM81 79H82V78H81ZM96 79H95V78H93V79H88V80L86 79V80H87L86 86H84V83H85V82L82 84V82L80 81L81 84L83 85V86H82V85H80V82L77 81V82H78V85L76 86V88H74V90H75L74 93L77 94L76 92H77L78 89H79L78 93H79V92H80L79 94H82V93H83V97H84V93L87 94V93L90 92V90H91V85H90L89 83H93ZM112 79H113L114 81H112ZM206 79H207V80H206ZM222 79H221V80H222ZM232 79H231V80H232ZM32 80H33V79H32ZM34 80H33V82H34ZM50 80H51V81H50ZM58 80H59V81L62 80L63 82H62V83L60 82V84H59V81H58ZM64 80H65V81H64ZM67 80H68V81H67ZM92 80H94V81L91 82ZM102 80H104V78H102L101 80H99V82H103ZM128 80H130V82H129ZM158 80H159V81H158ZM176 80H178V83L182 82V83H183V86L186 85L185 88H184L183 86H181L182 83H181L180 85H177L178 83H177ZM194 80H195V79L193 78V80H192L191 82H193ZM208 80H209V82H208ZM249 80H250V79H249ZM249 80H248V81H249ZM52 81H53V82H52ZM57 81H58V84L56 85V83H54V82H57ZM106 81H104V84H100V85H103L104 87H106L107 85L110 86V85L107 84V83L105 84ZM110 81H112V82H110ZM164 81H165V82H164ZM244 81H245V80H244ZM244 81H243V82H244ZM45 82H47V81H45ZM121 82H123V83H121ZM126 82H128V85H126V84H127ZM174 82L177 83V84H174ZM185 82H187V83H185ZM232 82H233V81H232ZM245 82H246V84L248 83L247 81H245ZM133 83H135V84L132 86ZM142 83H143V84H142ZM193 83H194V82H193ZM207 83H205V85H206ZM230 83H231V84H230ZM233 83H234V82H233ZM69 84H70V83H69ZM69 84H68V85H69ZM87 84H89V85H87ZM159 84H160V85H159ZM217 84H218V85H217ZM234 84H235V83H234ZM234 84H233V85H234ZM60 85H61V86H60ZM79 85H80V86H79ZM158 85H159L160 87H159ZM164 85H165V87H163ZM210 85H211V86H210ZM215 85H217V86H215ZM233 85H231L230 88H231ZM235 85H236V84H235ZM57 86H58V87L60 86V88L58 89ZM81 86H82V87H81ZM88 86H89L90 88H89ZM108 86H107V87H108ZM111 86H112V85H111ZM121 86H122V88H123L122 91L120 90ZM123 86H124V87H123ZM126 86H129V89L132 88V87L134 88V89H133V88L131 89V90H133L132 94H133V93H134V94L136 93L135 95L133 94V96L138 97V95H139L140 100H139V99L136 100L135 97L132 96L131 92L127 91V92L130 93V94L125 93V94L130 95V96H129L130 99H131V97H133V100H134V99L136 100V102H135V101H134V102L137 103V107H136V105H135V103H134V106L132 105V107L130 106V109H127L126 107H129L128 104L131 105V102H128V99H129V98L126 97V98H123V99H122V98L120 97V96H122V97H125V96H126V95H123V93H122L123 91H124V92L126 91V89H127ZM130 86H132V87H130ZM140 86H141V88L139 89V90H140V92H139V91H138V88H139ZM173 86H174V87H173ZM188 86H189V87H188ZM70 87H71V86H70ZM70 87H69V88H70ZM84 87H87L88 89L85 88V90H84ZM100 87H101V86H100ZM143 87H144V88H143ZM162 87H163V88H162ZM166 87H167V88H166ZM169 87L172 88L171 90H172V93H173L174 95L177 94L176 96H174V95L172 94L171 97L173 96L174 99H175V98H177V99H176V101H175L173 98H170V97H169L170 94H169L167 97H166V95H164L163 99L166 101V104H165L164 107H160V106H162V102L160 103L159 101H161V98H162L163 95H162L161 97H160L161 94H160L159 96H156V97H155V95H157L158 93H160V92H162V91H164V93L169 92V91H168V90H169ZM190 87H191V89L189 90ZM208 87H207V88H208ZM226 87H227V86H226ZM226 87H225V88H226ZM66 88H67V89H66ZM72 88H73V86L71 87V89H72ZM77 88H78V89H77ZM109 88L111 89L112 87H109ZM109 88H103V89L101 88V89H102L103 92H106V89H107V90H110ZM124 88H125V90H124ZM148 88H149V91H147ZM157 88H159V89H157ZM230 88H229V89H230ZM237 88H238V87H237ZM76 89H77V90H76ZM89 89H90V90H89ZM114 89H115V90H114ZM129 89H128V90H129ZM135 89H136V91H135ZM141 89H143V90H144V89H145V90L147 89V90H146V91H143V90H141ZM150 89H151V90H150ZM153 89H154V90L156 89L157 91L160 90V89H161V90H160L158 93L155 94V92H154ZM166 89H168V90H166ZM173 89H175V90H173ZM176 89H177V90H176ZM235 89H236V88H235ZM238 89H239V88H238ZM238 89H236V92L238 91ZM54 90H55L56 92H55ZM119 90H120V91H119ZM131 90H130V91H131ZM152 90H153V91H152ZM188 90H189V91H188ZM198 90H200V89H198ZM201 90H203V89H201ZM233 90H234V88H233ZM233 90L230 89V91H233ZM61 91H62V90H61ZM68 91H69V90H68ZM68 91L65 92L66 95H65V93H64V95H62L63 97L65 96V97H64V102H65V101L67 102V100L70 98V100H68V101H71L72 103L69 104V102H68L67 104L70 105L69 107H71V105L74 103V106H75V105H76L75 99H76L77 97H79V94L76 95L77 97H74V96H73L74 93L71 92V93H73V94L71 95V93H68ZM70 91H71V90H70ZM82 91H83V92H82ZM137 91H138V92H137ZM141 91H142V92H141ZM151 91H152L153 93H152ZM157 91H156V92H157ZM165 91H167V92H165ZM174 91H177V93H176V92L174 93ZM184 91H185V92L188 91L187 93H188V94H191V95H192L193 93H196V94H193V96L189 95L190 97H188V95H187V97H188V98H187L188 103L186 102L187 100H185L186 98H183V95H184V97H185V96H186V93L183 94V95L180 93V92L184 93ZM191 91H192V92H191ZM215 91H216V90H215ZM218 91H217V92H218ZM226 91H227V90H226ZM107 92H108V91H107ZM119 92H120V94H119ZM144 92H147V95H148V94H149V95L152 94L153 96H152V95H150V96H152L153 98L155 97V98H154L155 101H154V100H153L154 102L152 101L153 98H152L151 100H149V99L143 94ZM149 92H150V93H149ZM170 92H171V91H170ZM189 92H191V93H189ZM201 92H203V91H201ZM204 92H205V91H204ZM217 92H216V93H217ZM236 92H232V93L234 94V93H236ZM243 92H244V91H243ZM61 93H62V92H61ZM63 93H62V94H63ZM67 93L69 94V96L67 95ZM164 93H163V94H164ZM216 93H215V94H216ZM239 93L242 94L241 91L238 92V94H239ZM75 94H74V95H75ZM88 94H89V93H88ZM97 94H98V95H97ZM102 94H103V93H102ZM104 94H105V93H104ZM114 94H115V95H114ZM121 94H122V95H121ZM217 94H219V93H217ZM227 94H228V93H227ZM238 94H237V95H238ZM261 94H262V93H261ZM60 95H61V94H60ZM60 95L57 94V96H60ZM94 95H95V96H94ZM141 95H144L143 97H146V98L148 99V101H146L147 99H146V100L143 99L145 102H144V101H141V99L143 98ZM181 95H182V96H181ZM256 95H258V94H256ZM55 96H56V95H55ZM55 96H54V97H55ZM57 96H56V97H57ZM177 96H178V97H177ZM180 96H181V97H180ZM199 96H200V95H199ZM202 96H203V93H202ZM202 96H200V97H202ZM227 96H228V95H227ZM227 96H226V97H227ZM231 96H232V94H231ZM239 96H240V95H239ZM254 96H255V95H254ZM262 96H264V95H262ZM1 97H2V96H1ZM63 97H62V98H63ZM71 97H72V100H71ZM73 97H74V99H73ZM81 97H82V96H81ZM81 97H80V98H81ZM102 97H103V100L101 99ZM113 97H114V98H113ZM117 97H118V99L121 98V100H119V101H121V102L117 101L118 99H115V98H117ZM119 97H120V98H119ZM148 97H149V96H148ZM157 97H159L160 100H158L159 98L157 99ZM165 97H166V98H165ZM168 97H169V99H168ZM179 97H180V98H179ZM191 97H193V98L195 97V98L192 99V101H191V100H190ZM196 97H197V98H196ZM223 97H224V96H223ZM223 97H222L221 99H223ZM247 97H248V96H247ZM60 98H61V96H60ZM66 98H68V99H66ZM84 98H85V97H84ZM93 98H95V99H93ZM112 98H113V99H112ZM178 98H179V100H178ZM189 98H190V99H189ZM203 98H204V96L202 97V100H203ZM0 99H1V98H0ZM65 99H66V100H65ZM92 99H93L94 101H93ZM114 99H115V100H114ZM126 99H127V101H125ZM167 99H168V101L170 100L171 103H170V101L167 102ZM226 99H227V98H225V101H226ZM228 99H229V98H228ZM243 99L245 100V98H243ZM251 99H253V98H249L248 101L251 100ZM255 99H256V98H255ZM262 99H263V97H262ZM1 100H2V99H1ZM62 100H63V99H62ZM73 100H74V101H73ZM85 100H86V98H85ZM85 100H84V101H85ZM113 100H114V101H113ZM156 100H157V102H156ZM177 100H178V104H177ZM189 100H190V101H189ZM223 100H224V99H223ZM237 100H238V98H237ZM237 100H236V102H237ZM244 100H243V101H244ZM259 100H260V99H259ZM3 101H5V100H3ZM10 101H11V100H10ZM91 101H92V102H91ZM100 101H101V102H100ZM104 101L107 102V103H105V106H104ZM131 101H132V99H131ZM150 101H151V103H150ZM172 101H174V102H172ZM218 101H220V99H219ZM233 101H235V100H233ZM251 101L253 102L254 99L251 100ZM256 101H258V100H256ZM1 102H2V101H1ZM56 102H57V101H56ZM89 102H90V103H89ZM102 102H103V103H102ZM111 102H110V103H111ZM146 102H147V107H148V108L150 107V109H149L150 111H151V106H152V105H153V106H152L153 109H154V107H155L156 109H157V108H160V109H157V110L154 109V111H155L156 113H154V112H152V111H151V112H152V113H151L149 110H147V112L144 113V111H142V110L145 109V108H147V107L145 106V105H146ZM222 102H223V103H222ZM258 102H259V101H258ZM3 103H4V102H3ZM5 103H6V102H5ZM77 103H78V101H77ZM101 103H102V106H101ZM124 103H125L126 106L124 105ZM142 103L144 104L145 107L143 106ZM148 103H150V104H148ZM152 103H153V104H152ZM168 103H169V104H168ZM175 103H176V104H175ZM1 104H2V103H1ZM1 104H0V108H2ZM62 104H63V103H62ZM89 104H90V105H89ZM139 104H140V107H142L143 109H141V110H140V109H139V110H138V109H137V110H134V108H135V109L138 108V105H139ZM155 104H156V106H155ZM157 104H159L158 107H157ZM171 104H173V105H171ZM190 104H191V105H190ZM204 104H205V103H204ZM218 104H219V106H218ZM235 104H236V103H235ZM251 104H252V103H251ZM256 104H257V106H256ZM2 105H3V104H2ZM4 105H5V104H4ZM60 105H61V104H60ZM141 105H142V106H141ZM149 105H150V106H149ZM169 105H171V107H169ZM193 105H194V107H193ZM196 105H197V104H196ZM215 105H217V106H215ZM221 105H223V108H222V109H221ZM238 105H239V104H237V106H238ZM74 106H73V107H74ZM100 106H101V107H100ZM122 106H123V108H122ZM262 106H263V105H262V102H261V107H262ZM5 107H6V105H5ZM67 107H68V106H67ZM67 107L65 106V108H64V109L66 110V113H67V110H68ZM102 107H104V109H102ZM124 107H125V108H124ZM197 107H198V105H197ZM211 107L216 108V109H213V108L210 109ZM226 107L229 109V111L226 110V109H227ZM263 107H264V106H263ZM263 107H262V108H263ZM3 108H4V107H3ZM75 108H76V107H75ZM107 108H110V109H107ZM115 108H116L117 110H115ZM121 108H122L123 112H124V111H125V112H126V111H129V112H126V113H129V114L132 113L131 111H133V112H134V111H138V112H139V115H141V112H142V115H143V113H144V115H147L146 117H145L144 115H143V116H142V115L139 116V115H138V112H136V113H137L136 115H135V112H134V115H135L136 117H137V115H138V116H139V119H141L140 117H142L143 119L146 118V121L149 120V117H150V114H149V113H151V116H152V115H155V114H158V115H155L154 117H151V118H150V120H149V122H148L150 125L148 124V127L146 126L147 122L144 120V121H145V123H144V121H143V123H144L145 127H147V129L143 126L142 121H140V123H142L141 125L144 127L143 130H142L141 126H139V123H138V125H137V124H134L135 121H136V123H137V119L135 120V119H134L135 117L132 116L131 114H130V115H131L132 118H130V117H128V116H127V117H128L130 120H132V122H129V121H127V122L132 124V123H133V120H135L134 123H133L134 126L136 125V126H135V129H134V127L132 128L133 125H131V128L135 130V132H134V130H133V132H134V135L137 136L134 140L139 139L138 142H137V141H135V142L138 143V144H139V142H140V145H141V142L144 143V142H146V141H143V140L140 141V138H139V137L144 136V138H145V136H147L148 138H150L149 135H150L151 137L154 136V135H156V137H158L157 134H159L160 132H161V133H164V134L166 135L165 138H164V134H161V135L159 134V135H160L159 137H162L163 139H166V138H167V141L165 140V141L167 142V144H166L165 147H162L163 145L161 144V141L164 142V140H161V141H160V139H162V138H157V139H159L158 142H157V139L153 137L154 139H153V138H150V139H153V140H155V141L152 140V142H151V140H150V142L152 143V145L156 144V143H153V142H157V146H154V147H153V146H151V147L149 146L148 148H149V150H151V149H157L156 147H158V149H159V150L157 149V151L155 150L156 152H155V151H152V150L150 151L151 153H156V155L158 154L157 157H156V155H153V154L150 153V154L152 155V157H153V160H155L156 158L159 157V155H160V153H161V151H162V149H163V151H164V156H163V157L167 156L168 158L172 159L171 161L169 160V163H170V162H171V163L173 162L172 164H173V166H176V169L174 168L176 171H175L171 166H167V165H168V162H167V165H166V166L164 165L165 162H163V161H164V158H163V159L161 158L162 155H161V157H160L161 159L159 158V159H156V160H155V161H157V163H154L155 161H153L151 157L148 158V160H150V161L146 160V159H145V156H146V155H147V156L149 155V150L145 148L146 151L143 152L144 149H141V150H140V148H141V147L143 148V146H139V147H138V144H136V143H135V144H136L137 146H136V145H133L132 142H131L132 140H130V138H123V137H125L126 135H122L123 137L121 136V134L118 135V137L120 138V140L118 139V137H116V138H117L119 141H121V139H122L123 141H121V143L124 142V141H125V142H126V141H127V142L130 141L131 143L129 142L128 145H132L133 147L135 146V147H138V148H139V149L136 148V149H138L136 153H135V151L132 152V151H133V148H132L131 146H130L131 148L129 149V152H128V149L125 148V147H127V146H126L127 143H126V144H125V147L123 146V148H124L125 150H124V149H121V150H123L122 153L124 152V154H121L120 148H119V149L115 148L116 146H117V147L120 146V145L118 144V143H120V142H118L117 145L114 144L115 141L112 142V143L114 144L115 147H111L112 144H111V143H110V144L108 143L109 145H111V146L109 147V146L106 144L107 141H104V139L107 140V139H106V134H105V137H104V138H102V137H103L102 135H101L102 137L99 136V132L97 131V130H98V126H97L98 123H95V122L92 123L93 120L96 121L97 119L95 120V119H93V117H95L96 115L99 116V115H98L99 113H100V116H102V115H101V114H102V111H103V112H107V113H108L107 116H108L109 114H112V112H113L114 110H115V111H120ZM131 108H133V109H131ZM148 108H147V109H148ZM187 108H189V109H187ZM235 108H236V107H235ZM239 108H241V106H240ZM69 109H70V108H69ZM73 109H74V108H73ZM105 109H107L109 112L106 111ZM231 109H233L234 112H231ZM236 109H237V108H236ZM5 110H6V108H5L3 111H2V109H1L2 112H4ZM76 110H77V108H76ZM130 110H131V111H130ZM198 110H199V108L196 109V112H197L196 115H197V116H199L198 114L200 113V111H198ZM218 110H220V111H218ZM221 110H222V111H221ZM223 110H224V111H223ZM257 110H258V111H257ZM261 110H262V109H261ZM6 111H7V110H6ZM8 111H9V109H8ZM54 111L52 110V112H54ZM74 111H75V110H74ZM74 111L72 110V112H74ZM161 111H163V112H161ZM178 111H179V110H178ZM9 112H10V111H9ZM9 112H7V113H9ZM78 112H79V111H78ZM95 112H96L97 114H96ZM98 112H99V113H98ZM125 112H124V115H123V116L128 115V114H126ZM160 112H161V113H160ZM196 112H195V113H196ZM220 112H222V115H220V114H221ZM7 113H6V112H5L4 114L2 113L3 116H1V117H3L2 120L5 119L4 121H6L5 123L2 121L4 124L10 123V122H7V121H9V120H7V119L10 117V115H8ZM88 113H89V114H88ZM92 113H93V114H92ZM163 113H164V115H163ZM177 113H178V112H177ZM195 113H194V114H195ZM231 113H232V114H231ZM0 114H1V112H0ZM5 114L8 115V116H6ZM9 114H10V113H9ZM50 114H51V113H50ZM61 114L63 115L64 113H61ZM72 114H74V113L69 114V116H71ZM115 114H117V113H115ZM121 114H123V113H121ZM160 114H162L163 116H160ZM178 114H179V113H178ZM233 114H234V115H233ZM258 114H259V116H258ZM4 115H5L6 117H8V118H7V119L4 118ZM67 115H68V114H67ZM90 115H94V116H90ZM130 115H129V116H130ZM148 115H149V116H148ZM231 115L234 116V117H232ZM262 115H263V116H262ZM63 116H64V115H63ZM89 116H90V117H89ZM100 116H99V117H100ZM119 116H120V112H119ZM156 116H157V118H156ZM165 116H166L167 118H165ZM236 116H237V117H236ZM261 116H262V117H261ZM52 117H54V118H53L54 120L52 119ZM71 117H73V116H71ZM80 117H78V118H80ZM88 117H89V119H88ZM103 117H104V116H103ZM108 117H109V116H108ZM125 117H126V116H125ZM147 117H148V118H147ZM162 117H164V119H163ZM202 117H203V116H202ZM220 117H221V118H220ZM259 117H260V119H259ZM46 118H47V119H46ZM49 118H50V117H49ZM61 118H62V116L60 117L58 123H60L61 120H63V118H62V119H61ZM73 118H74V117H73ZM105 118H106V117H105ZM123 118H124V117H123ZM123 118H119V119H121V121L119 120L121 123H122V121L124 120ZM137 118H138V117H137ZM158 118H161V119H159V120H162V121H165V122H166V126H165V128H164L162 125H160V126L163 127V129L160 128V131H159V127H158V122H159V120L156 121V122H157V127H156V128H158V130L155 128V125H156V124H155V121L153 120V119L157 120ZM203 118H205V116H204ZM214 118H215V117H214ZM214 118H213V119H214ZM233 118H235V119H236V118H237V119L239 118V119L236 120L237 122H235V120L233 121ZM81 119H82V118H81ZM81 119L79 120V122H81ZM147 119H148V120H147ZM213 119H210V120H211V124H212L213 122L216 121V119H214V120H213ZM42 120H41V121H42ZM47 120H48V121H47ZM52 120H53V121H52ZM74 120H75V119H74ZM82 120H83V119H82ZM100 120H101V119H100ZM106 120H107V119H106ZM151 120H153V121H151ZM171 120H172V119H171ZM171 120H170V121H171ZM173 120H174V119H173ZM0 121H1V119H0ZM50 121H52V122L50 123ZM170 121H169V122H170ZM174 121H175V120H174ZM218 121L215 122L216 124L214 123L215 126H218V124H217ZM2 122H0V123H2ZM63 122H65V119H64ZM124 122H125V120H124ZM124 122H123V123H124ZM127 122H125V123L127 124ZM153 122H154V123H153ZM200 122H201V123H200ZM54 123H57V122H54ZM121 123H120V124L118 123V126H122L123 123H122V124H121ZM47 124H48V123H47ZM47 124H46V125H47ZM60 124H61V123H60ZM68 124H70V125H68ZM103 124H104V123H103ZM153 124H154V126H153ZM159 124H160V122H159ZM198 124H197V125H198ZM0 125H1V124H0ZM8 125H10V124H7V126H8ZM46 125H45V126H46ZM62 125H63V127L65 126L64 124H62ZM111 125H113V124H111ZM124 125H125V124H124ZM124 125H123V126H124ZM206 125H207V124H206ZM206 125H205V128H204V129H208V128H206V127H208V125H207V126H206ZM212 125H213V124H212ZM214 125H213V126H214ZM7 126L4 125V128H5V127L7 128ZM47 126H48V125H47ZM80 126H81L82 129H84V130H81ZM87 126H88V127H87ZM116 126H117V124H116ZM123 126H122V127H123ZM128 126H129V125L127 124V126H126V127L124 126V127L127 128ZM137 126H138V127H137ZM150 126H151V127H150ZM215 126H214V127H215ZM2 127H3V124H2V126H1V128H2ZM8 127H9V126H8ZM63 127H62V128H63ZM86 127H87V128H86ZM96 127H97V129H96ZM104 127H105V126H104ZM129 127H130V126H129ZM136 127H137V129H136ZM149 127L152 128V130L155 128V130L159 131V133H156L157 131L153 130V133H154V134H150V133L152 132V130H151ZM220 127H221V128H220ZM1 128H0V132H1L2 135H3L4 132H5V133L7 132V135H8V131L11 130V129H9V128H8L9 130H8V129L1 130ZM46 128H47V127H45V129H46ZM49 128H47V130H49ZM114 128H115V127H114ZM119 128H120V127H119ZM131 128H127V129H130V130H131ZM172 128H174V127H172ZM172 128L169 130L171 133L173 132V131H172ZM219 128H220V130H217V129H219ZM2 129H3V128H2ZM63 129H64V128H63ZM85 129L88 130V133H87V134H86ZM102 129H103V128H102ZM102 129H101V130H102ZM104 129H105V128H104ZM110 129H111V128H110ZM122 129H124V128H122ZM127 129H126V130H127ZM138 129H139V130H138ZM140 129H141V130H140ZM145 129H146V130H145ZM148 129H150L151 131H148ZM5 130H6V131H5ZM7 130H8V131H7ZM53 130H52V131H53ZM74 130H75V129H74ZM108 130H109V129H108ZM108 130H107V131H108ZM120 130H121V129H120ZM124 130H125V129H124ZM136 130H137V132H136ZM144 130H145V131H144ZM216 130H217V131H216ZM16 131H17V130H16ZM16 131L13 129L11 132H14V134L18 135L19 132L16 133ZM96 131H97L98 133H97ZM102 131H103V130H102ZM118 131H119V130H118ZM139 131H141V132L138 133ZM143 131L146 132V133H144V134L142 135L141 133H142ZM154 131H155V132H154ZM81 132H82V133L84 132V135L86 134L87 136L85 137L84 135H81V134H82ZM116 132H117V131H116ZM119 132H120V131H119ZM126 132H130V131L128 130V131H126ZM222 132H223V131H222ZM5 133H4V135H5ZM57 133H58V135H59V133H60V135H61L60 138H61V139H60V138H59L58 140L56 139V137H58V136H57ZM112 133L115 134V136H116V134H119V133L111 132V134H112ZM121 133H125V132H122V131H121ZM147 133H148V134H147ZM197 133H198V134H197ZM107 134H108V133H107ZM128 134H130V133H128ZM137 134H140L141 136H138ZM168 134H169V132H168ZM201 134H203V135H201ZM10 135H11V134H10ZM55 135H56V136H55ZM97 135H98L99 137H98ZM134 135H133V136H134ZM200 135H201V136H200ZM8 136H9V135H8ZM120 136H121V137H120ZM129 136H130V135H129ZM129 136H128V137H129ZM202 136H203V137H202ZM206 136H207V135H206ZM211 136H212V135H211ZM211 136H208V137L211 138ZM48 137H49V136H48ZM126 137H127V136H126ZM134 137H135V136H134ZM195 137H196V136H195ZM200 137H202L203 139L201 140ZM212 137H213V136H212ZM227 137L229 138V140H228ZM232 137H233L234 139H233ZM236 137H237L238 139H235ZM248 137H249V138H248ZM252 137H256V138L253 139ZM107 138H108V137H107ZM111 138H112V137H111ZM111 138H109L108 140H111ZM116 138H115V139L112 138V139H113V140H117ZM144 138L142 137L141 139H144ZM223 138H224V140H226V141H224ZM8 139H9V138H8ZM54 139H53V141H55ZM126 139H128L129 141L126 140ZM171 139H172V140H171ZM174 139H175V138H174ZM212 139H214V138H212ZM230 139H233V140L231 141ZM262 139H264V137H263ZM59 140H62V141L60 142ZM146 140H147V138H146ZM148 140H149V139H148ZM148 140H147L146 143H144V147H145V145H148V144H149ZM209 140H210V139H209ZM169 141H170V142L172 141V142L170 143ZM211 141H212V140H210V142H211ZM223 141H224V142H223ZM233 141H234L235 143H232ZM58 142H57V144H58ZM109 142H110V141H109ZM183 142H184V141H183ZM225 142H226V143H225ZM236 142H237V143L240 142V143H239V147L236 146V150H235V154H236L237 156H236V155H233V153H232V152H233V149H234V148H232V147H235L234 145L237 144ZM243 142H245V139L243 140ZM53 143H54V142H53ZM71 143H72V144H71ZM147 143H148V144H147ZM151 143H150V144H151ZM159 143H160V145H159ZM202 143H203L204 145H201ZM208 144H209V142H208ZM216 144H215V146H216ZM55 145H56V144H55ZM122 145H123V144H122ZM175 145H176V147H175ZM211 145H213V144H211ZM219 145H220V146H224V145H222V144H219ZM240 145H244L245 148H244V146H243V148L240 147ZM59 146H60V144H59ZM61 146H60V147H61ZM107 146H108V147H107ZM179 146H180V147H179ZM200 146H202V149L200 148ZM209 146H210V144H209ZM209 146L205 147L204 149H207V148H208L210 153H213V149H214V151H216L217 146H216V147H215V146H212V147L210 146V147H209ZM254 146H258L260 149H259L258 151L255 150L254 153H253L251 149H257V148H258V147H257V148H256V147L254 148ZM34 147H35V146H34ZM49 147H48V148H49ZM146 147H147V146H146ZM213 147H215V148H213ZM228 147H229V148H228ZM230 147L232 148V150H230L231 152L229 151ZM56 148H57V146H56ZM66 148H67V149H66ZM195 148H199V150H198V149H195ZM226 148H227V150H225ZM249 148H250V149H249ZM126 149H127V151H126ZM160 149H161V151H160ZM179 149H180V150H179ZM66 150H67V151H66ZM68 150L73 151V152H72L73 154H70L71 152L68 151ZM134 150H135V149H134ZM197 150H198V151H197ZM201 150H202V151H201ZM263 150H264V149H263ZM33 151H34V150L32 149V152H33ZM50 151H51V150L49 149V152H50ZM64 151H65V152H64ZM141 151H142V152H141ZM158 151H160V153H158ZM227 151H229V152H227ZM236 151H237V153H236ZM66 152H67V154H66ZM69 152H70V153H69ZM139 152H140L141 154H140ZM147 152H148V153H147ZM174 152H175V154H174ZM195 152H196V154H195ZM197 152H199V154H198L199 159H198V157H197V160H198L199 163H198V164H195V163L197 162V160H196ZM50 153H51V152H50ZM50 153H49V154H50ZM125 153H126V154L128 153L127 155H130V154L133 155V153H134L136 156H138V157H137V160H138V161L140 160V161H142V162H145L146 166H145V164L141 163L140 161H139L140 163H139V162H137V163L134 162V161H136V156H132V155H131V156H129V157H126L127 155H126ZM144 153H146L145 156H144ZM227 153H228V154H227ZM258 153H260V152H258ZM11 154H13V153H11ZM68 154L71 155L72 157H74L73 161H74L75 159L77 160L76 162L74 161L73 163H75V165L79 166V167L76 166L77 168H79V169H77V170H79V172H78L76 169H75V170H76L80 175H81L80 172H82L83 169H84V172H85L86 174H87V173H91V176L88 177V178H86V175L83 174V172H82V175H83V176L85 175V176H84L85 178H84V179H81L82 177L80 176V179H81L80 181H81V182H80V181L78 182L79 177H78L77 175L74 176V175L76 174V172H73L74 174H72V171L70 170V168H67V169L69 170V171H68V170H66V168L64 167V165H65V163H66V162L64 161V158H68V157H69V156H67ZM161 154H162V153H161ZM173 154H174V156H173ZM176 154H177V155H176ZM231 154H232V155H231ZM122 155H123V156H122ZM124 155H125V156H124ZM139 155H142L143 158H144L145 160L142 158V156L140 157ZM223 155H221V156H220V155H219V156L217 155V156H218L217 159H219V157H220L221 159L226 158V157H222ZM253 155L256 156L257 158L255 157V158H256V159H255V158L253 157ZM62 156H63V157H62ZM149 156H150V155H149ZM204 156H205V154H204ZM48 157L50 158V157H54V156H50V155H49ZM61 157H62L63 159H62ZM122 157H123V158H122ZM124 157H126V158H128V159H130L131 157H135V158H131L130 160L127 159V160H128V161H127L126 158H124ZM172 157H174V158H172ZM176 157H177V158H176ZM182 157H184V156H181V158H182ZM215 157H216V156H215ZM262 157H263V156H262ZM262 157H261V159H262ZM69 158H70V157H69ZM118 158H121L122 161H123V159H125L124 163L121 161V159L117 160ZM140 158H141V159H140ZM146 158H147V157H146ZM150 158H151V159H150ZM181 158H180V159L178 158V159L181 160V161H183L184 159H183V158L181 159ZM241 158H243L244 161H243V159H241ZM54 159H55V158H54ZM142 159H143L144 161H143ZM175 159H174V160H175ZM215 159H216V158H215ZM227 159H229V158H227ZM263 159H264V157H263ZM52 160H53V158H52ZM61 160H62V161H61ZM71 160H72V158H71ZM116 160H117V161H116ZM151 160H152V161H151ZM189 160H190V159H189ZM224 160H225V159H224ZM229 160H230V159H229ZM233 160H237V159H231L230 161H233ZM11 161L14 163V166H15V167H13V163H11ZM15 161H16L17 165H15V164H16ZM113 161H114L115 163L118 162V161H119V162L121 161V163H123V165H121V163L119 164V162H118L119 166H116L115 163H114ZM126 161H127V162H126ZM132 161H133V162H132ZM26 162H27V160H26ZM129 162H130V163H129ZM146 162H147V163H146ZM202 162H203V163H202ZM215 162H218V160H217V161L215 160ZM226 162H227V160H226ZM235 162H236V161H235ZM252 162H255V163H256V166H259V168H255V166H254L255 163H252ZM263 162H264V161H263ZM20 163H21L20 166H21L22 169L20 168V166H18ZM29 163H32V165H33L35 168H34L33 166L31 167V165H30ZM73 163H72V161H71L70 164L72 165L73 168H76V167L74 166ZM134 163H135V165H136L135 169H133V166H135V165H132V167H130L131 164H134ZM150 163H151V164H150ZM192 163H193V162H192ZM211 163H212V160H211ZM232 163H234V162H232ZM241 163H240V164H241ZM23 164H24V163H23ZM113 164H114V165H113ZM116 164H117V163H116ZM125 164H127V165H125ZM138 164H139V166H140L139 168L137 167ZM142 164H143V165H142ZM172 164H171V165H172ZM257 164H258V165H257ZM66 165L69 166L67 163H66ZM66 165H65V166H66ZM120 165H121V166H120ZM129 165H130V166H129ZM149 165H150V166H149ZM162 165H163V167H165V168L168 167V170H169V171L174 170L173 174L171 173L172 171L170 172V173L172 174V177H171V174H170V173H168V172L165 171V170H166L165 168H164V172H163V167H162ZM209 165H212V164H209ZM223 165H224V164H222V165L219 164L218 166H221V167H219V168L223 169V168H224ZM230 165H231V164H230ZM232 165H233V164H232ZM36 166H37V165H36ZM67 166H66V167H67ZM111 166L117 167V171H116V169H115L114 167H112V168H114L115 171L117 172V175H116V172L113 171L112 168H111V170H112L111 172H109L110 170L108 171V169H110ZM122 166H125V167L122 168ZM141 166H142V167H141ZM148 166L150 167V171H149ZM214 166H215V165H213V168H214L215 171H216L215 175L217 174L216 177H217V176L222 177V176L226 173L225 176L231 181V179H235L236 177L238 178V177L240 176V174H238V173H239L238 171H240V170H239L240 167H238L237 164L234 165V167L237 166L236 168H237L238 171H235L234 169H233V170L230 169V167L232 168L233 166H230V167L226 166L227 168H226V167H225V168L228 169V170H227V171H226V169H225V171L223 170V171H224V172H223V173H224L223 175L221 174L222 172H221L220 174L217 172V170L219 171V169L216 170V168H218V166H217V165H216L217 167H214ZM118 167H121V168H118ZM146 167H147V169H146ZM159 167L162 168V169H160V172H161L162 174H161V173L158 174V172H157L158 169H159ZM203 167H202V169H203ZM211 167H212V166H211ZM260 167H261V168H260ZM8 168H9V169H8ZM19 168L21 169V171H20ZM64 168H65V170H66L64 173H66V172H69V173L64 174V173H63ZM142 168H143V169H142ZM171 168H172V169H171ZM177 168H178V169H177ZM236 168H235V169H236ZM263 168H264V167H263ZM7 169H8V170H12V171H10V172L8 173ZM38 169H39V170H38ZM85 169H87V170H86L87 172L85 171ZM144 169H145V171L142 172V170H144ZM188 169H189V168H188ZM210 169H211V168H210ZM214 169H213V170L211 169V170L214 171ZM4 170H5V172H2V171H4ZM40 170H41V171H40ZM80 170H81V171H80ZM151 170L153 171V174H152V175H151V173H150V172H152ZM182 170H187V168L182 169ZM229 170H231L233 173H234V171H235V173L237 172V174H233V173L231 174V172H230L229 174H227V173L229 172ZM15 171H16V170H15ZM15 171H14V172H15ZM38 171H39V172H38ZM70 171H71V172H70ZM106 171H107V174H108V175H109L110 173H111V175H113L112 178H114V176H117L118 180H117L116 177H115V179H116V182H118V183H116V182H115V183H112V182L109 181V180L107 181V179H105V180H106V181H105L104 178H109V176H111V175H109L108 177H105V175H106ZM148 171H149V173L145 176L144 173H146V172H148ZM190 171H191V170H190ZM190 171H188V173L184 171L183 173H185V174L182 173V174H183L182 177L185 178L186 176H188L187 174L190 175V174H191ZM200 171H201V173H202V172H203V173H207V174H208V179H209V177H212V176H213L214 183H212L211 180H210V183H212V184L209 185V183H208L209 181H207L208 179H206V176H205L206 174L204 175V174L202 173V176H199V175L201 174V173L199 174ZM263 171H264V170H263ZM6 172H7L8 174H6ZM35 172H37L35 175H37V174L39 173V175L37 176V178H36L35 175H34ZM43 172H45V174H44ZM108 172H109V173H108ZM175 172H176V174H175ZM195 172H194V173H195ZM113 173H114V174H113ZM155 173L158 174V175H156ZM163 173H164V174H163ZM165 173H166V174H165ZM167 173H168V174H167ZM262 173H264V172H262ZM5 174H6V175H5ZM70 174H72V175H71V178H70V176H68V175H70ZM100 174H101V175H100ZM131 174L133 175V177H131V176H132ZM149 174H150V176L147 177ZM169 174H170V175H169ZM210 174H211V176H210ZM218 174H219V175H218ZM13 175H15V176H13ZM44 175H46V176H45L46 178L44 177ZM66 175H67V176H66ZM89 175H90V174H89ZM89 175H87V176H89ZM129 175H130L131 178L129 177ZM167 175H168V176H167ZM173 175H176V176H174L175 178H173ZM184 175H186V176H184ZM195 175H194V176H195ZM203 175L205 176L204 178H203ZM233 175H235V178L233 177ZM245 175H244V177H245ZM2 176H3V175H2ZM19 176H20V177H19ZM92 176H93V178H94L95 176H98L97 178H100V180H98V179H92V178H91ZM169 176H170V177H169ZM230 176H231V177H230ZM7 177H8V176H7ZM15 177H18V178L16 179ZM26 177H29V178H26ZM68 177H69V178H68ZM76 177H78V179H77ZM226 177H225V178H226ZM229 177H230V178H229ZM242 177H243V176H242ZM242 177H241V178H242ZM101 178L103 179L104 183H103V181L101 180ZM112 178H111V180L115 181V180L112 179ZM168 178H169V179H168ZM184 178H182V179H184ZM225 178L222 177L221 180L223 179V181L225 182V180H224ZM0 179H2V177H1ZM5 179H6V177H4V178L2 179V181L5 180ZM25 179H27V180H25ZM177 179H178V178H177ZM193 179H194V178H193ZM228 179H226V180H228ZM238 179H240V178H238ZM238 179H237V180H238ZM10 180H11V181H10ZM82 180H83V181H82ZM213 180H212V181H213ZM215 180H217L216 183H215ZM229 180H228V181H229ZM237 180H236V181H237ZM240 180H242V179H240ZM240 180H239V181H240ZM0 181H1V180H0ZM2 181H1V182H2ZM47 181H49V178H47ZM56 181H57V182H56ZM96 181H97V182H98V181H99V182H102L101 186L104 185V187H102V188H104V189L99 188V187H100V186H99V183H98V185H97V182H96ZM185 181H186V182H185ZM204 181H206L205 184H204ZM31 182H32V181H31ZM52 182H54V183H52ZM107 182H108V183L110 182L113 186H111V184L109 183V186H110V187H107V186H106V185H108ZM128 182H131V183L133 184L134 187H133L132 184H131V188H126L125 184L128 183ZM135 182H136V183H135ZM144 182H146V183H144ZM157 182L159 183V186H158V190H157V188H156V191H157V192H155V194H154V193H153L154 190L151 189V186H153V188H154L156 185H158ZM163 182H165V183H163ZM187 182H189V185H190V186L185 184V183H187ZM190 182H192V183L190 184ZM197 182H199V183H197ZM217 182H219L221 185H218ZM224 182H223V183H224ZM234 182H235V181H234ZM242 182H244V181H242ZM249 182H248V183H249ZM263 182H264V181H263ZM55 183H58V187L55 185ZM83 183L86 184V185H84ZM95 183H96V184H95ZM154 183H156V184H154ZM169 183H172V184H169ZM193 183H196L197 186L199 185V186H198V190H197V188H196L197 186H195ZM237 183H238V182H237ZM251 183H250V184H251ZM50 184L47 183L48 186H50ZM52 184H53L54 186H53ZM116 184H117V185H116ZM166 184H167V185L169 184L170 190L172 189V187H171V185H172V186H173V191H175L177 194H176L175 192H174V193L171 192V191L169 190V188L166 187V186H167ZM179 184H181L182 186L179 185ZM231 184H232V183H231ZM244 184H245V185H244ZM20 185H21V183H20ZM39 185H40V186H39ZM115 185H116L117 187H115ZM178 185H179V186H178ZM207 185H209V187H207V188H203V187H205V186H207ZM217 185H218V186H217ZM98 186H99V187H98ZM105 186H106V187H105ZM219 186H220L221 189H223V191H224V190H225V191L223 192V191L219 188ZM222 186H224V188H222ZM235 186H238V187H235ZM240 186H241V187H240ZM21 187H22V186H21ZM56 187H57V188H56ZM97 187H98L100 190H99ZM111 187H115V190L117 189V192H115L114 190H111L112 192H114V193L112 194V193H110L111 191L109 192V190H108L107 193L109 192L111 195H109V193H108V197H107V198H104L105 196H107V194H104V192L106 193L105 188L109 189V188H111ZM156 187H157V186H156ZM189 187H193L192 190H197V192H196V191H195V192H194V191H191V192L188 191L189 189L191 190V188H189ZM230 187H232V188H230ZM4 188H5V189H4ZM9 188H8V189H9ZM118 188H119V189L122 188V189H120V192L118 191V190H119ZM139 188H140V189H139ZM188 188H189V189H188ZM217 188H219V189H217ZM251 188L254 189V186L252 185ZM16 189H17V187H16ZM101 189H102V190H101ZM111 189H112V188H111ZM123 189H125V190H126V189H127V190L130 189V190H129L130 193H129V191H125V190H123ZM159 189H161V190H159ZM180 189H182V188H180ZM203 189H204V190H203ZM249 189H250V188H249ZM249 189L247 188L248 191H249ZM253 189H252V190L250 189V191H251L252 193H254V192L256 191V190H253ZM2 190H3V191H2ZM25 190H26V191H25ZM138 190H139V192H138V194H137V191H138ZM186 190H187V191H186ZM217 190H218V191H217ZM241 190H242V189H241ZM7 191H9V190H7ZM23 191H24L25 193H23ZM31 191H32V192H31ZM100 191H102V192H100ZM219 191H220V192H219ZM234 191H233V192H234ZM262 191H261L260 196H259V194H258V195L256 194V198H258V196H259L261 199L264 197V195H262ZM9 192H10V191H9ZM9 192H8V193H9ZM12 192H11V193H12ZM94 192H95V196H94L93 200H91L92 196L94 195V194H93ZM118 192L121 193V194H119ZM126 192H128V193H126ZM159 192H161V193H159ZM166 192H168V193H166ZM170 192H171V194H170ZM209 192H210V191H209ZM221 192H222L223 194H222ZM233 192H232V193H233ZM243 192H244V191H243ZM245 192H246V190H245ZM3 193H5V194L3 195ZM19 193H20V194H19ZM22 193H23V196H22ZM86 193H88V194H86ZM90 193H92V194L90 195ZM157 193H159V194H157ZM181 193H183V195H182ZM189 193H188V194H189ZM195 193H196V194H195ZM232 193H231V194H232ZM31 194H30V195H31ZM44 194H45V195H44ZM103 194H104V197H102ZM118 194L121 195V196H120L121 198H117V197H118ZM163 194H164V195H163ZM180 194H181L182 196H185V195H186V193H184V192H180ZM221 194H222V195H221ZM249 194H250V192H249ZM263 194H264V193H263ZM9 195H10V194H9ZM81 195H82L83 197H82ZM156 195H158V196H156ZM166 195H167V196H166ZM170 195H171V196H170ZM181 195H179V196H181ZM189 195H190V194H189ZM197 195H200V196H197ZM227 195H229V193H228ZM243 195H244V194H243ZM243 195H242V196H243ZM1 196H0V198H1ZM11 196H13V194H12ZM11 196H9V197H11ZM24 196L28 199V201L24 198ZM45 196H46V197H45ZM80 196H81V197H80ZM89 196H91V198H89ZM160 196H161V198H159ZM179 196H178V197H174V196H173L174 200H175V201H178L177 198L183 199L182 197H179ZM192 196H191V197H192ZM213 196H214V195H213ZM215 196H216V195H215ZM234 196H235V195H234ZM261 196H262V197H261ZM38 197H40V198H38ZM84 197L86 198L87 201L90 200L91 203L88 201L87 203H84V204H85V206H84L83 203H82V202H84L83 199H82V201H79L81 198H84ZM87 197H88V199H87ZM113 197H112V198H113ZM126 197H124V199H126ZM164 197H165V198H164ZM167 197H169L170 199L167 198ZM187 197H188V196H187ZM187 197H186V199H184L185 202H186V200H187ZM220 197H221V198H220ZM227 197H229V196H227ZM6 198H7V197H6ZM112 198H111V199H112ZM173 198H172V200H171L170 202L175 203V201H173ZM184 198H185V197H184ZM212 198H214V200H212ZM234 198H237V197H234ZM8 199H10V198H8ZM8 199H5V200H8ZM11 199H13V197H11ZM102 199H104L105 201H103ZM131 199H130V198L127 199L128 202H129ZM165 199H166V200H165ZM197 199H198V198H197ZM258 199H259V198H258ZM5 200H3V201H5ZM77 200L79 201V204H78V205H79V207H80V208L77 207V211L82 212L83 210H86V211H84V213L87 215V216H86V215H85V216L88 217L87 220H83V218H81V217H83L82 214L79 213L78 215H76V216H77V217H76L77 219L75 218V220H78V219H80V218L83 220V221H81V222H82V225H80L79 227H77V226L79 225V223H78V224L76 223L77 221L75 222V224L72 223V221H69V219H67L69 222H68V221H67V222L64 221V219H66V218L62 217V214L59 216V218H58V216H57L58 214L55 215V216H53L52 214L46 213V211H44V210H43V214H42V213H41L42 211L40 210L41 208L39 207V206H41L42 209L45 208V210H48L49 207H51L52 209H54V208H56L55 206H57V208L67 209V207H69V206H67L66 208H64V207H65L64 205H63V207H61L62 204H67V203L69 204V203H70V206H71V207H72V205H74V206L76 207V204H77L76 202H78ZM86 200H85V201H86ZM113 200L110 201V199H109V200L107 199V201L111 202L112 204L115 203V201H113ZM184 200H183V201H184ZM215 200H216V201H215ZM237 200H238V199H237ZM12 201H11V202H12ZM21 201H22V202H21ZM33 201H34V200H33ZM33 201H32V202H33ZM35 201H34V202H35ZM74 201H76V202H75L76 204H74ZM107 201H106V203H107ZM124 201H125V200H124ZM166 201H167V202H166ZM181 201H182V200H180L179 203H180ZM54 202H55V205L53 204ZM92 202H93V205H92ZM109 202H108L107 204H109ZM118 202H120V201H118ZM118 202H117V203H118ZM140 202H141V203H140ZM187 202H188V204L190 203L189 205H191V206H189L188 204H186ZM187 202L184 204V205H186V207H185L186 210H185L184 208H182V206H181V210H185V211L188 213V215H186V214H185L186 212H182V213L185 214V216H187V217L189 216L190 219H191V218L194 219V220L191 219L192 221H191V220L189 221L190 223L192 222V224H190L189 222H185V220H183V221L180 220V218H179L178 216H177V218L175 219V223L179 225V224H181L180 222H185V223H189L190 225H189V224H188V225H189L190 227H193V226L196 227V226H197V229H199V231H200V229H201V230L204 229V227H205L204 225H205V224L207 225V224L209 223L208 221L210 220L211 217L214 216V214H213L212 212H210L211 214H213L212 216H211V215L207 216V215H208V214H207L206 216H207L209 219H208V221H207V219H206V222L204 223L205 220H203V219H205V218H204V215H205V214H203V213H206V212H203V211H204L205 209H202L203 211H202V213H200L201 215L198 213L200 216H196V215H198V214H196V211H197V212H198V211L201 212L200 209H198V210H195V209H194L195 212H194L193 210H190V209H189V212H188V211H187L188 206H189V208L192 209V207H194V204H192L193 201L189 202V201L187 200ZM219 202L221 203V201H219ZM8 203H10V200L8 201ZM26 203H27V204H26ZM40 203H42V204L40 205ZM71 203H72V204H71ZM213 203H214V204H213ZM233 203H234V202H233ZM252 203H253V202H252ZM256 203H257V202H256ZM262 203H263V202H262ZM0 204L2 205L3 202L0 203ZM50 204H51V206H49ZM52 204H53V206H52ZM87 204H88V206H89V205H92V206L87 207V206H86ZM107 204H106V205H107ZM112 204H110V205H108V206H111V207H112ZM115 204H116V203H115ZM140 204H141L142 206H141ZM177 204H178V203H177ZM199 204H200V201H199ZM1 205H0V206H1ZM5 205H7V204H6V203L3 204L2 207H3L4 209H8V208H6ZM9 205H10V204H9ZM38 205H39V206H38ZM78 205H77V206H78ZM80 205L83 206V207H85V208H87V209H85V208H81ZM113 205H114V204H113ZM133 205H131V206H132L131 208H134ZM139 205H140V206H139ZM163 205H165L167 208H165V206L163 207ZM175 205H176V204H175ZM184 205H183V206H184ZM192 205H193V206H192ZM197 205H198V204H197ZM197 205H196V206H197ZM200 205H201V204H200ZM211 205H212V206H211ZM217 205H218V203H217ZM234 205H235V203H234ZM234 205L232 204L231 206H234ZM10 206H12V205H10ZM13 206H12V208H13ZM101 206H105V207H106L105 210H104V208L101 207ZM114 206H115V205H114ZM157 206H159V207H157ZM161 206H162V207H161ZM198 206H199V205H198ZM202 206H203V205H202ZM204 206H205V203H204ZM206 206H205V208L207 209L209 206H208V207H206ZM215 206H216V204H215ZM238 206H239V205H238ZM250 206H251V205H250ZM263 206H264V205H263ZM2 207H0V208H2ZM71 207H69V211H70V210H73V207H72V209H70ZM91 207H92V208H91ZM129 207H130V206H129ZM146 207H147V208H146ZM149 207H151V208H149ZM179 207H180V206H178V208H179ZM234 207H235V206H234ZM240 207H241V206H240ZM12 208H11V210L13 211ZM15 208H16V209H15ZM37 208H38V210L41 211V212L39 211V212H40L39 214H41V215H43V216H40V215L37 213V211H38V210H36ZM39 208H40V209H39ZM90 208H91V209H90ZM102 208H103V209H102ZM137 208H136V209H137ZM173 208H174L175 211L178 213V211H177L178 208H177L176 206H174V205H173ZM196 208H197V207H196ZM235 208H236V207H235ZM4 209H3V212H5ZM9 209H10V207H9ZM9 209H8V211H9ZM78 209H80V210H78ZM101 209L104 211V215H102V213H101ZM138 209H139V208H138ZM145 209H144V210H145ZM174 209H173V210H174ZM214 209H215V208H214ZM225 209H226V208H225ZM225 209H224V211L226 212ZM228 209L231 210V212H233V213H234V211H235V210H233L234 208H233V209L228 208ZM236 209H239V207L236 208ZM262 209H263V208H262ZM0 210H2V209H0ZM11 210H10V212H12ZM29 210H31V212H30ZM34 210H36V211H34ZM49 210H50V209H49ZM49 210H48V211H49ZM56 210H57V209H56ZM60 210H62V209H60ZM60 210H58V211H59L58 213H62ZM168 210H170L171 212L168 211ZM178 210H180V209H178ZM181 210H180V211H181ZM212 210H213V209H212ZM229 210H227V211H229ZM232 210H233V211H232ZM250 210H251V209H250ZM20 211H22V210H20ZM33 211H34V213H33ZM111 211H112V210H111ZM111 211H109V212H111ZM207 211H208V210H207ZM213 211H214V210H213ZM6 212H7V210H6ZM6 212L4 213V214L7 216L6 218H9L10 216H12V219H13V218L15 217V215H9V217H8V214H9L10 212H9V213L7 212V214H6ZM14 212H12V213H14ZM49 212L51 213L52 211L50 210ZM53 212H54V214L56 213L55 210H53ZM70 212H71V211H70ZM73 212H74V211H73ZM150 212H152V211H150ZM190 212H192V213H190ZM208 212H209V211H208ZM231 212H230V214H229V215H231V216H232V215H233V216H234V215H236V216L239 215V214L237 215L236 211H235L234 214H233V213L231 214ZM0 213H1V212H0ZM44 213H45V214H44ZM65 213H66V210H65ZM65 213H64L63 216H68V215H66ZM67 213H68V209H67ZM75 213H77V212H75ZM75 213H73V214H75ZM82 213H83V212H82ZM140 213H142V212H140ZM144 213H146V212H144ZM148 213H149V212H148ZM169 213H170V214H169ZM228 213H229V212H228ZM259 213H260V212H259ZM261 213H262V212H261ZM4 214H3V216H4ZM15 214H16V212H15ZM20 214H21V213H20ZM68 214H70V216L72 217V213H68ZM138 214H139V213H138ZM150 214H151V216H152V213H150ZM173 214H174V213H173ZM195 214H196V215H195ZM27 215H26V216H27ZM145 215H146V214H145ZM168 215H169V216H168ZM190 215H192L193 217L190 216ZM258 215H259V214H258ZM1 216H2V215H0V217H1ZM20 216H21V217L19 218V220L22 221V220H23L22 216L24 217V215H20ZM29 216H28V217H29ZM70 216H68V218H69ZM73 216H74V215H73ZM104 216H105V218L108 216L112 221H110V220L107 219V221L104 220V221L102 222V220L104 219ZM151 216H150V217H147V219H148V218L150 219ZM161 216H163V217H161ZM173 216H174V218L176 217L175 215H173ZM185 216H183V217H185ZM194 216L197 218L198 221H199V220L202 221V223H203L204 225H202L200 228H198V227L200 226V224L198 225L199 222L196 221V218H195ZM210 216H211V217H210ZM249 216H250V214H249ZM28 217H25V218H26V220L29 221L30 217H29V219H28ZM50 217H52V218L50 219ZM74 217H75V216H74ZM160 217H161V219H160L161 221L159 220ZM166 217L164 218V219H165L164 221H166V219H167ZM198 217H199V218H198ZM200 217H202V219H200ZM246 217H247V216H246ZM250 217H251V216H250ZM6 218H5V222H6ZM15 218H16V221H19V220H17V219H18L17 217H15ZM21 218H22V220H21ZM56 218H57L58 221L55 220ZM144 218H145V217H144ZM155 218H156V217H155ZM233 218H234V219H233ZM237 218H238V217H237ZM237 218H235V216L232 217V220H234V222H235L236 224H237V222H238V223L240 222V221H237V220H236ZM9 219H10V218H9ZM60 219H61V220H60ZM71 219H74V218L72 217ZM81 219H80V220H81ZM90 219H91V220H90ZM172 219H173V217H172L171 219L169 218V219L167 220V222H168L169 220H171V222H172V221L174 220V219H173V220H172ZM238 219H239V218H238ZM0 220H1V218H0ZM13 220L15 221V219H13ZM24 220H25V219H24ZM24 220H23V221H24ZM26 220H25V221H26ZM33 220H34V221H33ZM62 220H63V221H62ZM75 220H73V222H74ZM92 220H94V222H93ZM150 220H151V219H150ZM177 220H179L180 222H178ZM186 220H189V218H188V219L186 218ZM239 220H240V219H239ZM32 221L34 222L33 224H31L33 227L30 226L31 228L29 227V228H30V229H29L27 224L32 223ZM87 221H92L93 223L96 222V225L94 224V225H95V226H94V227H95V229H94L95 232H94V233H93V231H94V230H93V228H94L93 225H91V224H90L89 222H87ZM115 221H116V220H115ZM123 221H125V220H123ZM128 221L130 222V220H128ZM154 221H156V220H154ZM154 221H153V222H154ZM176 221H177V222H176ZM195 221H196V222H195ZM211 221H213V220L211 219ZM211 221H210V222H211ZM236 221H237V222H236ZM262 221H263V220H261V222H262ZM0 222H2V225H3L4 227H3L2 225H1V226H2L3 228H5V223H3L4 220H3V221L1 220ZM7 222H9V221L7 220ZM10 222L12 223V220H11V219H10ZM81 222H80V223H81ZM85 222H86V223H85ZM110 222H112V224H110ZM131 222H132V221H131ZM167 222H166V225H165L164 227L167 228V229H169L168 226H169L170 224L167 226ZM169 222H170V221H169ZM169 222H168V223H169ZM207 222H208V223H207ZM216 222H218V221H216ZM231 222H232V221H231ZM234 222H233L232 226H234V224H235ZM258 222H260V221H258ZM258 222L256 221V223H254L253 225L256 226V225L258 224L257 226H258L259 228L261 227V229H258V227H257L258 230H256V227H255V230H254V228L252 229V227H251L250 229H252V230H249L250 233L247 232V235H248V233H249L250 238L253 237V238H251L250 241H249V240H248V241H244V240L242 239V237L244 236V231L242 230L243 233L241 234L237 226H235L236 228H235V227L231 228V226L229 225V228H228V227H225V228H228L229 230H230V228H231V229H238V230H236V231H239L238 234H241V235H243V236H239L238 234H237V235H238L239 237H238V236H234V235H236V233H235V234L233 233L234 235L229 236L228 233H227V230H228V229L226 230L225 228H223V229H225V231L222 230V228H220L221 231H223V232H221V231H216V230H217V227H216V226H217L219 223H217V224L215 223L216 226H215V225H214V226H215L216 228H215L214 226H211V227L214 228V231H215V232H214V231L212 230L213 228L211 229V228L209 227V226L211 225V223H214V222H211L210 225L208 224V226L205 227V229L207 228L208 230H207V229H206V230H205V229L202 230L204 233H203L202 231H200L201 233L197 234V233H198V230L195 229V228L193 227V228L195 229V231H196V232H194V233H195L194 236H195V237H196V236H200L199 238L196 237L197 241L199 240V241H198L199 244H200V241H202L201 244L198 245V248H197V245H195L194 243L191 242L192 238H190V236H188L190 233L188 234V231H187V230L185 231V233L187 232L186 235H187L188 238H187L185 235H181V234H179V233L176 234L177 237H176L175 239L172 237L173 235L176 236L175 234H173V233H176L175 230L178 229L179 231H181L182 229L186 228V225H184L185 223H184V224L182 223L181 225H179V227L182 228V229H180L177 225L174 226L175 224H174V225L171 224V225H170V228L172 227V229H169L170 231L167 230V229H163V231H164V230H167V232H166V233H167V234H166V237L163 236V235H165V233H164L165 231H164V232H160V234H161V233H164L162 236H161L160 234H158V237H159V238H158V239H159L158 241H159V242H160V240H161V242L164 241V246H167L168 249H171L173 252L170 251V250H169V251L167 250L168 252H165L166 255H164V254H160V252H159L160 250L158 251L157 246H155V247L153 246V245H157L156 242L158 243V241H154L155 239L153 240L152 238H151V239H152L153 241L149 240V242H153V243L155 242V244L152 243V246H153V248H156V249H157V251L159 252V255H161V256H159L160 258H159L158 255L156 254V253H158V252H156L155 249H154L155 252H153L154 250L148 249L149 251L151 250L153 254L155 253V255H153V256L151 255L152 253L150 254L149 252H147L146 247L148 248V244H147L148 241H147V243H144V242H143V245H144V244H147V246H146V245H145V246H142V244H140V245H136V244H134V245H133V243H132L133 241H131V242H129V243L127 244V246H125V247H128V245H130L131 243H132V245L129 246V248H125L124 251H123V253H122V247H121L122 245H121V244H120L121 246H120L119 244H117V245L115 244L116 246H115V247L113 246V248H111L112 245H111L110 242H112V244H113V241H114V238H113V241H112V239H110L111 236H106V237H104V239H103L104 241H106V243L109 242V243H108L109 246H110L109 249H106L105 247H103V248H105V249H102V252L98 249L97 251H100L99 253H101V254L98 255V252L96 251V248H95V252L97 253L98 256H100L99 259H101V262H102L103 260H105V259H106V261H109V262L104 261L102 264H120V263H122V264H125V263H126V264H129V263H132V264H146V263H148V264H155V262H154V261H155V260H154L155 257H156V258H159V260L162 259V257L164 258V260L162 259L163 261L161 260V264H204L205 261H202L203 263H200V262H201V256H202V259H204V258H205V255H206L207 253H208V254L206 255L205 260H207V258H209L208 256H211V258H209L210 260H209V262H208L207 264H264V225H263V226H262V225L260 226ZM263 222H264V221H263ZM263 222H262V223H263ZM26 223H27V224H26ZM43 223H44V224H43ZM60 223H61V225H60ZM62 223H63V224H62ZM70 223H72V224H71V227H68ZM87 223L90 224L91 227H90V226L87 227V226H86ZM93 223H92V224H93ZM101 223H102V224H101ZM123 223H126V224H125V225H126V226H125L126 228H129L130 226H132V225H130V223H127V221H126V222H123ZM149 223H150V222H149ZM173 223H174V222H173ZM195 223H196V224H195ZM240 223H241V222H240ZM0 224H1V223H0ZM25 224H26L27 227L25 226ZM35 224H36L37 226H36ZM83 224H85V225H83ZM127 224H129L130 226H128ZM131 224H132V223H131ZM243 224H244V223H243ZM255 224H256V225H255ZM29 225H30V224H29ZM42 225H43V226H42ZM65 225H67V226H65ZM73 225H74L73 228H74V229L76 228V229H75V230L73 229V230H71V231L68 232V230H70V228L72 229V226H73ZM76 225H77V226H76ZM118 225H119V224H118ZM134 225H135V224H134ZM192 225H193V226H192ZM212 225H213V224H212ZM238 225H239V224H238ZM253 225H252V226H253ZM1 226H0L1 233H4V234H5V230L2 229ZM7 226H8V225H7ZM12 226H13V229H14L16 225H14V223H13ZM35 226H36V228H38V229H33ZM45 226H46V227H45ZM62 226H63V227H62ZM123 226H124V225L121 224V227L119 226V227L117 228V230L120 228V230L123 229V231H124L125 227L122 228ZM135 226H136V225H135ZM148 226H149V225H148ZM158 226H160L161 228H163V227H162V226H163V223H162V225H158ZM189 226H187V228H188ZM239 226H240V225H239ZM254 226H253V227H254ZM25 227L29 229V231L27 230L28 232L25 231L27 234H26V233L24 232V230H23ZM43 227H44V229H42ZM110 227H111V228H110ZM142 227H143V226L141 225V228H142ZM149 227H151V226H149ZM149 227H148V228H149ZM160 227H159V228H160ZM174 227H175V228H174ZM26 228H25V229H26ZM65 228H66V230H65ZM68 228H69V229H68ZM89 228H90L91 230H90ZM113 228H115V229H113ZM121 228H122V229H121ZM137 228H138V227H135L134 229L136 230ZM151 228H152V227H151ZM151 228H150V229H151ZM156 228H157V227H156ZM187 228H186V229H187ZM209 228H210V229H209ZM32 229H33V230H32ZM52 229H53V228H51V233H53V232H55V231L57 232V230H58V229L55 230V228H54V229H53V232H52ZM87 229H89V230H87ZM131 229H133V226H132ZM134 229L132 230V232H134ZM173 229H175V230H174V232L172 233L171 231H173ZM218 229H219V227H218ZM2 230H4V232H2ZM30 230H32V231L30 232ZM79 230L82 231L81 229H79ZM120 230H119V231H120ZM141 230H143V228L140 229V230H139V228H138V230H136V232L138 231L139 234L142 233L141 235H143V234H144V235H143V237H142L141 235H138V233H136L137 236H140V237H141V239H140V241H139L138 239H139L140 237H138V239H137L138 241H137V242L134 241L135 243H138V242L141 243V240H142L144 237H145L144 239H146V240L149 239V238H147V237L145 236V233H148V232L145 231V233H143ZM211 230H212V231H211ZM229 230H228L229 233H230V232H234V230H233V231H232V230L229 231ZM6 231H7V229H6ZM97 231H98V232H97ZM115 231H116V230H115ZM126 231H127V230H126ZM140 231H141V233H140ZM148 231H149V230H148ZM160 231H162V230H160ZM210 231H211V232H210ZM252 231H254V234H253ZM48 232H49V231H48ZM62 232H63V233H62ZM83 232H82V233H83ZM87 232H88V235H86ZM113 232H114V231H113ZM117 232H118V231H117ZM124 232H125V231H124ZM155 232H156V231H155ZM157 232H159V231H157ZM157 232H156V233H157ZM169 232L172 233L173 235L169 234ZM206 232H207V233H206ZM224 232H225V234L227 233V235H225ZM251 232H252L253 235L251 234ZM20 233H21V234H20ZM42 233H43V232H42ZM42 233H41V234H42ZM46 233H47V232H46ZM67 233H68V235H67ZM69 233H71L72 235L70 234V235H71V236H70ZM99 233H101V234H99ZM126 233H127V232H126ZM129 233H130V232H129ZM150 233H154V229H153V232H150ZM194 233H193V234H194ZM214 233L217 234L216 236L219 237L220 242H219V240H217L218 243L215 242L217 238H215L216 236H215V237H212V236L215 235ZM7 234L10 235L11 233H7ZM19 234H20V236H19ZM43 234H45V233H43ZM47 234H48V233H47ZM54 234H55V233H54ZM60 234H61V235H60ZM92 234H94V235H92ZM131 234H132V233H131ZM131 234H129V235H131ZM203 234H204V235L207 234V236H206V235H205V236H201V235H203ZM213 234H214V235H213ZM230 234H231V233H230ZM250 234H251L252 236H251ZM1 235H2V234H0V236H1ZM30 235H31V237H32L33 239L30 238ZM32 235H33V236H32ZM48 235H50V233H49ZM48 235H45V237H43L44 235L41 236V235L39 234V235H38V237H39V241H40V238H41V240H43L42 237H43L44 239H46V237H50V236H48ZM76 235H75V237H77ZM129 235H128V236H129ZM133 235H134V234H133ZM147 235H150V234H147ZM154 235H155V234H154ZM159 235L161 236V239H160V236H159ZM168 235L171 236V237L169 236V239L171 238L173 241H170V240H169V242H168ZM179 235H180V238H178ZM11 236H10V237H11ZM73 236H74V235H73ZM101 236H102V237H101ZM125 236H126V235H123V237H125ZM151 236H152V235H151ZM184 236H185V237H184ZM228 236H229V238H227ZM52 237H56V236L53 235ZM85 237H86V238H85ZM116 237H118V238L120 239V236H116ZM123 237H121V238L124 239ZM129 237H130V236H129ZM129 237H128V238H129ZM133 237H135V236H133ZM133 237H130V238H133ZM148 237H149V236H148ZM162 237H164V238L162 239ZM181 237H182V238H181ZM201 237H203L204 239L201 238ZM207 237H209L208 239H214V238H215L214 241H213V243L215 242L216 244L214 243V245H211L212 247H211L210 245H208L209 243H210V244H213V243L211 242V240H208ZM210 237H211V238H210ZM230 237H238V238L241 237V239H242L244 242H241L242 240L240 241L239 239H238V240H239V241H238L237 238H236V241H237V242H235V240H232V238H230ZM245 237H246V239H247V236H246V235L244 236V238H245ZM7 238H8V237H7ZM50 238H51V237H50ZM50 238H49V239L47 238V240H50ZM56 238H58V236H57ZM71 238H72V237H71ZM71 238H70V239H71ZM73 238H74V237H73ZM73 238H72V240H73ZM81 238H79V239H81ZM96 238H97V237H96ZM106 238H107V239H106ZM126 238H127V237H126ZM185 238H186L187 240H189V241H186ZM9 239H10V238H9ZM9 239H8V240H9ZM25 239H26V240H25ZM37 239H38V238H37ZM37 239H35V240H37ZM54 239H55V238H51L52 241H53ZM68 239H69V238H68ZM68 239H56V240L53 241V242H49V241L47 242V241H46V242H44V243H41V241H40V244H38V245L40 246V245L42 244V245H43V248H42L41 246H40V247H41L42 249H44V250L41 249L42 251H40V248H39L38 250H39L40 252L37 251V250L34 251V252H31V254H32V253H34V254H32L31 257H30V254H29L30 259H29L28 256L25 257V256L23 255V256L25 257V258H23V261H24V259H26V258L29 259V260H32V262H31V261L27 262V261L25 260V261L23 262V264L26 263V262L29 263V264H49V263L51 264L52 262H54V264H56L55 262L57 261V263H58V260H53V258H52L53 256H55V254H56L58 257H59V256L62 257V255L64 254L63 257H64V258H67L68 256L72 255V253L74 254V251H75V253L80 252L79 255H77L78 258H79V256H81V255H83V256H88V257H87V258H86V257H85V258H84V257H81V258H79V260H77V259H75V258H76V256H75V257H72V258H71L72 260H69V259H67V260L73 262V259H75V260H76L75 264H77L78 261H82L83 258L86 259V260H89V259H88V258H89V255L86 254L87 252H89V250H88L89 248H88V249L86 248L87 245H83L85 248H83L82 251H83L84 253H82L80 250H81V248H82L83 246H81V248H79V249H76L77 251H76V250H73V247L75 248V247H77L78 245H79V247H80V244H77L78 242H75V241H74V240L79 241V239H75V238H74L73 241H74L75 243H73L72 240H70V239L68 240ZM84 239H82V241H83ZM87 239H88V240H86L85 242H89V241H90V243H92L93 245H95V243H94L95 240L98 241V239H95V238H92V239H91V238H87ZM89 239H91V240H89ZM119 239H118V240H119ZM165 239H167V241H166ZM176 239H177V240H176ZM200 239H201V240H200ZM227 239H230L231 242H229V240L227 241ZM234 239H235V238H234ZM8 240H7V241H8ZM20 240H18V241H19V242H22V240H21V241H20ZM92 240H93V242H92ZM100 240H101V239H100ZM107 240H108V242H107ZM146 240H144V241H146ZM156 240H157V236H156ZM33 241H32V242H33ZM37 241H38V240H37ZM37 241H35L34 244H35V246L38 248V246L36 245V242H37ZM44 241H45V240H44ZM71 241H72V242H71ZM116 241H117V240H116ZM119 241H120V240H119ZM122 241H123V240H122ZM122 241H121V243H122ZM126 241H127V240H126ZM165 241L167 242V244H165V243H166ZM28 242H27V243H28ZM32 242H31V243H32ZM42 242H43V241H42ZM127 242H128V241H127ZM205 242H209V243H207V245H205ZM228 242H229V243H228ZM12 243H13V242H12ZM37 243H38V242H37ZM80 243H82V242H80ZM99 243H101V241H100ZM106 243L104 242L103 244H106ZM117 243H120V242L117 241ZM124 243H125V241H123V243H122L123 246H124ZM227 243H228V244H227ZM9 244H10V243H9ZM34 244H33V246H34ZM74 244H76V246H74ZM84 244H88V243H84ZM96 244H98V243L96 242ZM149 244L151 245V243H149ZM81 245H82V244H81ZM90 245H91V244H90ZM90 245H89L88 247H90ZM99 245H100V244H99ZM125 245H126V243H125ZM150 245H149V246H150ZM12 246H13V245H12ZM95 246H96V245H95ZM101 246H104V245H100V247H101ZM152 246H150L149 248H151ZM164 246H163V249H164V248L166 249V247H164ZM169 246H170V247H169ZM181 246H184V247H185V248H183V251H182V252H181V250L179 251V248L181 249ZM205 246H209V248H205ZM214 246H215V248H214ZM92 247H94V246H91V247H90V252H89V253H91V251L94 250ZM97 247H98V246H97ZM117 247H121V248H120L121 250L118 249ZM210 247H211V248H210ZM9 248H10V247H9ZM114 248H116V250H115ZM159 248H160V247H159ZM204 248H205V249H204ZM33 249H35V248L33 247ZM48 249H51V250L54 251V253H55V254H54V253H52L51 251H48V253H49L50 255H48V254H47V255H48V257L52 258L53 261L50 260V261H52V262H50V261L48 262V260H47V261L45 260V259L48 258L47 255H45V254H46V251H47ZM67 249H68L69 251H70V249L73 250V251H72V250L70 251V255H69V251H68ZM84 249H85L86 251H87V250H88V251L85 252ZM91 249H92V250H91ZM111 249H114V251L110 252ZM201 249L206 250L207 252H206V251H203V250H201ZM208 249L210 250V252H209ZM103 250H104V251H103ZM107 250H108V251H107ZM117 250H119L120 252H118ZM125 250H127V251L125 252ZM175 250H178V251H175ZM196 250H197V252H195ZM198 250H199V251H198ZM215 250H216L217 252H216L215 255H214ZM32 251H33V250H32ZM43 251L45 252V254H44ZM105 251H106V252H105ZM116 251H117L118 253H116ZM151 251H150V252H151ZM163 251H164V250H163ZM201 251H202V252H201ZM36 252H37V254H36ZM41 252H42V253H41ZM66 252L68 253V255H66V254H67ZM95 252H94V254H93V252H92V254L94 255V258H93L94 261H96V260L98 259V257H97V255L95 254ZM103 252H104V253H103ZM109 252L111 253V254H110V257H112L114 261H115V259H116L117 262H116V261L113 262L112 258L108 257V256H109V254H108ZM114 252H115V253H114ZM169 252H171V253H169ZM198 252H199V254L202 253L203 255L200 254V255H201L200 257H199V255H198L199 258H196L197 260H195V257H194V256L196 255V257H197ZM65 253H66V254H65ZM81 253H82V254H81ZM105 253H106V254H105ZM112 253H114V254H112ZM204 253H206V254L204 255ZM209 253H210V254H209ZM43 254L45 255V257H44ZM80 254H81V255H80ZM84 254H85V255H84ZM115 254H116V256H115ZM117 254H118V255H117ZM120 254H121V255H120ZM125 254H126V255H125ZM75 255H76V254H75ZM106 255H107V256H106ZM112 255H113V256H112ZM124 255H125V257H124ZM163 255H164V256H163ZM216 255H217V256H216ZM32 256H33V257H32ZM57 256H56V258H57ZM72 256H73V255H72ZM117 256H120V257H119V258L121 259V260L119 259L120 261L117 260V258H118ZM21 257H22V256H21ZM46 257H47V258H46ZM96 257H97V259H96ZM102 257H103V258H102ZM123 257H124V258H123ZM152 257H154V258L152 259ZM191 257H192V258H191ZM8 258H9V257H7L6 259H8ZM54 258H55V257H54ZM107 258H108V259L110 258L111 261L108 260ZM114 258H115V259H114ZM148 258H150V259H148ZM10 259H11V258H10ZM10 259H9V260H10ZM19 259H20V258H19ZM58 259L60 260L61 258H58ZM84 259H83V260H84ZM93 259H92V260H93ZM198 259H200V261H199ZM9 260H8V261H9ZM61 260H62V259H61ZM61 260H60V262H61ZM63 260L66 261L65 259H63ZM147 260H148L149 262H148ZM6 261H7V260H6ZM8 261H7V262H8ZM12 261H14V260L11 259V262H8V263L11 264ZM16 261H18V259H17ZM16 261H14V262H16ZM64 261L61 262V263H64V264H65ZM89 261H91V260H89ZM123 261H124V262H123ZM156 261H157V260H156ZM7 262H6V264H8ZM14 262H13V263H14ZM18 262H20V263H18ZM18 262H16V263H17V264H22V261H21V260L18 261ZM30 262H31V263H30ZM85 262H86V261H85ZM97 262H98V260H97ZM97 262H96V264H97ZM105 262H106V263H105ZM128 262H129V263H128ZM157 262H158V261H157ZM67 263L69 264L70 262H67ZM80 263H81V262H80ZM98 263H100V262H98ZM14 264H15V263H14ZM58 264H60V263H58ZM70 264H71V263H70ZM83 264H84V263H83ZM87 264H89V263H87ZM90 264H92V263H90ZM156 264H158V263H156ZM159 264H160V263H159Z\"/></svg>",
  "mask_w": 264,
  "mask_h": 264
}]
</instances>
